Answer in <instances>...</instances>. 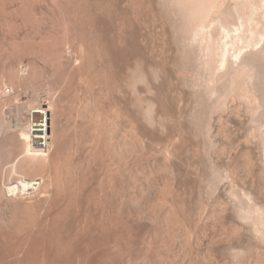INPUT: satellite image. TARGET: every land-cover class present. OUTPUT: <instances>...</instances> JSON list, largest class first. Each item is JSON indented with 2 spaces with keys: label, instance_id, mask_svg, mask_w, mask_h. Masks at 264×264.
<instances>
[{
  "label": "rangeland",
  "instance_id": "rangeland-1",
  "mask_svg": "<svg viewBox=\"0 0 264 264\" xmlns=\"http://www.w3.org/2000/svg\"><path fill=\"white\" fill-rule=\"evenodd\" d=\"M17 1V2H16ZM0 0V22L2 21V23L0 24L1 26V29H0V68H2L0 71L4 72V74L2 72H0V88L3 87V89H0V93L2 96L0 98V117H2V119L0 118L1 122H0V158L1 159V162H0V166L1 168L3 167V162L2 161H5L4 162V166L5 168L3 167L2 168V171H1V168H0V182L2 181V183H0V207L2 208V211H5V212H2L0 211V264H215L216 261L218 260V262L216 264H230L231 261H232V264H236L239 262V259H242L240 260L241 263L243 264H264L263 261H264V256L260 254V258H257L256 256H258L257 254V251H258V246L261 245V242L260 243H254L255 240H253L254 236H253V233L251 232L252 231V226L250 227V225H247L246 224H251V223H247L245 225H239L240 223V220L238 218V216L236 217L235 216V213L234 212V209H237L238 207H241V205H244L242 207H245V206H249L251 202H254V201H258V202H262L261 199L263 200V204H264V199L261 198L260 196V192L262 191V188H264V156L262 157V155H264L263 153H260L259 152H263L264 149H261L264 147V122L262 123L261 121H264V104L263 102L261 103L262 99L264 101V86H261V85H264V83H262L264 80V46L262 47V45H264V8H262L264 6V0H260L255 2L254 3L257 5H255L253 3L252 0H250V2L247 3L248 0H241V2L243 1L246 6L244 5V3L242 2V6H243V9L242 10L241 8V2L239 1V4H238V1L237 0H219L220 2L217 1V4H214L216 2V0H209L208 2L205 0H200L201 3L203 4H200V1L199 3L197 2L198 0H195L193 3L197 4L194 6L196 8H199L200 10L204 9L205 11L207 10V13L208 11L212 12V10H216L213 11L212 13H210V16L211 18H208L210 20L205 19V21L207 22L206 25L208 24V21H209V24L207 25V27H205L206 29H204V31L202 32V34L197 37L199 38L200 40H195V37L193 39V36H189V35H192V32L191 31H188L190 29H193V28H189L187 29L188 27H192L190 26L191 24L194 25V27H196V25L198 24L197 20L200 21V19L204 20V17L207 18L208 15L206 14V12H203L199 13V15L196 17L198 18L194 23L193 21H191V24H186V23H189V19L190 20H195L196 17H194L192 15L193 12H195L196 8L193 10L194 7H192V9L190 8L192 6V1L193 0H189L191 2L188 3L187 6L188 7V10L190 12V10L192 11L190 14L192 16V19L191 17H188L189 16V12L187 10L184 9L182 10V8H180L181 6L183 7L185 3H187L188 1H184L185 3H181L183 1H179V6L178 4L174 6L175 4V1L173 2L172 0H152V2L149 0H131V4H129V0H123L125 1L123 3L122 0H91V2H88L91 4H93L92 1H94L95 4H91L89 5L86 4V0H73V1H69V0H60L58 2V0H30L32 1L33 3H31L29 0ZM51 1V3H50ZM67 3H66V2ZM106 1V2H105ZM118 1V2H117ZM121 1V3H120ZM135 1V2H134ZM145 1V2H144ZM154 1V2H153ZM172 1V2H171ZM177 1V0H176ZM252 1V3H251ZM22 2V3H21ZM61 2V3H60ZM82 2V3H81ZM102 2V3H101ZM104 2V3H103ZM110 2V3H108ZM115 2V3H114ZM127 2V3H126ZM129 2V3H128ZM134 2V3H132ZM167 2V3H166ZM207 2V3H206ZM213 2V4L211 3ZM258 2H259V5H258ZM12 3V4H11ZM15 3V4H13ZM17 3V4H16ZM20 3V4H19ZM27 3V4H26ZM49 3V4H48ZM59 3V5H61V7L57 6ZM72 3V4H71ZM107 3V4H106ZM114 6H113V4ZM138 5H137V4ZM143 3V4H142ZM146 3V5H145ZM170 3V4H169ZM173 3V4H172ZM204 3H206V5L208 4V6H206ZM210 3V4H209ZM219 3V5H218ZM233 3V4H232ZM237 3V4H235ZM261 3V5H260ZM2 4V5H1ZM4 4V5H3ZM7 4V5H6ZM28 6H26V5ZM63 4V5H62ZM66 4V5H64ZM73 4L76 6L74 7ZM77 4H79L77 6ZM112 4V5H111ZM119 4V5H118ZM121 4V5H120ZM124 4V5H123ZM142 4V5H141ZM199 4L200 7H197ZM222 4V5H220ZM235 4V5H234ZM250 4V5H248ZM263 4V5H262ZM7 7H6V6ZM22 5V7H21ZM24 5V6H23ZM36 5V6H34ZM49 5V6H48ZM52 5V6H51ZM84 5V6H82ZM87 5V6H86ZM91 6V8L89 6ZM96 6V8L98 9H95L93 6ZM98 5V6H97ZM109 6V7H106ZM136 5V6H135ZM205 5V8L207 7L208 9H205L204 7H202L201 9V6H204ZM211 5V6H210ZM213 5H217L218 6V9L220 11H223V12H219L218 9H217V6H215L216 9H213ZM256 6L253 8H256V9H252L250 8V6ZM65 6V7H64ZM73 7V8H69V7ZM80 8H77L79 7ZM122 6V7H121ZM140 6V7H139ZM146 6V7H145ZM172 6V8H171ZM185 6V8L187 7ZM222 6V7H221ZM239 6V7H238ZM2 7H5V8H2ZM12 7V8H11ZM19 7V8H18ZM28 7V9H27ZM41 7L43 9H41ZM56 9H54V8ZM63 7V8H62ZM86 7V8H85ZM90 9V14L89 16H87L88 12H89V9ZM101 7H104V8H101ZM114 7V9H113ZM119 7V8H118ZM139 7V9H138ZM144 7V8H143ZM148 7V9H147ZM174 7V8H173ZM177 7V8H176ZM210 7H213L212 10H210L211 8ZM221 7V8H220ZM236 7V9H235ZM241 7V8H240ZM245 7V8H244ZM257 7L260 9H257ZM9 8V9H8ZM16 8V9H15ZM21 8V9H20ZM32 8V9H30ZM35 8V10H34ZM45 8V10H44ZM61 8V9H60ZM75 8V9H74ZM94 8V9H93ZM118 8V9H117ZM176 8V9H175ZM179 8V9H178ZM184 8V7H183ZM246 8H249V9H252L251 11ZM262 8V9H261ZM13 9V10H12ZM18 9V10H17ZM24 9H25V12H24ZM48 9V10H46ZM74 9V10H73ZM80 9V10H79ZM84 9H86V12L84 11ZM107 9V10H106ZM109 9V10H108ZM117 9V10H115ZM121 9V10H120ZM139 11V12H136V10ZM145 9V10H144ZM178 9V10H177ZM199 9L196 10V13L197 11H199ZM233 9L237 10V11H234ZM239 9V10H238ZM241 9V12L238 14V15H242L243 14V11H244V15L243 17L247 18L248 20H252L251 22L250 21H246L245 18H240L242 16H238L237 13L240 11ZM12 10V11H10ZM19 10L21 11L22 13V16L21 15H18L17 13L20 14ZM30 12H29V11ZM34 12H33V11ZM59 12H58V11ZM61 10V11H60ZM68 10V11H66ZM79 12H78V11ZM95 10V12L93 11ZM114 12H113V11ZM120 10V11H119ZM147 10V11H146ZM254 10V11H253ZM256 10V11H255ZM259 12H258V11ZM10 11V12H9ZM14 11V12H13ZM17 11V13H15ZM27 11V12H26ZM50 11V12H49ZM63 11V12H62ZM67 13H66V12ZM71 11V12H70ZM77 11V12H76ZM82 11V12H81ZM109 11V13H108ZM116 11V12H115ZM123 11V13H122ZM172 11H173V14H172ZM180 15H183V16H180L178 15V13ZM183 11V12H182ZM225 11V12H224ZM233 11V12H232ZM252 11L255 12L253 14V17L252 16ZM2 12V13H1ZM29 12V14H28ZM32 12V14H31ZM48 12V13H47ZM53 12V13H52ZM57 12V13H55ZM62 14H61V13ZM73 12V13H72ZM81 12V13H80ZM85 12V13H83ZM98 12V13H96ZM101 12V13H100ZM105 12V13H104ZM113 12V13H112ZM121 12V13H120ZM125 12V13H124ZM141 12V13H140ZM176 12V13H175ZM186 12V13H185ZM230 15L233 13V15ZM237 12V13H236ZM4 13V14H3ZM7 13V14H6ZM11 13V15H10ZM13 13V15H12ZM41 13H44L45 16H43V14L40 16ZM50 13V14H49ZM66 15H64V14ZM70 13V16H68V14ZM78 16H76L77 14ZM95 13V14H94ZM102 13H104L102 15ZM107 13V14H106ZM138 13V15H137ZM185 13V14H184ZM205 13V14H204ZM216 13V14H215ZM224 17H223V15ZM258 13V14H257ZM9 14V15H8ZM17 14V15H16ZM27 14V15H26ZM47 14V15H46ZM85 14V15H83ZM100 15V17L98 15ZM120 14V15H118ZM126 14V16H125ZM175 14V15H174ZM195 14V13H193ZM198 14V13H197ZM203 14V16H202ZM218 14V15H217ZM221 14V15H220ZM226 14V15H225ZM5 15V16H4ZM26 18H24V16ZM29 15V16H28ZM31 15V16H30ZM54 15V16H52ZM61 15V16H60ZM72 15V17H71ZM81 15V16H80ZM85 16V17H82ZM93 15V16H92ZM97 15V17L95 16ZM115 15V16H114ZM118 15V16H117ZM124 15V16H123ZM174 15V16H173ZM178 17H177V16ZM212 15L215 16V18L212 17ZM222 16L221 18L219 17H216V16ZM7 16V17H6ZM8 16H11V17H8ZM14 16V17H13ZM17 16V17H16ZM21 16V17H19ZM43 16V17H42ZM50 16L52 18H50ZM64 16V17H63ZM68 16V18H67ZM74 16H76L74 18ZM104 16V17H103ZM110 18H109V17ZM112 16L114 18H112ZM123 16V17H122ZM202 16V18H201ZM207 16V17H206ZM233 16V17H232ZM251 16V17H250ZM6 17V18H5ZM38 19H36V18ZM60 17H63V18H60ZM81 17V19H80ZM90 17V18H89ZM102 17H103V20H102ZM107 17V18H106ZM129 17V18H128ZM177 17V18H176ZM184 17V18H183ZM185 17L188 19H185ZM227 19H226V18ZM236 18L238 17L237 19H230V18ZM3 20H2V19ZM15 20H14V19ZM24 20V21H22ZM24 18V19H23ZM29 18V19H28ZM41 18V19H39ZM54 18V19H53ZM79 18V19H78ZM83 18V19H82ZM95 18V19H94ZM99 18V19H98ZM112 18V19H111ZM175 18V19H174ZM225 18V19H224ZM229 18V20H228ZM250 18V19H249ZM5 19V20H4ZM19 19V20H17ZM28 20V23L26 22ZM68 19V20H67ZM71 19V20H70ZM75 19V20H74ZM77 19V20H76ZM90 19V20H89ZM93 19V20H92ZM124 21H123V20ZM185 19V20H183ZM217 19L216 21H214L215 23H213V20ZM241 19V20H240ZM245 19V21H244ZM12 20L11 22H8V21ZM31 20H33V22H31ZM37 20V21H36ZM43 20V21H42ZM55 23H53V21ZM80 20V21H79ZM85 20L84 22H81ZM87 20V21H86ZM94 20H96L94 22ZM115 20V21H113ZM119 20V22H118ZM126 20V21H125ZM178 20V21H177ZM220 20V23H217L218 21ZM228 20V21H227ZM255 20V21H254ZM15 21H17L16 23H14ZM23 23L21 25V23ZM35 21V22H34ZM39 21L41 23H39ZM46 21V22H45ZM49 21V22H48ZM52 23H51V22ZM59 21V22H58ZM71 21V22H70ZM73 21V22H72ZM77 25H76V23ZM89 21V22H88ZM96 24V22H98ZM103 21V22H102ZM110 21V22H109ZM129 23H128V22ZM187 21L186 23H183ZM221 21H226V22H221ZM239 21L240 23H242V21L245 23L243 24H240L239 25ZM29 22H30V25H29ZM68 22V23H67ZM70 22V23H69ZM81 22V23H80ZM94 22V23H93ZM101 22V23H100ZM108 22V23H107ZM114 22V23H113ZM118 22V24L116 23ZM126 24L124 26V23ZM180 22V23H179ZM212 22V23H211ZM231 22V23H230ZM232 22H237V23H232ZM253 22V23H252ZM8 23V24H7ZM19 23V24H18ZM66 23V24H65ZM74 23V24H73ZM89 25H88V24ZM106 26H105V24ZM112 23V24H111ZM120 23V24H119ZM123 23V24H122ZM223 26H221L222 24ZM229 23L231 25H229ZM246 23H248L249 25H247ZM6 24V25H5ZM27 24V25H26ZM46 24V25H45ZM55 26H54V25ZM79 24V25H78ZM82 24V25H80ZM91 24V25H90ZM94 24V25H93ZM108 24V26H107ZM109 24H110V27H109ZM117 24V25H115ZM122 24V26H121ZM128 24V25H127ZM180 24V25H179ZM182 24V25H181ZM212 25L214 24V28H215V32H214V28L213 26H210L209 25ZM219 24V25H217ZM225 24V25H224ZM252 24V25H251ZM9 25V27H8ZM15 25H18V27H13ZM29 25V27H28ZM41 25H45L44 27L41 26ZM64 25V26H63ZM70 27H69V26ZM72 25H74L72 27ZM78 26L76 28V26ZM85 25V26H83ZM87 25V28H85ZM101 26V28L104 29L107 27V30H104L102 32L101 29L98 28V26ZM178 25V26H176ZM187 27H186V26ZM233 25V26H232ZM246 25L248 26V28H246ZM13 28H12V27ZM21 26V27H20ZM24 26V27H23ZM27 26V27H26ZM33 26V27H31ZM58 26V27H57ZM66 26V27H65ZM68 26V27H67ZM95 27V29L93 27ZM119 26V28H118ZM124 26V28H123ZM127 26V27H126ZM131 26V28H130ZM134 26V27H133ZM185 26V28H184ZM242 26V27H241ZM245 26V27H243ZM250 26V27H249ZM4 27V28H3ZM50 27V28H48ZM75 27V28H74ZM80 27V28H79ZM84 27V28H83ZM97 27V28H96ZM115 28V29H112ZM117 27V28H116ZM223 29L220 30V28ZM228 27V28H227ZM8 28V29H6ZM23 28V29H22ZM26 28V29H25ZM29 28V29H28ZM32 28V29H30ZM37 28V29H36ZM41 28V29H40ZM44 30H43V29ZM67 28V29H65ZM70 28H72V30L70 31ZM92 28V29H91ZM109 28V30H108ZM128 28V30H126ZM177 28V29H176ZM212 28V29H211ZM219 28V29H218ZM244 28V29H243ZM12 29V31H11ZM19 29V30H18ZM39 29V30H38ZM48 29V30H47ZM54 31L50 33V30ZM74 29V30H73ZM77 29V30H76ZM82 31H81V30ZM85 29V30H84ZM89 29V30H88ZM97 29V30H96ZM118 29V30H117ZM121 29V30H119ZM123 29V30H122ZM131 29V31H130ZM179 29V30H178ZM228 29V31L226 30ZM238 29V31H237ZM5 30H6V33H5ZM15 33L17 32V34H13L14 31ZM21 30V31H20ZM24 30V31H22ZM28 30H29V33H28ZM37 30V33H35ZM42 30V31H41ZM47 30V32H46ZM67 30L69 31L68 33ZM88 30V32H87ZM99 30V31H98ZM101 30V31H100ZM114 30V31H113ZM116 30V31H115ZM125 30V31H124ZM133 30V32H132ZM186 30V32H185ZM213 31V33H210L209 35V31ZM220 30V31H219ZM231 30V31H229ZM241 30V31H240ZM35 31V32H33ZM62 34H61V32ZM92 31V33H91ZM109 31V32H108ZM110 31L111 34H110ZM121 31V32H120ZM128 31V32H126ZM210 31V32H211ZM218 31V32H217ZM224 31V32H223ZM2 32V34H1ZM21 32V33H20ZM24 32V33H23ZM27 32V33H25ZM30 32L32 34H30ZM40 32V33H38ZM46 34H45V33ZM72 32V33H71ZM76 32L78 34H76ZM86 32H87V35H86ZM90 32V33H89ZM125 32V33H124ZM223 32V33H222ZM243 34H242V33ZM4 33V34H3ZM20 33V34H19ZM42 33V34H41ZM58 33V34H57ZM71 33V34H70ZM99 35H98V34ZM108 33V34H106ZM116 33V34H115ZM127 33V34H126ZM132 35H131V34ZM184 33V34H183ZM189 35H188V34ZM222 33V34H221ZM232 33V34H230ZM241 33V34H240ZM259 33V34H258ZM8 36V38H12L11 40L9 39H6V36ZM12 34V35H11ZM28 34V35H26ZM34 34V35H33ZM44 34V35H43ZM74 34V36H73ZM80 34V35H79ZM81 34L83 36H81ZM93 34V35H91ZM102 34L104 35L103 37L106 38V43L108 41V43H110L111 45L113 46H109V44L107 45L108 47L112 48H117V51L118 54L121 52H123V55H127L128 51L127 49H130V53L129 55L132 53L131 57H129L130 59V64L131 65V70L130 68L127 69L126 68V72L128 75L129 73H131L128 77H127V74L126 73H122L121 76H123V79H120L122 78L120 75H119V79L121 80L120 82L118 81L117 82V79H113L114 81H110L112 80V76L113 75H116V67L114 69V66H111L113 65L112 63V60H109L110 57H106L104 54L100 56V54H102V43H100L99 45V42L101 41L102 42ZM136 37H134L135 35ZM183 34V35H182ZM219 34V37L218 35ZM221 34V35H220ZM225 34L227 36H225ZM236 36H233L235 35ZM245 34V36H244ZM257 34L258 36H261V38L258 36L255 35ZM20 37H19V36ZM25 35V37L23 36ZM39 35V36H37ZM47 35V36H46ZM50 35H51V38H50ZM57 36V38L55 36ZM71 35V36H70ZM76 35V36H75ZM79 35V36H78ZM86 37H85V36ZM89 35V36H88ZM106 35V36H105ZM120 35V36H118ZM122 35V36H121ZM125 35V36H124ZM127 35V36H126ZM208 37H206V36ZM218 39H217V37ZM224 35V37L222 36ZM241 35H242V39H241ZM247 35V36H246ZM1 36H5L4 39H2L3 37ZM22 36V37H21ZM29 36V37H28ZM32 36V37H31ZM45 36V37H44ZM60 36V37H59ZM66 38H65V37ZM93 36V37H92ZM95 36V37H94ZM98 36V37H97ZM101 36V37H100ZM117 36V37H116ZM132 36V37H131ZM181 36V37H180ZM183 36V37H182ZM188 36V37H187ZM202 36H205L204 39H207L206 41L202 38ZM216 38H214V37ZM230 36V37H229ZM240 36V38H239ZM244 36V37H243ZM251 36V37H249ZM13 37H15L13 39ZM24 37V39H23ZM34 37V38H33ZM44 37V38H43ZM53 37V38H52ZM72 37L74 40H72ZM79 40H78V38ZM92 37V38H91ZM100 37V39L97 41L95 39H98ZM113 37V38H112ZM124 39H122V38ZM125 37V38H124ZM134 37V38H133ZM186 37V38H185ZM201 37V38H200ZM211 39H210V38ZM213 37V38H212ZM228 37V38H227ZM233 37V38H232ZM235 37V39H234ZM253 37H256L253 38ZM28 38H31V39H28ZM46 38V40H45ZM63 38V39H62ZM70 38V39H68ZM82 38V39H81ZM88 38V39H86ZM91 38V39H90ZM109 40H108V39ZM112 39V42H111V39ZM116 38V39H115ZM128 38V39H127ZM188 38V39H187ZM190 38V40H189ZM221 38V39H220ZM227 38V39H226ZM243 38L246 39V41L253 43L255 42V46H253V44L251 45V43H246L245 39L243 40ZM1 39L3 40L2 43H1ZM22 39V40H21ZM48 39V40H47ZM77 39V40H76ZM93 39V41H92ZM118 39V40H117ZM122 39V40H121ZM131 39H134V40H131ZM183 39V40H182ZM185 39V40H184ZM193 39V40H192ZM210 39V40H209ZM220 39V40H219ZM233 39V40H232ZM242 41H241V40ZM261 39V40H259ZM9 40V41H8ZM30 40V41H29ZM32 40V41H31ZM43 40V41H41ZM65 40V41H64ZM69 40V41H68ZM91 40V41H90ZM115 40V41H114ZM126 40V41H125ZM130 40V41H129ZM137 40V41H136ZM188 40V42H187ZM217 40L218 41H221V45L224 47L222 48H219L221 47V45L219 44L218 42V47H214V42ZM227 40V41H226ZM232 40V42H231ZM236 40H239L240 43ZM254 40V41H253ZM257 40H259L257 42ZM8 43H6V42ZM15 41V42H14ZM41 41V42H40ZM54 41V42H53ZM61 41H62V45L61 44ZM67 41L69 42L68 45H67ZM77 41V42H76ZM79 41V42H78ZM85 43H84V42ZM96 41V42H95ZM122 41L124 43H122ZM180 41L182 42L180 43ZM204 41V42H203ZM210 41V42H208ZM229 41V42H228ZM236 41L237 42V45H236ZM244 41V42H243ZM262 41V42H261ZM11 42V43H10ZM15 44H13V43ZM40 42V43H39ZM46 42V44H44ZM50 42V43H49ZM64 42V43H63ZM71 42V43H70ZM98 42V47L95 43ZM117 42H118V45H117ZM127 42V43H126ZM200 45V46H197L196 44ZM208 42V49L207 51L205 49H207V44L205 45V43ZM225 42V43H224ZM243 42L242 45H240L241 43ZM261 42V43H260ZM19 43V44H18ZM21 43V44H20ZM24 43V45H23ZM28 43H31L29 44L30 47L29 49L27 50L28 48ZM39 43V44H38ZM52 43V45H51ZM56 43V44H55ZM81 43V44H79ZM86 45H84V44ZM91 43V44H90ZM135 45H133V44ZM137 43L139 45H137ZM188 43V44H187ZM229 43V44H228ZM239 43V44H238ZM258 43V45H257ZM260 43V44H259ZM4 44V45H2ZM7 44V45H6ZM27 44V45H26ZM35 46H34V45ZM73 44V45H72ZM78 44V45H77ZM93 44V45H92ZM123 44V45H121ZM186 44V45H185ZM191 44V45H190ZM194 44L197 46H194ZM204 44V45H203ZM210 44V45H209ZM212 45V47H214V51L212 49V47H210ZM225 44V45H224ZM231 44V45H230ZM234 44V46H233ZM9 45V46H8ZM15 45V46H14ZM17 45V46H16ZM22 46L21 48H19L20 46ZM37 45V46H36ZM39 45H41L39 47ZM43 45V46H42ZM70 45V46H69ZM73 47H72V46ZM83 46V48H81V46ZM89 45V46H88ZM106 45V44H105ZM126 45V46H125ZM129 45V46H128ZM190 45V46H189ZM193 45V46H192ZM230 45V46H229ZM4 46H6L4 49ZM8 46V47H7ZM25 46V47H24ZM31 46H34L33 48ZM61 46V47H59ZM65 46V48L63 47ZM87 46V47H86ZM96 46V47H95ZM101 46V47H99ZM117 46V47H116ZM131 46V48H130ZM133 46V47H132ZM137 48H135V47ZM140 46V47H139ZM182 46V47H181ZM188 46V47H187ZM241 46V47H239ZM243 46V47H242ZM247 46V47H246ZM255 47V51H254V48H252L250 50V47ZM257 46V47H256ZM17 49H16V48ZM24 47V49H23ZM44 47H47V48H44ZM51 47V48H50ZM54 47V48H53ZM58 47V48H57ZM77 47V48H75ZM90 47V48H88ZM92 47V48H91ZM120 47V48H119ZM190 47V48H189ZM193 47V48H192ZM194 47H196L194 49ZM199 47V48H198ZM200 47H204L202 50H200ZM225 47L227 49H225ZM231 47V48H230ZM234 47V48H233ZM238 47V48H236ZM12 48V50H11ZM18 48H19V51H18ZM32 50H31V49ZM36 48H38L36 50ZM49 48V49H48ZM64 49L62 51V49ZM67 48V49H66ZM69 48V49H68ZM74 48V49H73ZM88 48V49H87ZM97 48V50H96ZM101 48V49H99ZM106 48V47H105ZM113 48V49H114ZM126 48V49H124ZM136 49V50H131V49ZM182 48V50H181ZM187 48V49H186ZM217 48H219L220 50L219 51H215V49L217 50ZM243 50H242V49ZM249 48V49H248ZM258 48V50L256 51V49ZM261 48V49H260ZM263 48V49H262ZM48 49V50H46ZM122 49V50H121ZM191 49V50H190ZM194 49V51L192 50ZM200 51H198V50ZM229 49V51H228ZM235 49V50H234ZM237 49V50H236ZM242 52H241V50ZM246 49V50H245ZM11 50V51H10ZM14 50V52H13ZM21 50V51H20ZM24 50H25V54H26V51H27V55L30 54V56H26L24 54ZM34 50V51H33ZM57 50V51H56ZM79 52H78V51ZM82 52H81V51ZM93 53H91V51ZM116 50V49H115ZM141 50V51H140ZM196 50V51H195ZM212 50V51H211ZM227 52V54H225L223 51ZM234 50V52H232ZM239 50V51H238ZM249 50V51H248ZM262 50V51H260ZM4 51V52H3ZM19 54H18V52ZM23 51V52H22ZM28 51H31V52H28ZM36 51V52H35ZM40 51V53H39ZM46 54V52H48ZM62 51V52H61ZM72 51V52H71ZM88 54H87V52ZM97 51V52H96ZM99 51V52H98ZM134 51V52H133ZM190 51V52H189ZM202 51V52H201ZM212 52L209 53L208 52ZM245 51V52H244ZM54 52V53H53ZM60 52V53H59ZM66 52V54H65ZM70 52V53H69ZM74 52L76 55H74ZM90 52V53H89ZM140 52V53H139ZM188 52V54H187ZM194 52V53H193ZM203 53V54H198V53ZM207 52V54H206ZM214 52H217V54L215 53V55H213ZM219 52L223 53V54H218ZM241 52V53H240ZM2 53V54H1ZM16 53V54H15ZM37 53V54H36ZM39 53V54H38ZM52 53V54H51ZM56 53V56L54 57ZM80 53L83 55H80ZM84 53H86L84 55ZM100 53V54H99ZM120 53V54H121ZM127 53V54H126ZM186 53V55H185ZM192 53V54H191ZM197 53V54H196ZM204 53H205V59L204 58ZM236 53L235 55H232ZM241 55H244L243 57L240 56ZM246 53H247V57H246ZM22 54V55H21ZM24 54V55H23ZM32 54H35V55H32ZM43 54V55H42ZM54 54V55H53ZM63 54V56L61 55ZM97 55L96 57L94 56ZM147 56H146V55ZM193 54H194V57H193ZM225 54V55H224ZM229 54V56H228ZM20 55V56H19ZM37 55V56H36ZM41 55V56H40ZM47 55V56H46ZM58 55V56H57ZM66 55V56H65ZM69 55V56H68ZM91 55V56H90ZM135 56V60H132L133 57ZM188 55V56H187ZM191 55V56H190ZM199 57H198V56ZM210 56V57H207V56ZM217 55L219 56L218 58H224V62L223 64H225L227 66V68L223 65L225 68L224 70L222 69V75L224 74V77H221L219 72L221 71V68H218V62L216 63V61H218L219 59L216 58ZM223 55V56H222ZM240 56V57H237ZM23 56V57H22ZM39 56V57H38ZM50 56H53L54 58L51 59ZM68 56V57H67ZM82 56V57H81ZM128 56V55H127ZM201 56V57H200ZM203 56V58H202ZM212 56L214 57L215 56V61H214V58L212 59ZM229 58H228V57ZM235 56V57H234ZM259 56V57H258ZM22 57V59L20 58ZM48 57V58H47ZM58 57V58H57ZM64 57V61L62 62V59ZM89 57H91L89 59ZM95 57V58H93ZM140 57V58H138ZM144 57V58H143ZM147 57V58H145ZM188 57V58H187ZM231 57V58H230ZM257 59H256V58ZM261 57V58H260ZM263 57V58H262ZM4 58V59H3ZM23 58H24V61H23ZM33 58V59H32ZM39 58V59H38ZM60 58V59H59ZM70 58V59H69ZM83 58V59H82ZM105 60H102L104 59ZM108 58V60H107ZM142 58V60H141ZM196 58H199L198 60H201L202 58V61L203 62V59L206 61V63L204 64H207L209 61H212L210 65H212V63L214 62L216 64V68L214 67L215 64H213V67L209 65V63L207 64V66L209 67H206V65H204L203 63H199V61L195 60ZM212 60H211V59ZM234 58V60H233ZM20 59V64L18 63ZM42 59L44 61V63L42 62ZM67 61H66V60ZM69 59V60H68ZM111 59V58H110ZM138 59V60H137ZM144 59V61H143ZM146 59V60H145ZM189 59H194V61L192 60H189ZM218 59V60H217ZM220 59V60H221ZM228 59V62H226V60ZM236 59V60H235ZM244 59V60H243ZM249 59V60H248ZM259 59V60H258ZM5 62H4V61ZM18 60V61H17ZM48 60V63L46 62ZM60 60V61H59ZM72 60V62H71ZM82 60V61H81ZM137 60V61H136ZM150 60V61H149ZM220 60H219V63H220ZM239 60V61H237ZM248 62H246V61ZM262 60V61H260ZM3 61V62H2ZM22 61V62H21ZM35 61V62H33ZM70 61V63H69ZM86 61V62H85ZM107 61V62H105ZM111 61V62H110ZM131 61H133V63H131ZM142 61V62H141ZM189 63H188V62ZM208 61V62H207ZM222 61V60H221ZM229 61H234L229 63ZM244 61V62H243ZM255 61V62H254ZM258 61L261 63H258ZM7 62L9 64H7ZM17 64V67H16V64ZM32 62V63H31ZM41 62V63H40ZM56 64H54V63ZM65 62V63H64ZM78 62V63H77ZM84 64H82V63ZM85 62V63H84ZM89 62V63H87ZM97 64H95V63ZM101 62V63H100ZM104 62V63H103ZM110 62V63H109ZM147 66H145L146 64ZM151 62V63H150ZM199 64H198V63ZM237 62V63H236ZM30 63V64H28ZM36 63V64H35ZM46 63V64H45ZM52 63V64H51ZM61 63V64H60ZM68 63V64H67ZM76 63V64H75ZM93 63V65H92ZM100 63V65H99ZM105 63H109V64H105ZM144 63V64H143ZM166 63V64H165ZM198 65H197V64ZM241 63H245V64H241ZM250 63V64H249ZM252 63V67L250 66ZM257 65V67L261 68V69H258L257 67H254V65ZM14 64V65H13ZM65 64V65H64ZM70 64V65H69ZM79 64V65H78ZM89 65L88 67L86 65ZM105 67H103V65ZM111 64V65H110ZM136 64V65H135ZM141 64V65H139ZM151 64V65H149ZM165 64V65H164ZM194 64V65H193ZM200 64H202L201 68H200ZM229 64L230 67H232V69H230L228 71V67H229ZM236 64V65H235ZM239 64V66L237 65ZM241 64V65H240ZM249 64V65H248ZM11 65V66H10ZM26 65V66H25ZM48 67H47V66ZM74 65V66H73ZM82 66V69L81 66ZM95 65V66H94ZM98 65V66H97ZM102 65V66H101ZM108 65V67H107ZM110 65V67H109ZM135 67H134V66ZM139 67H138V66ZM197 65V66H196ZM220 65V66H221ZM233 65V66H232ZM248 67H247V66ZM3 66V67H2ZM20 66V67H19ZM23 66V67H22ZM51 66V67H50ZM56 66V67H55ZM60 66V67H59ZM65 66V67H64ZM69 66V67H67ZM73 66V67H72ZM79 66V67H78ZM133 66V67H132ZM144 66V67H143ZM150 66V67H149ZM194 66V68H193ZM219 66V67H220ZM236 68H235V67ZM243 66V67H242ZM250 66V67H249ZM26 67V68H25ZM33 67V68H32ZM47 67V68H46ZM55 67V68H54ZM65 68V69H62ZM92 67V68H91ZM95 67V69H94ZM99 67V68H98ZM103 67V68H102ZM108 69H107V68ZM141 67H143L144 69H140ZM147 67H149V69L152 70V73L151 70H149ZM201 70V73H205V74H202L200 73V70ZM212 67L213 69H216V71L218 72H215L212 68L209 70V68ZM222 67V66H221ZM237 67H239V72L241 74H243L241 76V74L239 73L238 76L239 78L236 77L235 74L236 71L234 72L235 69H238ZM242 67V68H241ZM246 67V68H244ZM5 68V69H4ZM35 68V69H34ZM49 68V69H48ZM52 68V69H51ZM58 68H61L59 70H57ZM68 68V69H67ZM74 68H79V74L77 75L78 73V69H74ZM101 68V69H100ZM106 68V69H105ZM137 68V69H136ZM204 68L205 71H207L209 74L212 75L213 72V77L211 75H209L208 73H206L205 71H202ZM208 68V69H207ZM223 68V67H222ZM234 68V69H233ZM250 68V69H249ZM257 68V69H256ZM9 69V70H8ZM16 69V70H15ZM29 69V70H28ZM32 69V72H30ZM43 69V70H42ZM54 69V70H53ZM70 69V70H69ZM87 71H86V70ZM104 69V70H103ZM111 69V70H110ZM113 75L111 74V72H114ZM140 69V71H139ZM198 69V70H196ZM220 69V70H219ZM226 69V70H225ZM244 69V70H243ZM245 69L247 72H251V70H253L254 72H256L259 76H257V74L255 73H247L245 72ZM256 69V70H255ZM6 70V71H5ZM19 70V71H18ZM42 70V71H41ZM49 70V71H48ZM52 70V71H51ZM66 70V71H65ZM74 70V71H72ZM85 70V73H87L86 75L83 73ZM90 70V71H89ZM94 70V71H92ZM98 72H97V71ZM136 70V71H134ZM147 70V71H145ZM149 70V71H148ZM219 70V71H218ZM233 70V71H232ZM242 70V71H241ZM259 70H262L259 72ZM21 71V72H20ZM36 71V72H35ZM38 71V72H37ZM57 71V72H55ZM72 71V73L70 72ZM82 71V73H81ZM92 71V72H91ZM96 71V72H95ZM104 71V72H103ZM110 72V75L108 74V72ZM120 71V70H119ZM134 71V72H133ZM230 72L229 74L226 75V72ZM7 72V73H5ZM11 72V73H10ZM22 72H24V74L26 75V77L23 75L22 76ZM48 72V73H47ZM55 72V73H54ZM66 76H63L65 73ZM90 72V73H89ZM118 72V71H117ZM122 72V71H121ZM141 72V73H140ZM149 72V74L147 73ZM235 74H234V73ZM245 72V73H244ZM263 72V73H262ZM15 73V74H13ZM19 73V74H18ZM27 73V74H26ZM32 73V74H31ZM35 73V75H34ZM36 73H39V74H36ZM58 73V74H57ZM61 73L63 74L61 76ZM76 73V74H75ZM97 73V74H96ZM101 73V75L99 74ZM146 75H145V74ZM249 74L250 76L247 77V74ZM10 74V75H9ZM55 74V75H54ZM105 74V75H104ZM107 74L109 76H107ZM126 74V75H125ZM143 74V75H142ZM216 76H215V75ZM244 74H246L244 76ZM254 76H253V75ZM9 75V76H8ZM19 75H21V77L23 78H17V76L19 77ZM28 75V76H27ZM37 75V76H36ZM53 75V76H52ZM150 75V77H149ZM153 75V76H151ZM155 75V76H154ZM158 75V76H156ZM201 78H199L198 77ZM208 75V76H207ZM230 75H234L238 80H241V82H238V80H236V78L233 76H230ZM8 76V77H7ZM15 77V79L17 80H14L12 79V77ZM32 76V78H31ZM34 76V77H33ZM40 76V77H39ZM42 76V77H41ZM44 76V77H43ZM48 78H47V77ZM58 76V77H57ZM72 76V77H71ZM91 76V77H90ZM92 76H94L92 78ZM104 76V77H103ZM137 76V77H136ZM144 76V78H143ZM220 76V77H219ZM230 79H229V77ZM7 79H6V78ZM13 77V78H14ZM25 77V78H24ZM30 77V78H28ZM46 77V78H45ZM56 77V78H55ZM114 78H116L115 76H113ZM127 77V80H125V78ZM149 77V78H147ZM155 77V78H154ZM214 77H216V79L218 78V82L217 80H215L216 83H214ZM242 77V78H241ZM245 77V78H243ZM253 78V80L251 81L250 79ZM256 77V79L254 78ZM4 78V79H3ZM36 78V79H34ZM40 78V79H38ZM42 78V79H41ZM108 78V79H107ZM205 78V80H204ZM207 78V79H206ZM209 78V80H208ZM210 78L213 79V85L214 87L218 88L216 89V91H221V92H217L215 94V96H212V95H209L210 93L207 92L208 90H206L207 87H205V83H206V86L208 85V87L210 86L209 84H212L210 83ZM220 78V79H219ZM224 78V79H223ZM262 78V80L260 79ZM12 79V81L9 83V80ZM23 79V80H22ZM34 79V80H33ZM102 79L103 82H101L100 80ZM104 79V80H103ZM118 79V80H119ZM146 79V80H145ZM155 79V80H154ZM158 79V80H157ZM198 79H199V82H198ZM221 79H223L221 81ZM230 81H229V80ZM235 79V80H234ZM245 79V82L243 83ZM248 79V81H247ZM255 79V80H254ZM260 79V80H259ZM5 80V81H4ZM22 80V81H21ZM24 80H26L28 83H31V84H28L26 81L23 85L22 82H24ZM109 80V81H108ZM143 80V81H142ZM149 80V82L147 81ZM157 80V81H156ZM197 80V82H196ZM202 82H201V81ZM204 80V82H203ZM219 80L222 82V85L219 83ZM227 84H226V82ZM232 80V81H231ZM41 81V82H40ZM105 81V83H104ZM107 81V83H106ZM117 82V85H120L117 87L116 84H114V82ZM123 81V82H122ZM126 83H125V82ZM129 83H128V82ZM139 81V82H137ZM140 81L142 83H140ZM146 81V82H145ZM152 81V82H151ZM206 81V82H205ZM234 81L236 83H238V85L234 84ZM248 85H250L248 87ZM254 81V82H253ZM259 81V82H258ZM21 82V84H19ZM35 82V83H34ZM39 82V83H38ZM112 84H111V83ZM115 82V83H116ZM144 82V83H143ZM230 82V83H229ZM253 82V83H251ZM5 83V84H4ZM14 83V84H13ZM18 83V84H17ZM37 83L39 85H37ZM104 83V84H102ZM119 83V84H118ZM134 83V84H133ZM147 83V84H146ZM161 83V85H160ZM195 85H193V84ZM199 83V84H198ZM224 83V85H223ZM231 83L234 84V86H239L238 88L235 86L232 85V88H237L236 89H231L230 86H231ZM243 83V84H242ZM246 83V84H245ZM256 86H255V84ZM259 83V85H258ZM261 83V84H260ZM15 86H13V85ZM110 86H109V85ZM114 84V86H113ZM133 84V85H132ZM219 86H218V85ZM240 84H242V86L245 88V89H240V92H238L239 88H241L242 86H240ZM253 84V86L251 85ZM17 85V86H16ZM20 85V86H19ZM23 85V86H22ZM29 85V87H28ZM32 85V87H31ZM125 87H124V86ZM128 85V86H127ZM130 85V86H129ZM149 85V86H148ZM152 85V86H150ZM156 85V86H155ZM157 85H159L157 87ZM201 85V87H200ZM204 85V87H203ZM217 85V86H216ZM245 85V86H244ZM6 86V87H5ZM19 86V87H18ZM27 87L28 89L24 88ZM116 86V87H115ZM161 86V87H160ZM164 86V88H162ZM199 86V87H198ZM212 86V85H211ZM227 86L233 90L231 92V90L229 88H227ZM252 86V90H250V87ZM258 86V88H257ZM5 87V88H4ZM11 87V88H10ZM18 87V88H16ZM21 87V88H20ZM30 87H31V90H30ZM107 87V88H106ZM108 87H112L113 89H110ZM115 87V88H114ZM133 87V88H132ZM147 87V88H146ZM151 87V89H150ZM156 87V88H155ZM199 88L197 90V88ZM220 87V88H219ZM223 87V88H222ZM226 87V88H225ZM261 88V90L259 91V89ZM7 88V89H6ZM9 88V89H8ZM36 88V89H34ZM122 88V89H121ZM125 88V89H124ZM127 88V89H126ZM144 88V89H143ZM159 88H161L159 90ZM195 88V89H194ZM203 88V89H202ZM212 88V87H211ZM222 88V90H221ZM249 88V90H248ZM21 89V90H19ZM117 89V90H116ZM129 89V90H128ZM132 89H135L132 91ZM213 89V88H212ZM225 89V91H224ZM227 89V90H226ZM229 89V91H228ZM255 89V92L254 90ZM13 90H16L13 92ZM20 92H19V91ZM35 90V91H34ZM105 90V91H104ZM107 90H112V91H109L107 92ZM119 90H120V93H119ZM123 90V91H122ZM149 90V91H148ZM153 90H157L156 92H154ZM162 90V92H161ZM167 90V91H166ZM204 90L206 92H204ZM210 90V88H209ZM234 90H236L237 92H235ZM241 90L242 92L245 90V92H250L253 96H255V98H257L262 92L261 96L259 97H262V98H257L255 99L254 97V100H256L254 103L252 101V97L246 93H241ZM247 90V91H246ZM258 90V94L256 93ZM5 93H4V92ZM20 93H18V92ZM115 91V92H113ZM122 91V92H121ZM129 91V92H128ZM148 91V92H147ZM197 91V92H196ZM200 91V92H199ZM211 91V90H210ZM253 91V92H252ZM49 92V93H47ZM106 92V93H105ZM117 92V93H116ZM132 93V94H129V93ZM136 92V93H135ZM158 92V94H157ZM166 92V94L164 93ZM199 92V94H198ZM222 92H226L224 94V96L227 94L228 96H225L226 98H228V100L224 99L225 97L223 96ZM260 92V94H259ZM5 94L4 96L2 95ZM9 93V94H8ZM16 93V94H15ZM18 93V94H17ZM113 93V94H111ZM124 93H126L124 95ZM134 93V94H133ZM222 95H220V94ZM231 93V95H230ZM233 93L234 96H233ZM237 93V94H236ZM240 93V95H239ZM255 93V94H254ZM12 94V95H11ZM14 94V95H13ZM34 94V95H33ZM116 96L115 98H111L112 96ZM117 94V95H116ZM120 94V95H119ZM165 96V98L162 96ZM195 94V95H194ZM9 95V96H7ZM24 95V96H23ZM26 95V96H25ZM46 95V96H45ZM48 95V96H47ZM122 95V98L120 97ZM130 95V97H129ZM133 95V96H132ZM150 95V96H149ZM154 95V96H153ZM160 95V96H159ZM213 97L214 100H212L211 98H208L207 97ZM219 95V96H218ZM230 95V96H229ZM237 95V97L235 98V96ZM243 95V96H242ZM244 95H246L247 97L249 96L250 97V101L249 102V105H248V102H247V98L246 96L244 97ZM258 95V96H257ZM7 96V97H5ZM21 96V97H20ZM53 96V97H52ZM108 96V97H107ZM111 96V97H110ZM127 98H126V97ZM133 97V100L132 101V97ZM167 96L168 99H167ZM195 96V98H194ZM218 96V98L215 99V97ZM257 96V97H256ZM52 97V98H50ZM55 97V98H54ZM152 97V98H151ZM155 97V98H154ZM158 97V98H157ZM159 97L162 99L160 101ZM205 97V98H204ZM220 97V98H219ZM221 97L224 99V101H228L226 102V105L229 106L227 107L226 105L224 106H220V102L218 104V102H216L217 100H220L223 104H225L223 102V100L221 99ZM232 97V98H231ZM240 97L242 98V100H244V103H242ZM9 98V99H8ZM15 98H17L15 100ZM121 98V99H120ZM136 98V99H135ZM148 99V100H145L144 99ZM154 98V99H153ZM174 98V99H173ZM177 98V99H176ZM203 100H202V99ZM235 98V99H234ZM26 99V100H25ZM51 99V100H50ZM53 99V100H52ZM116 99H119L117 100V104L114 103V100ZM170 99V100H169ZM201 99V100H199ZM206 99V100H205ZM211 99V100H209ZM232 99V100H231ZM259 99V103L257 102ZM261 99V101H260ZM7 100V101H5ZM12 100V103L13 104H16L14 106H12L13 104L10 102ZM18 100V101H17ZM20 100V101H19ZM43 100V101H42ZM113 100V101H112ZM128 100H130L128 102ZM151 100V102H150ZM164 100V102H163ZM179 100V101H177ZM235 100V101H234ZM239 100V102L237 101ZM249 100V98H248ZM6 103H5V102ZM53 101V102H52ZM122 101V102H120ZM147 101V102H146ZM166 101V102H165ZM172 101V102H170ZM195 101V102H194ZM206 101V102H205ZM209 101H213V102H209ZM234 103H233V102ZM6 105H2L4 103ZM9 102V103H8ZM19 102V103H17ZM24 102V104H23ZM39 102V103H38ZM44 102V103H43ZM47 102V103H46ZM50 102V103H49ZM81 102V103H80ZM146 102V103H145ZM150 102V103H149ZM159 105H157L158 103ZM175 102V103H174ZM177 102V104H176ZM204 102V104H203ZM216 102V103H215ZM232 102V104H231ZM236 102V103H235ZM238 102V103H237ZM246 102V103H245ZM8 103V104H7ZM11 103V105H10ZM49 103V104H48ZM55 103V105H54ZM71 103V104H70ZM131 103V104H130ZM133 103V104H132ZM148 103V104H147ZM157 103V104H156ZM161 103H163L161 105ZM167 103V104H166ZM195 103V104H194ZM221 103V105H222ZM241 103V104H240ZM251 103V104H250ZM255 103H258L259 105L256 106ZM41 104V105H40ZM44 104V105H43ZM124 104V105H123ZM127 104V106L125 105ZM155 104V105H154ZM165 104V105H164ZM170 104V105H168ZM174 104H176L175 106H173ZM180 104H182L181 106V109H180ZM199 104V105H198ZM210 104V105H209ZM235 104V105H233ZM237 104V105H236ZM240 104V105H239ZM254 106H253V105ZM261 104V105H260ZM263 104V106H262ZM2 105V106H1ZM19 105V106H18ZM36 105V106H35ZM40 105V106H39ZM49 105V107L52 109L51 113H53L52 115L54 116L53 120H52V124H54L53 126V139H50L51 142L46 146L43 141L41 140V137L39 135V133H37V135L35 134L32 138V140L29 142H26L28 141V138L27 137L29 136V134L27 133L30 126L33 125L35 126L34 124L38 122V124H36L38 127L41 126V122H43V119L40 117V114H35V115H32L31 114V110H37L39 109L38 107H43V108H46L47 106ZM54 105V107H53ZM66 105V106H65ZM79 105V106H78ZM93 105V106H92ZM96 105V106H95ZM120 105V106H119ZM123 105V106H122ZM132 105V106H131ZM135 108H134V106ZM148 105V106H147ZM164 105V107H163ZM194 105V106H193ZM207 105V106H206ZM213 105V106H211ZM244 105H245V108H244ZM247 105L248 107L250 106V108L246 109L247 108ZM5 108H4V107ZM7 106V107H6ZM16 106V107H15ZM22 106V107H21ZM26 106V107H24ZM30 106V107H29ZM69 106V107H68ZM91 106V107H90ZM116 108H115V107ZM117 106H118V109H117ZM131 106V107H129ZM151 106V108H150ZM155 106V107H154ZM158 106V107H157ZM162 107V108H159ZM198 106V107H197ZM206 106V107H205ZM215 106V107H214ZM256 106V107H255ZM263 108H261V107ZM14 107V108H13ZM19 107V108H18ZM29 107V108H28ZM37 107V109H35ZM100 108V109H96L95 108ZM121 107V109H120ZM123 107V108H122ZM129 107V108H127ZM149 107V108H148ZM165 107L167 109H165ZM174 107V108H172ZM197 107V109H196ZM216 107L217 110H216ZM220 107H223V108H220ZM231 107V108H230ZM239 107V108H238ZM259 107V108H258ZM12 108V109H11ZM22 108V109H21ZM91 108V109H90ZM115 108V109H113ZM153 108V109H152ZM159 108V109H157ZM164 108V109H163ZM173 109L172 112H175V113H172L171 115V110L170 109ZM180 110H179V109ZM182 108H186L185 110L182 109ZM191 108V109H190ZM192 108H195L197 114H195V110ZM200 110H199V109ZM212 108V109H211ZM225 108V109H224ZM237 108V109H236ZM254 108V109H252ZM256 108H257V111L256 112ZM261 108V109H260ZM3 109V110H2ZM6 109V110H4ZM9 109V110H8ZM19 109V110H18ZM120 109V110H119ZM125 111H123V110ZM133 109V110H132ZM148 109V110H147ZM162 109V110H161ZM169 109V110H168ZM205 109V110H204ZM224 111H222V110ZM233 109V110H231ZM235 109V110H234ZM243 109V110H242ZM245 109V110H244ZM250 109V112L248 113L247 111H249ZM260 109V110H258ZM8 110V112H7ZM13 110V112L11 111ZM17 110V111H16ZM21 110V111H20ZM23 110H27L26 112H28V114ZM30 110V111H28ZM54 110V111H53ZM95 112H93V111ZM99 110V111H98ZM120 112V115H119V112ZM121 110L124 114L121 113ZM127 110V111H126ZM130 110V113H128ZM132 110V111H131ZM136 110V111H135ZM153 110V111H151ZM155 110V111H154ZM158 110V112H157ZM164 110V111H163ZM176 110V111H175ZM179 110V111H178ZM191 110V111H190ZM213 110V111H212ZM219 110V111H218ZM228 110V111H227ZM239 112H238V111ZM242 110V111H240ZM247 110V111H246ZM254 113H251L252 111ZM11 111V112H10ZM91 111V113H90ZM102 111V113H101ZM114 114H113V112ZM151 111V112H150ZM170 111V112H168ZM182 111V112H181ZM201 111V112H199ZM203 111H205V113H203ZM209 111V113H208ZM212 111V112H210ZM217 111V113H216ZM227 111V112H226ZM232 111V112H231ZM235 111V112H234ZM4 112V113H3ZM7 112V113H6ZM10 112V113H9ZM17 112V113H15ZM20 112V113H19ZM30 112V113H29ZM96 112H98V114H96ZM136 112V114H135ZM150 112V113H149ZM153 112V113H152ZM154 112L156 115H154ZM157 112V113H156ZM162 112V113H161ZM167 112V113H166ZM180 112V113H179ZM187 112V113H185ZM190 112V113H189ZM215 114H214V113ZM223 112V114H222ZM226 112V113H224ZM240 112H241V115H240ZM247 112V113H246ZM1 113H3L1 115ZM9 113V114H8ZM15 113V115H14ZM25 113V114H24ZM102 115H101V114ZM129 114V116L127 114ZM147 113H149V115H147ZM159 113V115H157ZM170 113V114H169ZM188 114V116L186 115H183V114ZM192 113V114H191ZM210 113L212 115H214L213 118L212 115H210ZM218 113H220L218 115ZM232 113V114H231ZM233 113H235L233 116ZM248 115V116H246ZM260 113V116L262 115V117L260 118V116L258 114ZM5 114V116H4ZM7 114V115H6ZM13 114V115H12ZM18 114L20 116H18ZM23 114V115H21ZM31 114V115H29ZM162 114V116L160 115ZM180 114V115H179ZM190 114V115H189ZM194 114V115H193ZM200 114V115H198ZM204 114V115H203ZM238 114V115H236ZM253 114V115H252ZM258 116H257V115ZM9 115V116H8ZM94 117H91L93 116ZM95 115H99L98 117L95 116ZM117 115V116H116ZM127 115V116H126ZM136 115V118L135 116ZM151 115V116H150ZM153 115V116H152ZM170 115V116H169ZM196 115V116H195ZM203 115V116H202ZM209 115V116H208ZM218 115V116H217ZM227 115V116H226ZM240 115V116H239ZM243 115V116H242ZM251 115V117H250ZM261 120L260 123L261 124V127L260 124L258 125L257 124V118H255V116ZM7 116V117H6ZM19 118H17V117ZM29 116V117H28ZM102 116V117H101ZM116 116V117H115ZM132 116V117H131ZM150 116V117H149ZM156 116V117H155ZM160 116V117H159ZM180 116V117H179ZM184 118H183V117ZM193 116V117H192ZM208 116V117H205ZM211 116V117H210ZM217 116V117H216ZM221 116V117H220ZM223 116V117H222ZM232 116V117H231ZM236 116H239L237 117L238 120V124L239 126H236L238 124H236L235 122L231 123V120L233 121H237ZM245 116H246V120L245 119ZM27 117L29 119H27ZM117 120V122L114 121L115 118ZM120 117V118H118ZM127 117V118H126ZM138 117V118H137ZM147 117V118H146ZM152 117H155V118H152ZM173 117V118H172ZM185 117H186V120H185ZM203 117V118H202ZM220 117V118H219ZM227 117V118H226ZM91 118V120H90ZM94 118V119H93ZM101 118V119H99ZM103 118V119H102ZM122 118V119H121ZM129 118V119H128ZM137 120V121H135ZM152 118V119H151ZM160 118V119H158ZM183 118V119H182ZM192 118V119H191ZM195 118V119H194ZM208 118V119H207ZM214 120L213 122L215 124H217L218 126H215L214 123H212V119ZM223 119L220 123L219 122V119ZM233 118V119H232ZM20 121H19V120ZM32 119V120H31ZM98 121H97V120ZM113 119V120H112ZM120 119V121L118 120ZM126 119V120H125ZM132 121H131V120ZM149 119H151V121H149ZM156 119V120H154ZM158 119V120H157ZM188 119V120H187ZM205 119V120H204ZM211 121H210V120ZM225 119V121H224ZM243 119V120H241ZM247 119L249 121H254V122H247ZM254 119V120H253ZM6 120V121H5ZM11 120V121H10ZM28 120V121H27ZM103 120V121H102ZM126 122H125V121ZM132 122H130V121ZM160 120V121H159ZM161 120L163 121V123L161 124ZM165 120H168L167 122L169 123H166ZM192 120V121H191ZM199 120V122H198ZM207 120V124L205 123V121ZM228 120V121H227ZM258 120V121H259ZM15 121V122H14ZM25 121V122H24ZM35 121V122H34ZM94 121V124L91 123ZM95 121L97 122V125L99 127H97V125H95ZM134 121V122H133ZM147 121H149V123H147ZM158 121V122H157ZM165 121V122H164ZM202 121V122H201ZM209 121V122H208ZM218 121V122H216ZM224 121V122H223ZM17 122V123H16ZM23 122V123H22ZM27 122V123H26ZM99 122V123H98ZM112 122L115 124V126L117 125V127H114V124H112ZM124 122V123H122ZM130 124H127L129 123ZM137 122V123H136ZM151 122V123H150ZM227 122V123H226ZM230 122V124H229ZM246 122V123H245ZM6 123V124H4ZM10 125H9V124ZM29 123V124H28ZM117 123V124H116ZM122 123V124H121ZM125 123H126V126H125ZM133 123H136L133 124ZM156 123V124H155ZM166 123L168 126H166ZM225 123V124H224ZM244 125H243V124ZM248 123V124H247ZM254 124V126L252 124ZM3 124V125H2ZM8 124V125H7ZM17 124V125H15ZM25 124V126H24ZM132 124V125H131ZM153 124V126L151 125ZM160 124H161V127H160ZM185 127H184V125ZM199 124V125H198ZM203 124V125H202ZM205 124V125H204ZM211 127H210V125ZM223 124V125H222ZM242 126H241V125ZM7 125V126H6ZM19 125V126H18ZM22 125V126H21ZM131 127H130V126ZM157 125V127L155 126ZM165 125V126H164ZM183 125V126H181ZM202 125V126H201ZM222 125V126H221ZM249 126L246 128V126ZM256 125V127H255ZM17 126V127H16ZM102 126V127H101ZM129 126V128L127 127ZM137 127L134 128V127ZM155 126V128H154ZM159 126V127H158ZM181 128H180V127ZM187 126V127H186ZM205 130H202L201 127ZM207 126V127H206ZM225 126V127H224ZM231 126H233V129ZM235 126V127H234ZM244 127V128H241V127ZM252 128H251V127ZM6 127V128H5ZM27 131H26V129ZM135 130H131L133 128ZM178 127V128H177ZM206 127V128H205ZM212 127H215L213 129ZM221 127V128H220ZM224 127V128H222ZM230 127V128H229ZM255 127V128H254ZM7 131H5L4 129ZM8 128H11V129H8ZM25 129V134L26 136L24 135V133L21 131L22 129ZM99 128V129H97ZM116 128V129H115ZM154 128V129H153ZM159 128L162 129L160 131V133L157 131H159ZM163 128H165L163 130ZM180 128V129H179ZM185 128V129H184ZM188 128V130H186ZM200 128V129H199ZM208 128V129H207ZM210 128V129H209ZM237 128V129H236ZM239 128V129H238ZM251 128V129H250ZM118 129V131H117ZM139 129V130H138ZM145 129V130H143ZM178 129V130H177ZM183 129V130H182ZM207 129V130H206ZM220 129V130H219ZM223 129V130H222ZM231 129V130H230ZM245 129H247V131H245ZM250 129V130H249ZM256 131H255V130ZM257 129H263L262 130V133L259 132V130ZM149 130V131H148ZM152 130H156L154 132H152ZM180 130V131H179ZM186 130V131H184ZM201 130V131H200ZM210 130V131H209ZM214 133H212V131ZM216 132H215V131ZM226 130V131H225ZM232 130L234 132H232ZM242 131V132H239ZM253 132H252V131ZM260 130V131H261ZM137 131V132H136ZM140 131V132H139ZM148 131V132H147ZM184 131V132H182ZM208 131V132H207ZM258 131V132H257ZM63 132V133H62ZM139 132V133H138ZM144 132V133H143ZM147 132V133H146ZM163 132V133H162ZM178 132V133H176ZM180 132V134H179ZM184 133V134H181ZM186 132H188L186 134ZM225 132V133H224ZM229 132V134H228ZM236 132V133H235ZM245 132V133H244ZM247 132V133H246ZM254 134V137L252 135V133ZM131 133L134 135L135 133V138H133V135H131ZM142 133V134H140ZM146 133V134H145ZM153 133V134H152ZM162 133V134H161ZM210 133V134H209ZM212 133V134H211ZM224 133V135L222 134ZM232 133V134H230ZM259 133V135H258ZM261 133V134H260ZM177 134V135H176ZM179 134V135H178ZM201 134H203L201 136ZM236 134V135H235ZM239 134V135H237ZM242 134V135H241ZM64 135V136H63ZM138 137H137V136ZM141 135V136H140ZM167 135V136H166ZM185 137H184V136ZM206 135V136H205ZM210 135V136H209ZM219 138H217V136ZM223 138H226L223 140ZM230 135H235V136H230ZM244 138H241V136ZM249 135V136H247ZM261 135V136H260ZM23 136V137H21ZM59 136H60V139H59ZM66 136V137H65ZM132 136L131 138V143L130 144V137ZM165 136V137H164ZM183 136V137H182ZM202 139H201V137ZM204 136V137H203ZM229 136V138H227ZM246 136V138L244 137ZM251 136V137H250ZM259 136V137H258ZM54 137H57V138H54ZM63 137V138H62ZM146 137V138H145ZM163 137V138H162ZM179 137H181V140L184 141L182 142ZM208 137V138H207ZM214 137V138H213ZM137 138L139 140H137ZM142 138V139H141ZM166 138V139H165ZM177 138V139H176ZM184 140H183V139ZM186 138V139H185ZM213 138V140H212ZM235 138V139H234ZM247 138L253 140L254 138H256L255 140H253V142L251 143V140L249 142V140H247ZM263 140V144H262V141L259 143V139ZM21 139V142H19L18 140ZM58 139L60 140L59 143L56 142L58 141ZM67 140V141H63V140ZM175 141H174V140ZM203 143L201 140H203ZM208 139H209V142H208ZM216 139V141H215ZM242 141H241V140ZM23 140V141H22ZM26 140V141H25ZM223 140V141H222ZM228 140V141H227ZM235 140V141H234ZM240 140V141H239ZM17 141V142H16ZM62 141V143H61ZM128 141V142H126ZM180 142V143H177ZM188 142V143H185V142ZM207 141V142H206ZM227 141V142H226ZM238 141V142H237ZM249 143H247V142ZM19 142V143H18ZM32 142V143H31ZM53 142V143H52ZM64 142V143H63ZM137 142V143H136ZM175 142V143H174ZM182 142V143H181ZM214 142V143H213ZM216 142V143H215ZM224 142V143H223ZM236 142V143H235ZM259 144H258V143ZM6 143V144H5ZM18 143V144H17ZM55 143H58V146H56L57 144ZM99 143V145H98ZM101 143V144H100ZM129 143V144H128ZM177 143V144H176ZM241 143V144H240ZM245 143H247L245 145ZM251 143V144H250ZM19 145V146H14V145ZM22 144V145H21ZM24 144V145H23ZM32 144V145H31ZM65 147H62L61 149V146H64ZM181 144V145H180ZM187 144V145H186ZM231 144V145H230ZM249 144V146H248ZM254 144V145H253ZM55 145V146H54ZM60 145V146H59ZM98 145V147H97ZM128 145V146H127ZM131 145V146H130ZM178 145V146H177ZM180 145V146H179ZM230 145V146H229ZM236 145V146H235ZM240 147H238V146ZM251 145V147H250ZM28 146V147H27ZM176 150L175 149V147ZM184 146V147H183ZM196 146V147H195ZM199 146V148H198ZM201 146V147H200ZM214 146V148H212ZM224 146V148H222ZM235 146V147H234ZM253 146V148H252ZM258 146L261 148H258ZM5 147V148H3ZM13 147V148H12ZM16 147V148H15ZM19 147V148H17ZM56 147V148H55ZM94 147V148H93ZM96 147V148H95ZM132 147V148H131ZM195 147V148H194ZM219 147V148H217ZM221 147V148H220ZM225 147H229L227 149H225ZM246 147V148H245ZM255 147V149H254ZM6 148H8L7 150L10 151V153H8L9 151L5 150ZM12 148V149H11ZM23 148V149H22ZM52 148H53V152L55 153L56 152V156L55 154L52 152ZM59 148V150H58ZM129 148V150H128ZM167 148V149H166ZM181 148V150L179 149ZM194 152L193 151V149ZM231 148V150H230ZM29 149V150H28ZM51 151H50V150ZM57 149V151H56ZM64 149V151H63ZM131 149V150H130ZM166 149V150H164ZM170 149V150H169ZM173 149V150H171ZM214 149V150H213ZM225 152H224V150ZM244 149H246L244 151ZM260 149V150H259ZM5 150V153L4 151ZM14 150V152H13ZM61 150V152H60ZM164 150V151H163ZM169 150V151H167ZM200 150V151H199ZM215 150H217L215 152ZM236 150V151H235ZM240 150V151H239ZM243 150V151H242ZM259 150V152H258ZM263 150V151H261ZM17 151V154H15ZM19 151V152H18ZM27 151V152H26ZM35 153L38 158H36L35 154L32 156L33 157V160H32V157L27 158L29 156L27 155H30V153ZM50 151V152H49ZM63 151V152H62ZM131 151V153H130ZM166 151V152H165ZM174 151V152H173ZM211 151L212 154H211ZM234 151V152H233ZM8 153V155L10 156V154L12 153L14 155H11V159H9L10 161H8V158H10L9 156H7L6 154ZM26 152V154H25ZM47 152V153H46ZM49 152V153H48ZM125 152H128L127 155ZM135 152V153H134ZM172 154H171V153ZM223 152V153H222ZM226 152H228L226 154ZM237 152V153H236ZM239 152V154H238ZM3 153V154H2ZM32 153V154H33ZM45 153V154H44ZM131 155H130V154ZM165 153V155L167 154V156H163V154ZM175 153V156H176V153H177V156L175 158V156L173 157V154ZM222 153V154H221ZM225 153V154H224ZM232 153V154H231ZM234 153V154H233ZM240 153H243V154H240ZM246 153V154H245ZM251 155H250V154ZM253 153V154H252ZM53 156L51 158V156ZM54 154V155H53ZM172 155L169 157V155ZM179 154V156H178ZM196 154V155H195ZM217 154V155H214ZM237 154L238 157H236L235 155ZM6 155V157H5ZM25 155V157L23 156ZM219 155H223L222 157L219 156ZM228 155V156H227ZM232 155V158L229 159V156L231 157ZM242 155V156H241ZM248 157H247V156ZM256 155L258 157H256ZM16 156V157H15ZM55 156V158H54ZM130 158H128V157ZM135 156V157H134ZM213 156V157H212ZM217 156V157H216ZM245 158H244V157ZM250 156H252L251 158H249ZM47 157V158H45ZM165 157H167V160L165 159ZM174 159H172V158ZM179 157V158H178ZM213 159H212V158ZM240 157V158H239ZM242 157V158H241ZM6 158V159H5ZM13 158V159H12ZM19 158V159H18ZM51 158V159H50ZM164 158V159H163ZM168 158H169V161L173 162L170 164L172 165L171 167L169 166L170 164L168 163ZM170 158L173 160H170ZM222 158V159H221ZM225 158V160H223ZM235 158H236V161H235ZM238 158V159H237ZM247 158V159H246ZM249 158V159H248ZM257 158V161L256 159ZM260 160H259V159ZM24 159V160H22ZM27 159V160H26ZM39 159V160H38ZM49 160V161H46V160ZM55 159V160H54ZM220 159V160H218ZM229 159V161H228ZM233 161H232V160ZM243 161H246L244 163V165H240L239 166V162H241L242 160ZM252 161H251V160ZM175 160V162H174ZM217 160V162L220 164H218L217 162V165L215 163V161ZM222 160V161H221ZM241 160V161H239ZM247 160H250L247 161ZM263 160V161H262ZM36 161V162H35ZM39 161V162H37ZM45 161V162H44ZM56 161V163L54 164V162ZM164 161V162H163ZM224 161V163H222ZM231 161V162H230ZM236 162L234 164L238 165L239 167H237L236 165H233L232 163L233 162ZM242 161V162H243ZM263 163H261V162ZM10 162V164H9ZM228 162V163H226ZM241 162V163H242ZM253 162V163H252ZM259 162V163H258ZM20 163V164H19ZM43 163V164H42ZM49 165H48V164ZM51 163V165H50ZM166 163V164H164ZM168 163V164H167ZM227 165H226V164ZM231 163V164H230ZM240 163V164H241ZM256 163V164H255ZM260 163L262 164V167L260 165ZM176 164V166L174 167V165ZM179 164V165H178ZM224 166V169L226 167V169L228 170L227 172L228 173H224V171H222L226 177L223 176V173H219L221 172V170H224L222 165ZM231 167H230V165ZM252 164V165H251ZM169 169H168V167ZM178 165V167H177ZM226 165V166H225ZM246 165V166H245ZM254 165V166H253ZM7 166V167H6ZM14 166V167H13ZM27 166V167H26ZM49 166V167H47ZM165 166V167H164ZM217 166V167H216ZM220 166V167H219ZM243 166V167H242ZM248 166H249V170H248ZM252 166V168H251ZM259 166V167H258ZM13 167V169H12ZM50 167H53V168H50ZM174 167V168H173ZM177 167V168H176ZM180 167V168H179ZM229 167V168H228ZM258 167V168H257ZM261 167V168H260ZM46 168L48 170H46ZM133 168V170H132ZM172 168V169H170ZM197 168V169H196ZM216 168L219 170L216 171ZM222 168V169H221ZM23 169V170H22ZM25 169V170H24ZM43 169V170H42ZM53 169V170H52ZM175 169V170H174ZM221 169V170H220ZM230 169V170H229ZM236 172H235V170ZM238 169V170H237ZM241 169H245V172L242 170L240 171ZM252 169V170H251ZM259 169V170H257ZM13 170H15L13 172ZM131 170V171H130ZM171 170V171H170ZM216 171V172H213ZM232 170V172H231ZM257 170V171H256ZM44 171V172H42ZM46 171V172H45ZM49 171V172H48ZM55 171V172H54ZM180 173H178V172ZM200 171V172H199ZM221 174L224 178H227V182L225 181V183H227V185H224L222 184L224 182V180L220 177L222 180H220L219 178L216 179L215 177L216 176H213V174ZM239 171V172H238ZM250 171V173H249ZM262 171V172H261ZM12 172H13V176H12ZM131 172V173H130ZM171 174H170V173ZM173 172V173H172ZM231 172V173H230ZM257 172H260V175L259 173ZM22 173V174H21ZM44 173V174H43ZM54 175H53V174ZM56 173V174H55ZM235 173V174H233ZM241 173V174H240ZM244 173V174H243ZM21 174V175H19ZM52 174V176H51ZM131 174V175H130ZM175 174V175H174ZM200 176H199V175ZM207 174V176L205 175ZM212 174V175H210ZM214 174V175H215ZM216 174V175H217ZM229 174L231 176H234L230 178L228 177ZM239 174V175H238ZM246 174V175H245ZM250 174V175H249ZM257 174V175H255ZM4 175V176H3ZM38 175V176H37ZM202 175V176H201ZM210 175V176H209ZM228 175V176H227ZM242 175H245V176H242ZM249 175V176H248ZM20 176V177H19ZM25 176V177H24ZM49 176V178H48ZM53 176L55 178H53ZM172 176V177H171ZM177 176V177H176ZM179 176V177H178ZM197 176V177H196ZM236 176V178H235ZM239 176H242L241 178H245L244 180L248 182V180L250 181L249 183L243 181L241 178L239 180ZM260 176V177H259ZM19 177V178H18ZM22 177V178H21ZM40 177V178H39ZM43 177V178H42ZM45 177V178H44ZM47 177V178H46ZM52 179H51V178ZM204 177V178H203ZM209 177H214L213 179H211V182L215 185L216 182L218 185L222 184L220 186L223 187V188H218V185L217 186H213L210 187L211 185L207 184L210 182V179ZM249 177V178H248ZM57 178V180H55ZM131 178V179H130ZM135 178V179H134ZM198 178V179H197ZM203 178V179H201ZM207 180H206V179ZM233 178V179H232ZM256 178H258L257 181H254L256 180ZM12 179V181H11ZM36 179V180H35ZM57 181L55 182V185L53 183L54 180ZM116 179V180H115ZM196 179L198 181H196ZM230 179V180H229ZM233 180V183H232V180ZM236 179V180H234ZM251 179V180H250ZM253 179V180H252ZM14 180V181H13ZM46 180V181H45ZM206 180V181H205ZM213 180V181H212ZM219 180V181H218ZM11 181V182H10ZM24 181V182H23ZM39 181V182H38ZM53 183V187H52V183ZM116 181V182H115ZM118 181V182H117ZM134 181V182H133ZM201 182V184H199ZM220 181H223L221 183H218ZM231 181V182H230ZM254 181V183H253ZM262 181V182H261ZM44 182V183H43ZM46 182H47V185H46ZM130 182V183H129ZM133 182V183H131ZM205 184H204V183ZM207 182V183H206ZM56 183H57V187L58 189H56L54 186H56ZM118 185V189H117V186L116 184ZM129 183V184H128ZM229 183V184H228ZM230 183H231V186H230ZM244 183L245 184V187L244 184L242 186V184ZM251 183V184H250ZM51 184V185H50ZM78 184V186H77ZM115 184V185H114ZM135 184V185H134ZM209 188H207V186ZM234 184V185H233ZM239 184V186L237 185ZM240 184H241V187H240ZM250 186H248V185ZM258 185V186H255V185ZM28 185V186H27ZM46 187H45V186ZM119 185H120V188H119ZM127 185V186H126ZM129 185V186H128ZM132 187H131V186ZM205 185V186H204ZM235 185H237L236 189H240L238 190V193L240 192V194H236L237 193V190L234 191V187ZM260 185V186H259ZM30 186V187H29ZM42 186V187H41ZM50 186V188H49ZM229 186L231 188V190L236 194V199H246V201L251 202L250 203H247L246 201L243 200V202H245V204L241 202L240 203H234L236 202V200L234 199L235 197H233V194L232 192H230L231 190L229 189ZM247 186V187H246ZM253 186V187H252ZM255 186V187H254ZM262 186V187H261ZM115 187V188H113ZM122 187V189H121ZM127 187V188H126ZM200 187H203V188H200ZM227 187L230 191V193L228 192V194H232L231 195V199L235 200L233 202V200L231 201L230 199V195L228 196V194L225 195V193H227L228 189L225 188ZM233 187V188H232ZM239 187V188H238ZM257 187V188H256ZM258 187H261L258 189ZM41 188H45L44 190H40ZM77 188V190H76ZM133 188V189H132ZM205 188V189H204ZM207 188V189H206ZM214 189L211 191V189ZM245 188V189H244ZM254 188V189H253ZM55 189L58 191H55ZM117 191H116V190ZM210 189V191H209ZM224 189H227V191ZM244 189V190H243ZM251 189V191H250ZM253 189V190H252ZM257 189L259 191V193L257 192ZM49 190V192H48ZM52 190V191H51ZM114 190V191H113ZM126 190H128L126 192ZM216 190V191H215ZM247 190V192L245 191ZM28 191V192H27ZM45 191V192H43ZM55 191V192H53ZM120 191V194H118ZM201 191L203 192V194L201 193ZM208 192L209 191V195H211L210 197H208L209 195H206V193L204 192ZM221 191V192H220ZM42 192V193H41ZM117 192V193H116ZM211 192H214L211 194ZM224 192V193H223ZM247 193L249 195L246 196V194L244 193ZM252 192H255V193H252ZM43 193H44V197H43ZM47 193V194H46ZM52 193V196H50ZM58 193V195H57ZM114 193V194H113ZM220 193V194H219ZM221 193L223 195H221ZM262 193V192H261ZM40 194V196H38ZM42 194V195H41ZM118 196H117V195ZM129 194V195H127ZM208 194V193H207ZM257 194V195H256ZM5 195V196H4ZM22 195V196H21ZM32 195V196H31ZM36 195V196H35ZM47 195V196H46ZM50 197H49V196ZM56 195V196H55ZM114 195V196H113ZM203 195V196H202ZM213 195V196H212ZM219 195V196H218ZM225 195V196H224ZM254 197H252V196ZM260 195V196H259ZM56 200H55V198ZM130 199L129 203H128V199ZM221 196V197H220ZM228 197L227 199L229 200H226V198L224 197ZM238 196V198H237ZM242 196V198H241ZM250 196V198L248 197ZM22 197V198H21ZM41 197V198H40ZM46 197V198H45ZM48 197V198H47ZM117 197H119L117 200ZM122 197V198H120ZM133 197V198H132ZM208 197V198H206ZM212 197V199L214 200H210V198ZM215 197V198H213ZM260 197V198H259ZM26 198V199H25ZM33 198V200H32ZM38 199V201H36L35 199ZM52 198V200H50L49 202V199ZM224 198L225 200V203L224 200L222 199ZM28 199V200H27ZM48 199V200H46ZM123 201H120L122 200ZM127 199V200H126ZM218 199V200H217ZM239 199L237 200L239 202ZM260 199V201L258 200ZM6 200V201H5ZM117 200V201H116ZM133 200V201H132ZM253 200V201H252ZM5 201V202H4ZM20 201H22V203H20ZM29 201V203L27 202ZM36 201V202H35ZM42 201V202H41ZM47 201V202H46ZM116 201V202H115ZM127 201V202H126ZM135 201V202H134ZM137 201V203H136ZM223 201V202H222ZM229 201L231 206L229 205ZM33 202V203H31ZM41 202V203H40ZM47 203V205L45 206V204ZM115 202V203H114ZM119 202V203H118ZM126 203V204H121V203ZM132 202V203H131ZM213 202V203H212ZM228 205H227V203ZM232 202L234 203L232 205ZM3 203V204H2ZM6 203V204H4ZM27 205H25V204ZM38 205H37V204ZM43 203V205H42ZM45 203V204H44ZM51 203V204H50ZM131 203V204H130ZM174 203V204H173ZM214 203H215V206H214ZM248 205H247V204ZM22 204V205H21ZM41 204V205H40ZM120 206H119V205ZM133 204V205H132ZM176 204V206H175ZM180 204V205H179ZM217 204V205H216ZM221 204V205H220ZM31 205H37V206H31ZM118 205V206H117ZM124 205V207L122 206ZM178 209H181V208H184L186 210V212H183L184 209L179 210L176 212V210ZM211 208H209L208 207ZM223 205V206H222ZM225 205V206H224ZM234 205H237L238 207H235ZM240 205V206H239ZM6 206V207H5ZM17 206V207H16ZM24 206V207H23ZM26 206V207H25ZM40 206V207H38ZM42 206H45V207H48V206H53V207H48L50 209V211L52 213H49V210H47L45 207H42ZM126 206H128L126 208ZM214 208H212V207ZM218 206V207H217ZM221 206V207H220ZM229 208H228V207ZM234 206V207H232ZM4 207V208H3ZM19 207V208H18ZM120 207H122L120 209ZM208 207V209H207ZM225 207V208H224ZM231 207V209H230ZM0 208V210H1ZM44 208V209H43ZM51 208H54L51 209ZM167 208H171L169 211H167L168 209ZM216 208V209H215ZM248 208V207H247ZM15 209H17V213L15 211ZM20 209V210H19ZM145 209V210H144ZM161 209H162V212H161ZM163 209L166 210V212L164 213L163 212ZM222 209V210H221ZM226 209V210H225ZM233 209V210H232ZM239 209V208H238ZM237 209V210H238ZM13 210V212L11 211ZM41 210V211H40ZM43 210V211H42ZM209 210V211H208ZM213 212H212V211ZM216 210V212H215ZM224 210V211H223ZM232 210V211H231ZM235 210V211H237ZM9 211V212H8ZM48 211V212H47ZM144 211V212H143ZM152 211V212H151ZM158 211V212H157ZM173 211V212H172ZM188 211V212H187ZM207 211V213H206ZM211 211V213H209ZM154 212V213H153ZM156 212V213H155ZM170 212V213H169ZM179 212V213H178ZM204 212V213H203ZM228 215L225 216V213ZM228 212V213H227ZM232 212V213H230ZM7 213V214H6ZM10 213V214H9ZM12 213V214H11ZM16 213V214H15ZM47 216H45L46 214ZM164 213V214H163ZM174 213V214H173ZM180 213H183L180 214ZM220 215H219V214ZM224 213V214H223ZM230 213V214H229ZM2 214V215H1ZM6 215V218H5V215ZM151 214V215H150ZM156 214V215H155ZM188 214V216H187ZM205 217H204V215ZM209 214V215H208ZM211 214V215H210ZM214 214V215H213ZM216 214V215H215ZM222 214V215H221ZM234 214V215H233ZM50 215V216H49ZM166 215V217H165ZM172 215V219H171V216ZM178 215V216H177ZM185 215L186 219H189V220H186L184 219L185 217H183ZM202 215V216H201ZM209 217H207V216ZM213 215V216H212ZM231 215V216H230ZM237 215V214H236ZM155 218V219H152V217ZM162 219H161V217ZM173 216H175L177 218H174ZM212 216V217H211ZM10 217V219H9ZM47 217V218H46ZM170 217V218H169ZM179 217V218H178ZM183 217V218H182ZM200 217V218H199ZM204 217V218H203ZM215 217V219H214ZM217 217V218H216ZM219 217V218H218ZM225 217V218H224ZM233 217H236L233 219ZM159 218V219H158ZM173 218H174V222H173ZM181 218V219H180ZM208 218V219H206ZM227 218V219H226ZM168 219V221L166 220ZM180 219V220H179ZM184 219V220H182ZM205 220V222L203 220ZM230 219V220H229ZM160 220V221H159ZM170 220V221H169ZM177 222H176V221ZM186 222L185 224L182 222V221ZM186 220V221H185ZM218 220V221H216ZM232 220V221H231ZM6 223H5V222ZM8 221V222H7ZM156 223H154V222ZM216 221V224L215 222ZM232 223H231V222ZM239 221V222H238ZM4 224H3V223ZM181 222V223H179ZM190 225H189V223ZM204 222V223H203ZM175 223V226L173 225ZM178 223V224H177ZM203 223V224H201ZM231 223V224H230ZM237 223V224H235ZM3 224V225H2ZM156 224V225H155ZM158 224V225H157ZM187 224L190 226H187ZM206 224V225H205ZM233 224V225H232ZM235 224V225H234ZM163 229H160V227ZM178 225V226H177ZM200 225V227H199ZM203 225V226H202ZM208 225V227H207ZM4 226H7V227H4ZM229 226V229L227 230V228ZM246 226V227H244ZM199 227V228H198ZM207 227V229H206ZM226 227V228H225ZM242 227V228H241ZM250 227V228H249ZM201 228V229H200ZM224 228V229H223ZM241 229L240 231L237 230V229ZM248 228V231H245L246 229ZM203 229V230H202ZM231 229V230H230ZM236 229V230H235ZM242 229H243V232H245V234L242 232ZM251 231H250V230ZM202 230V231H200ZM230 230V231H229ZM207 233H206V232ZM223 231H225L224 233H222ZM238 231V232H237ZM250 231V233H248ZM200 234H199V233ZM236 232V234H235ZM240 232V233H239ZM242 232V233H241ZM247 232V233H246ZM212 233V234H211ZM214 233V235H213ZM228 233V234H227ZM232 233V236L233 240L229 239L227 237V235H231ZM239 233L240 236H242L241 240L242 242L240 243V245L238 243H236V241H238V238H240V236L237 234ZM252 233V234H251ZM167 234V235H166ZM216 234V235H215ZM223 234V235H221ZM243 234V235H241ZM246 234H251L253 237H250V236H247ZM199 235V236H198ZM201 235V236H200ZM204 235V236H203ZM211 235V236H210ZM218 235V236H217ZM226 235V236H225ZM235 235V236H234ZM207 236V237H206ZM217 236V237H216ZM222 236V238H221ZM247 236V237H246ZM201 237V238H200ZM203 237V238H202ZM215 240V243L219 244L216 245L218 248H216L215 246V243H211V242H214L213 239ZM220 237V238H219ZM226 237V238H225ZM249 237V238H248ZM200 238V239H198ZM206 241H204L205 239ZM211 238V239H209ZM225 238V240L223 239ZM235 238V239H234ZM246 238L247 241H246ZM208 239V240H207ZM221 239L223 241H221ZM228 239V240H227ZM245 239V240H244ZM199 240V241H198ZM211 241V242H210ZM222 242V243H219V242ZM227 242L229 244L230 242V247L232 245V247L234 246V243H236V245L234 246V250L236 249L237 250V247L239 246H242V250L244 251V254L246 253L249 254L247 255V257L245 255H243L242 251H241V247L240 251L237 250V253H233L234 255L236 254L237 257H233L231 255L233 254H230L228 255V253L225 251V250H229V252H232L231 251V248L228 247V244L225 243ZM235 241V242H233ZM201 242V243H200ZM224 242V244H223ZM246 242V243H244ZM248 242V244H247ZM251 242V243H250ZM201 245H200V244ZM205 243V244H204ZM204 246H203V245ZM209 244L210 247L207 245ZM212 244V245H211ZM227 244V245H226ZM246 244L248 246H250L248 248L247 246V250H246ZM257 244V245H255ZM259 244V245H258ZM200 245V246H199ZM207 245V246H206ZM214 245V246H213ZM226 245V249L224 247ZM244 245V247H243ZM255 245V246H253ZM202 246V247H201ZM213 248H212V247ZM221 246V247H220ZM252 246V248H251ZM262 246V245H261ZM260 246V247H261ZM204 247V248H203ZM209 247V249L207 248ZM238 247V248H239ZM259 247V248H260ZM263 247V246H262ZM202 248V250H201ZM216 248V249H215ZM224 248V249H223ZM229 248V249H228ZM255 248V249H254ZM211 249V250H210ZM219 249H222L223 251H221L223 254H224V251H225V256L222 255V253H219L218 250ZM254 249V250H253ZM207 250V251H206ZM214 250V251H213ZM216 250V251H215ZM235 250V251H236ZM246 250V252H245ZM250 250V251H249ZM204 251V252H203ZM212 251V254L210 253ZM249 251V253L247 252ZM203 252V254H202ZM208 252V253H207ZM234 252V251H233ZM241 252V254L239 253ZM205 253V255H204ZM218 253V254H217ZM227 253V254H226ZM238 253L240 254V257L238 256ZM254 253V254H253ZM207 254V255H206ZM209 254V255H208ZM211 254V255H210ZM217 254V255H216ZM220 254V256H219ZM213 255V256H212ZM227 255V256H226ZM243 255V256H242ZM251 255V256H250ZM254 255V257H253ZM209 256V258H208ZM212 256V257H211ZM215 256V257H214ZM219 256V258H218ZM228 256H231V257H228ZM242 256V257H241ZM245 256V257H244ZM250 256V258H249ZM263 256V259H261ZM211 257V258H210ZM230 258V259H229ZM237 260H236V259ZM239 258V259H238ZM246 261V263L244 262V260ZM252 258V259H251ZM259 262H258V260ZM217 259V260H216ZM224 259H226L227 261H225ZM229 259V260H228ZM233 259V260H232ZM235 259V260H234ZM251 259V260H250ZM256 259V260H255ZM261 259V260H260ZM208 260V261H207ZM255 260V261H254ZM235 261V262H234ZM238 261V262H237ZM209 262V263H207ZM226 262V263H224ZM234 262V263H233ZM251 262V263H250ZM255 262V263H253ZM240 263V264H241ZM239 264V263H238Z\"/></svg>",
  "mask_w": 264,
  "mask_h": 264
},
{
  "label": "bare ground",
  "instance_id": "bare-ground-1",
  "mask_svg": "<svg viewBox=\"0 0 264 264\" xmlns=\"http://www.w3.org/2000/svg\"><path fill=\"white\" fill-rule=\"evenodd\" d=\"M5 1H7V0H5ZM15 1H16V0H15ZM29 1H30V0H29ZM43 1H44V0H43ZM45 1H46V0H45ZM59 1H60V0H58V2H59ZM62 1H64V0H62ZM69 1H70V0H69ZM71 1H73V0H71ZM83 1H84V0H83ZM86 1H87L86 4H88L89 2H91V0H89V2H88V0H86ZM94 1H95V0H94ZM94 1H92L93 4L96 3V2L94 3ZM112 1H113V0H112ZM122 1H123V0H122ZM130 1H131V0H129V2H130ZM132 1H133V0H132ZM150 1L152 2V0H150ZM166 1H167V0H166ZM172 1H173V2L175 1L174 6L177 5V4H178V6H179V3H180L179 1H180V0H177V1H176V0H172ZM172 1H171V2H172ZM181 1H183V2H181L182 4L185 3L184 1H188L187 3L183 4V5H184V6H183L184 8H183L181 5H180L181 7L179 6L180 8H182V10L185 9L186 12H187L188 7H189V6H187V5H188V3L191 2V1H189V0H181ZM194 1H195V0H193V1L191 2V3H192V6L190 7L191 9H192V7H194V6L197 4V2L199 3L200 0H198V1L196 2V4L193 3ZM206 1L208 2L209 0H206ZM217 1L220 2L219 0H216V2H215L214 4H217ZM237 1H238V0H237ZM239 1L241 2V0H239ZM239 1H238V4H239ZM243 1H244V0H243ZM243 1H242V2H243ZM245 1H246V0H245ZM252 1H253V3H254L255 0H252ZM252 1H251V3H252ZM257 1L260 2V0H257ZM257 1H255V2H257ZM11 2H12V0H11ZM16 2H17V1H16ZM30 2L33 3L32 1H30ZM65 2H66V1H65ZM84 2H85V1H84ZM99 2H100V0H99ZM105 2H106V1H105ZM110 2H111V0H110ZM110 2H108V3H110ZM117 2H118V1H117ZM124 2H125V1H123V3H124ZM129 2H128V3H129ZM134 2H135V1H134ZM134 2H132V3H134ZM142 2H143V0H142ZM144 2H145V1H144ZM148 2H149V0H148ZM153 2H154V1H153ZM204 2H205V0H204ZM207 2H206V3H207ZM213 2H214V0H213ZM213 2H211V3L213 4ZM232 2H233V0H232ZM242 2H241V7H242V8H241V7H240V8H241L242 10L245 11V9H243ZM248 2H250V0H248L247 3H248ZM259 2H258V5H259ZM21 3H22V2H21ZM50 3H51V1H50ZM60 3H61V2H60ZM66 3H67V2H66ZM73 3H74V1H73ZM81 3H82V2H81ZM101 3H102V2H101ZM103 3H104V2H103ZM114 3H115V2H114ZM120 3H121V1H120ZM126 3H127V2H126ZM166 3H167V2H166ZM176 3H177V4H176ZM206 3H204V4L206 5ZM243 3H244V2H243ZM11 4H12V3H11ZM13 4H15V3H13ZM16 4H17V3H16ZM19 4H20V3H19ZM26 4H27V3H26ZM26 4H25V5H26ZM48 4H49V3H48ZM71 4H72V3H71ZM91 4H92V3H91ZM91 4L89 3V5H91ZM93 4H92V5H93ZM106 4H107V3H106ZM112 4H113V3H112ZM112 4H111V5H112ZM129 4H131V2H130ZM136 4H137V3H136ZM142 4H143V3H142ZM142 4H141V5H142ZM169 4H170V3H169ZM172 4H173V3H172ZM200 4H202L201 1H200ZM209 4H210V3H209ZM232 4H233V3H232ZM235 4H237V3H235ZM235 4H234V5H235ZM254 4H255V3H254ZM1 5H2V4H1ZM3 5H4V4H3ZM6 5H7V4H6ZM6 5H5V6H6ZM62 5H63V4H62ZM64 5H66V4H64ZM78 5H79V4H77V6H78ZM89 5H88V6H89ZM118 5H119V4H118ZM120 5H121V4H120ZM123 5H124V4H123ZM137 5H138V4H137ZM145 5H146V3H145ZM202 5H203V4H202ZM205 5H204V6H201V9H202V7L205 8ZM218 5H219V3H218ZM220 5H222V4H220ZM244 5L246 6L245 3H244ZM248 5H250V4H248ZM255 5H256V4H255ZM260 5H261V3H260ZM262 5H263V4H262ZM23 6H24V5H23ZM26 6H28V5H26ZM34 6H36V5H34ZM48 6H49V5H48ZM51 6H52V5H51ZM57 6L61 7V5H59V3H58ZM73 6L76 7L74 4H73ZM82 6H84V5H82ZM86 6H87V5H86ZM97 6H98V5H97ZM113 6H114V4H113ZM115 6H116V5H115ZM115 6H114V7H115ZM135 6H136V5H135ZM185 6H187V7L185 8ZM206 6H208V4H207ZM210 6H211V5H210ZM215 6H217V5H213L214 8H213V7H210V8H211L210 10H212V8H213V9H216ZM253 6H254V5L250 6V8H252V9H256V8H253ZM256 6H257V5H256ZM256 6H254V7H256ZM6 7H7V6H6ZM21 7H22V5H21ZM64 7H65V6H64ZM68 7H69V6H68ZM70 7H71V6H70ZM70 7H69V8H70ZM89 7L91 8V6H89ZM93 7H94L95 9H98V8H99V7L96 8L95 5H94ZM106 7H109V6L106 5ZM114 7H113V9H114ZM121 7H122V6H121ZM139 7H140V6H139ZM139 7H138V9H139ZM145 7H146V6H145ZM197 7H200L199 4H198ZM221 7H222V6H221ZM221 7H220V8H221ZM238 7H239V6H238ZM2 8H5V7H2ZM11 8H12V7H11ZM18 8H19V7H18ZM53 8H54V7H53ZM62 8H63V7H62ZM71 8H73V7H71ZM77 8H80V6L77 7ZM85 8H86V7H85ZM87 8H88V7H87ZM94 8H93V9H94ZM101 8H104V7H101ZM118 8H119V7H118ZM118 8H117V9H118ZM143 8H144V7H143ZM171 8H172V6H171ZM173 8H174V7H173ZM176 8H177V7H176ZM176 8H175V9H176ZM195 8H196V7H194L192 11H194ZM244 8H245V7H244ZM262 8H264V6H263ZM262 8H261V9H262ZM5 9H6V8H5ZM8 9H9V8H8ZM15 9H16V8H15ZM20 9H21V8H20ZM27 9H28V7H27ZM30 9H32V8H30ZM41 9H43V8L41 7ZM54 9H55V8H54ZM60 9H61V8H60ZM74 9H75V8H74ZM74 9H73V10H74ZM80 9H81V8H80ZM80 9H79V10H80ZM88 9H89V8H88ZM99 9H100V8H99ZM109 9H110V7H109ZM109 9H108V10H109ZM117 9H115V10H117ZM147 9H148V7H147ZM178 9H179V8H178ZM178 9H177V10H178ZM197 9H199V8H196V10H197ZM205 9H208V8L206 7ZM217 9H218V6H217ZM235 9H236V7H235ZM235 9H233V10H234V11H237V10H235ZM241 9H240V11H239L238 13L236 12L237 15L241 12ZM246 9L248 10L249 8H246ZM252 9H249V10L251 11ZM257 9H259V8L257 7ZM12 10H13V9H12ZM12 10H10V11H12ZM17 10H18V9H17ZM34 10H35V8H34ZM44 10H45V8H44ZM46 10H48V9H46ZM55 10H56V9H55ZM81 10H82V9H81ZM106 10H107V9H106ZM120 10H121V9H120ZM120 10H119V11H120ZM135 10H136V9H135ZM144 10H145V9H144ZM196 10H195V12H193V13H195V14L192 13V15H193L194 17H196V15L198 16L199 13H200V11H201V13L206 12V14L208 15V17L206 16L207 18L204 17V20H203V19H202V20L200 19V21H198L199 19H198L197 17L195 18V20H193L191 14H190L192 11L190 10V12H189V10H188V12H189V16H188V17H191L192 20L189 19V21H188V19L185 17V19H187V21H188L189 23H186L187 21H185V22H183V23H186V24H189V25H190V24H191V21H193V23H194V22L198 19V20H197L198 24L196 25V27H194V25L191 24L190 26H192V27H188V28H187V29H189V28H193V29L188 30V31H191V32H192V35H189V34L187 33V34H188L189 36H191V37H192L193 34H194L193 39H194V37L197 36V35L200 36V35L202 34V32L204 31V29H206L205 27H207V25L209 24V21H208V24L206 25V23H207L206 21H207L208 18H211V17H209V16H210V13H212L213 11L216 12V10H212V12L208 11V13H207V10L205 11L204 9H202V10L199 9V11H197V13H198V14H197V13H196ZM208 10H209V9H208ZM238 10H239V9H238ZM10 11H9V12H10ZM21 11H22V10H21ZM21 11L19 10L20 14L17 13V11H16L15 13H17L18 15H21V16H22ZM28 11H29V10H28ZM32 11H33V10H32ZM57 11H58V10H57ZM60 11H61V10H60ZM66 11H68V10H66ZM66 11H65V12H66ZM77 11H78V10H77ZM77 11H76V12H77ZM84 11L86 12V9H84ZM92 11H93V10H92ZM112 11H113V10H112ZM146 11H147V10H146ZM202 11H203V12H202ZM218 11H219V12H223V11H220L219 9H218ZM244 11H243V14H242V15H241V14L238 15V16H242V17H240V18H242V19L245 18V17H243V15L245 14ZM253 11H254V10H253ZM253 11H252V16H253V14L255 13V12H253ZM255 11H256V10H255ZM257 11H258V10H257ZM259 11H260V9H259ZM259 11H258V12H259ZM13 12H14V11H13ZM22 12H23V11H22ZM24 12H25V9H24ZM26 12H27V11H26ZM29 12H30V11H29ZM29 12H28V14H29ZM33 12H34V11H33ZM49 12H50V11H49ZM58 12H59V11H58ZM62 12H63V11H62ZM68 12H69V11H68ZM70 12H71V11H70ZM78 12H79V11H78ZM81 12H82V11H81ZM81 12H80V13H81ZM85 12H83V13H85ZM93 12H95V10H94ZM113 12H114V11H113ZM113 12H112V13H113ZM115 12H116V11H115ZM136 12H139V11L136 10ZM182 12H183V11H182ZM186 12H185V13H186ZM209 12H210V13H209ZM224 12H225V11H224ZM232 12H233V11H232ZM1 13H2V12H1ZM47 13H48V12H47ZM52 13H53V12H52ZM55 13H57V12H55ZM60 13H61V12H60ZM66 13H67V12H66ZM66 13H65V14H66ZM72 13H73V12H72ZM86 13H87V12H86ZM96 13H98V12H96ZM100 13H101V12H100ZM104 13H105V12H104ZM104 13H102V15H103ZM108 13H109V11H108ZM120 13H121V12H120ZM122 13H123V11H122ZM124 13H125V12H124ZM140 13H141V12H140ZM175 13H176V12H175ZM177 13H178V11H177ZM185 13H184V14H185ZM3 14H4V13H3ZM6 14H7V13H6ZM17 14H16V15H17ZM31 14H32V12H31ZM42 14H43V16H45L44 13H41L40 16H41ZM49 14H50V13H49ZM61 14H62V13H61ZM63 14H64V13H63ZM65 14H64V15H65ZM76 14H77V13H76ZM89 14H90V9H89V12H88L87 16H89ZM94 14H95V13H94ZM106 14H107V13H106ZM172 14H173V11H172ZM204 14H205V13H204ZM213 14H214V12H213ZM215 14H216V13H215ZM227 14H228V12H227ZM257 14H258V13H257ZM8 15H9V14H8ZM10 15H11V13H10ZM12 15H13V13H12ZM26 15H27V14H26ZM32 15H33V14H32ZM46 15H47V14H46ZM83 15H85V14H83ZM83 15H82V17H85V16H83ZM97 15H98V14H97ZM97 15H95V16L97 17ZM118 15H120V14H118ZM118 15H117V16H118ZM137 15H138V13H137ZM174 15H175V14H174ZM174 15H173V16H174ZM178 15H180V14L178 13ZM217 15H218V14H217ZM220 15H221V14H220ZM220 15H219V16H216V17L221 18L222 16H220ZM222 15H223V13H222ZM225 15H226V14H225ZM228 15H229V14H228ZM230 15H233V13L230 14ZM230 15H229V16H230ZM255 15H256V14H255ZM255 15H254V16H255ZM4 16H5V15H4ZM21 16H19V17H21ZM23 16H24V18H26L25 15H23ZM28 16H29V15H28ZM30 16H31V15H30ZM43 16H42V17H43ZM52 16H54V15H52ZM60 16H61V15H60ZM65 16H66V15H65ZM68 16H70V13L68 14ZM68 16H67V18H68ZM76 16H78V14H77ZM76 16H74V18H75ZM80 16H81V15H80ZM92 16H93V15H92ZM98 16L100 17V15H98ZM114 16H115V15H114ZM123 16H124V15H123ZM123 16H122V17H123ZM125 16H126V14H125ZM176 16H177V15H176ZM180 16H183V15H180ZM199 16H200V15H199ZM202 16H203V14H202ZM202 16H201V18H202ZM213 16H214V15H212V17H213ZM244 16H245V15H244ZM254 16H253V17H254ZM0 17H1V15H0ZM6 17H7V16H6ZM6 17H5V18H6ZM8 17H11V16H8ZM13 17H14V16H13ZM16 17H17V16H16ZM63 17H64V16H63ZM63 17H60V18H63ZM71 17H72V15H71ZM78 17H79V16H78ZM103 17H104V16H103ZM103 17H102V20H103ZM108 17H109V16H108ZM177 17H178V16H177ZM177 17H176V18H177ZM223 17H224V15H223ZM232 17H233V16H232ZM250 17H251V16H250ZM255 17H256V16H255ZM255 17H254V18H255ZM24 18H23V19H24ZM35 18H36V17H35ZM50 18H52V17L50 16ZM89 18H90V17H89ZM106 18H107V17H106ZM109 18H110V17H109ZM112 18H114V17L112 16ZM112 18H111V19H112ZM128 18H129V17H128ZM183 18H184V17H183ZM213 18H215V16H214ZM225 18H226V17H225ZM225 18H224V19H225ZM229 18H230V17H229ZM229 18H228V20H229ZM237 18H238V17H236V18H234V19H237ZM247 18H248V17H247ZM247 18H245L246 21L248 20ZM1 19H2V18H1ZM13 19H14V18H13ZM20 19H21V18H20ZM28 19H29V18H28ZM36 19H38V18H36ZM39 19H41V18H39ZM53 19H54V18H53ZM78 19H79V18H78ZM80 19H81V17H80ZM82 19H83V18H82ZM94 19H95V18H94ZM98 19H99V18H98ZM174 19H175V18H174ZM185 19H183V20H185ZM205 19H206V21H205ZM226 19H227V18H226ZM230 19L232 20L233 18H230ZM234 19H233V20H234ZM245 19H244V21H245ZM249 19H250V18H249ZM2 20H3V19H2ZM4 20H5V19H4ZM14 20H15V19H14ZM17 20H19V19H17ZM21 20H22V19H21ZM26 20H27V19H26ZM67 20H68V19H67ZM70 20H71V19H70ZM74 20H75V19H74ZM76 20H77V19H76ZM89 20H90V19H89ZM92 20H93V19H92ZM122 20H123V19H122ZM208 20H210V19H208ZM216 20H217V19L213 20V23H215L214 21H216ZM228 20H227V21H228ZM233 20H232V21H233ZM238 20H239V18H238ZM240 20H241V19H240ZM252 20H253V19H252ZM252 20H251V21H252ZM7 21H8V20H7ZM11 21H12V20H11ZM11 21L9 20L8 22H11ZM22 21H24V20H22ZM36 21H37V20H36ZM42 21H43V20H42ZM52 21H53V20H52ZM79 21H80V20H79ZM84 21H85V20H83V21H81V22H84ZM86 21H87V20H86ZM95 21H96V20H94V22H95ZM113 21H115V20H113ZM123 21H124V20H123ZM125 21H126V20H125ZM177 21H178V20H177ZM234 21H235V20H234ZM246 21H245V22H246ZM248 21H250V20H248ZM251 21H250V22H251ZM254 21H255V20H254ZM16 22H17V21H15L14 23H16ZM19 22H20V21H19ZM24 22H25V21H24ZM24 22H23V23H24ZM26 22L28 23V20H27ZM31 22H33V20H31ZM34 22H35V21H34ZM45 22H46V21H45ZM48 22H49V21H48ZM50 22H51V21H50ZM58 22H59V21H58ZM70 22H71V21H70ZM70 22H69V23H70ZM72 22H73V21H72ZM74 22H75V21H74ZM81 22H80V23H81ZM88 22H89V21H88ZM94 22H93V23H94ZM102 22H103V21H102ZM109 22H110V21H109ZM118 22H119V20H118ZM118 22H116V23L118 24ZM127 22H128V21H127ZM221 22H226V21H221ZM1 23H2V21L0 22V24H1ZM11 23H12V22H11ZM20 23H21V22H20ZM23 23H21V25H22ZM39 23H41V22L39 21ZM51 23H52V22H51ZM53 23H55V22L53 21ZM67 23H68V22H67ZM75 23H76V22H75ZM97 23H99V21L96 22V24H97ZM100 23H101V22H100ZM107 23H108V22H107ZM113 23H114V22H113ZM123 23H124V22H123ZM123 23H122V24H123ZM128 23H129V22H128ZM179 23H180V22H179ZM211 23H212V22H211ZM217 23H220V20H219ZM230 23H231V22H230ZM230 23H229V25H231ZM232 23H234V22H232ZM235 23H237V22H235ZM235 23H234V24H235ZM243 23H244L243 21H242V23H240V21H239V25H240V24H243ZM252 23H253V22H252ZM7 24H8V23H7ZM18 24H19V23H18ZM65 24H66V23H65ZM73 24H74V23H73ZM87 24H88V23H87ZM104 24H105V23H104ZM111 24H112V23H111ZM117 24H115V25H117ZM119 24H120V23H119ZM122 24H121V26H122ZM194 24H195V23H194ZM221 24H222V23H221ZM244 24H245V23H244ZM244 24H243V25H244ZM246 24L249 25L248 23H246ZM5 25H6V24H5ZM26 25H27V24H26ZM29 25H30V22H29ZM29 25H28V27H29ZM45 25H46V24H45ZM45 25H41V26L44 27ZM53 25H54V24H53ZM76 25H77V23H76ZM76 25H75V26H76ZM78 25H79V24H78ZM80 25H82V24H80ZM88 25H89V24H88ZM90 25H91V24H90ZM93 25H94V24H93ZM97 25H98V24H97ZM125 25H126V24L124 23V26H125ZM127 25H128V24H127ZM179 25H180V24H179ZM181 25H182V24H181ZM217 25H219V24H217ZM224 25H225V24H224ZM247 25H246V28H248ZM251 25H252V24H251ZM0 26H1V25H0ZM12 26H13V25H12ZM12 26H11V27H12ZM14 26H15V25H14ZM14 26H13V27H14ZM54 26H55V25H54ZM63 26H64V25H63ZM68 26H69V25H68ZM68 26H67V27H68ZM73 26H74V25H72V27H73ZM83 26H85V25H83ZM101 26H102V25L98 26V28L100 27L99 29H101L102 32H103L104 30H107V27H106L105 29H104V27H103V29H102ZM105 26H106V24H105ZM107 26H108V24H107ZM124 26H123V28H124ZM176 26H178V25H176ZM185 26H186V25H185ZM185 26H184V28H185ZM210 26H213V28H214L215 25H214V24H212V25L210 24L209 27H210ZM221 26H223V24H222ZM232 26H233V25H232ZM1 27H2V26H1ZM1 27H0V29H1ZM8 27H9V25H8ZM13 27H12V28H13ZM15 27H18V25H16ZM20 27H21V26H20ZM23 27H24V26H23ZM26 27H27V26H26ZM31 27H33V26H31ZM45 27H46V26H45ZM57 27H58V26H57ZM65 27H66V26H65ZM69 27H70V26H69ZM77 27H78V26H76V28H77ZM92 27H93V26H92ZM109 27H110V24H109ZM126 27H127V26H126ZM133 27H134V26H133ZM186 27H187V26H186ZM223 27H224V26H223ZM223 27H222V29H223ZM241 27H242V26H241ZM243 27H245V26H243ZM249 27H250V26H249ZM3 28H4V27H3ZM18 28H19V27H18ZM48 28H50V27H48ZM74 28H75V27H74ZM79 28H80V27H79ZM83 28H84V27H83ZM85 28H87V25H86ZM93 28L95 29V27H93ZM96 28H97V27H96ZM116 28H117V27H116ZM118 28H119V26H118ZM130 28H131V26H130ZM207 28H208V27H207ZM219 28H220V30H222L221 27H219ZM219 28H218V29H219ZM224 28H225V27H224ZM227 28H228V27H227ZM6 29H8V28H6ZM22 29H23V28H22ZM25 29H26V28H25ZM28 29H29V28H28ZM30 29H32V28H30ZM36 29H37V28H36ZM40 29H41V28H40ZM42 29H43V28H42ZM65 29H67V28H65ZM91 29H92V28H91ZM112 29H115V28L112 27ZM176 29H177V28H176ZM208 29H209V28H208ZM211 29H212V28H211ZM243 29H244V28H243ZM8 30H9V29H8ZM18 30H19V29H18ZM38 30H39V29H38ZM43 30H44V29H43ZM47 30H48V29H47ZM47 30H46V32H47ZM49 30H50V29H49ZM54 30H55V29H54ZM54 30H53V31H54ZM71 30H72V28H70V31H71ZM73 30H74V29H73ZM76 30H77V29H76ZM80 30H81V29H80ZM84 30H85V29H84ZM88 30H89V29H88ZM88 30H87V32H88ZM96 30H97V29H96ZM101 30H100V31H101ZM108 30H109V28H108ZM117 30H118V29H117ZM119 30H121V29H119ZM122 30H123V29H122ZM126 30H128V28H127ZM178 30H179V29H178ZM206 30H207V29H206ZM220 30H219V31H220ZM226 30L228 31V29H226ZM11 31H12V29H11ZM13 31H14V30H13ZM20 31H21V30H20ZM22 31H24V30H22ZM41 31H42V30H41ZM53 31L50 30V33L53 32ZM81 31H82V30H81ZM98 31H99V30H98ZM113 31H114V30H113ZM115 31H116V30H115ZM124 31H125V30H124ZM130 31H131V29H130ZM208 31H209V30H208ZM210 31H211V30H210ZM210 31H209V35H210V33H213V31H211V32H210ZM229 31H231V30H229ZM237 31H238V29H237ZM240 31H241V30H240ZM17 32H18V31H17ZM17 32L15 33V31H14L13 34L15 35V34H17ZM33 32H35V31H33ZM33 32H32V33H33ZM60 32H61V31H60ZM68 32H69V31L67 30L66 33H68ZM87 32H86V35H87ZM108 32H109V31H108ZM120 32H121V31H120ZM126 32H128V31H126ZM132 32H133V30H132ZM185 32H186V30H185ZM204 32H205V31H204ZM214 32H215V28H214ZM217 32H218V31H217ZM223 32H224V31H223ZM223 32H222V33H223ZM238 32H239V31H238ZM5 33H6V30H5ZM20 33H21V32H20ZM20 33H19V34H20ZM23 33H24V32H23ZM25 33H27V32H25ZM28 33H29V30H28ZM32 33L30 32V34H32ZM35 33H37V30H36ZM38 33H40V32H38ZM44 33H45V32H44ZM71 33H72V32H71ZM71 33H70V34H71ZM89 33H90V32H89ZM91 33H92V31H91ZM103 33H104V32H103ZM124 33H125V32H124ZM205 33H207V32H205ZM222 33H221V34H222ZM241 33H242V32H241ZM241 33H240V34H241ZM1 34H2V32H1ZM3 34H4V33H3ZM41 34H42V33H41ZM45 34H46V33H45ZM57 34H58V33H57ZM61 34H62V32H61ZM76 34H78V33L76 32ZM97 34H98V33H97ZM106 34H108V33H106ZM111 34H112V33H111V31H110L109 36H110ZM115 34H116V33H115ZM126 34H127V33H126ZM130 34H131V33H130ZM183 34H184V33H183ZM183 34H182V35H183ZM215 34H216V32H215ZM221 34H220V35H221ZM230 34H232V33H230ZM242 34H243V33H242ZM258 34H259V33H258ZM11 35H12V34H11ZM26 35H28V34H26ZM33 35H34V34H33ZM43 35H44V34H43ZM79 35H80V34H79ZM79 35H78V36H79ZM91 35H93V34H91ZM98 35H99V34H98ZM112 35H113V34H112ZM131 35H132V34H131ZM134 35H135V34H134ZM209 35H208V36H209ZM217 35H218V37H219V34H217ZM254 35H255V34H254ZM256 35H257V34H256ZM256 35H255V36H256ZM5 36H6V34H5ZM5 36H4V37H5ZM18 36H19V35H18ZM23 36L25 37V35H23ZM37 36H39V35H37ZM46 36H47V35H46ZM54 36H55V35H54ZM70 36H71V35H70ZM73 36H74V34H73ZM75 36H76V35H75ZM81 36H83V35L81 34ZM84 36H85V35H84ZM88 36H89V35H88ZM103 36H104L103 34H102V37L100 36V37L102 38V39H101L102 42H101V41L99 42V45H100V43H102L101 45H102L103 48H102V51H100V52H102V54H100V53H99V54H100V56L104 54L106 57H107V56L110 57L111 59L109 58V60H112V63H113V65H111V64H110V65H111V66H114V65H115V66H114V69H115V67H116L115 70L118 71V72L116 71V73H115V71H114V69H113L114 72H111V71L108 72L109 75H110V72H111L112 75H113V73L116 74V75H113V76H115L116 78H114V77L112 76V80H110V81L112 82V81H114L113 79H117V82H118V81L120 82V81H121L120 79L124 80V79H123L124 74H123V76H121L122 73H123L124 71H125L124 73L128 72V71H126V68L129 69V68L131 67V65H132V64H130V60H129V59H130L129 57H131L132 53L129 55V53H130L131 51H130V49H127V50L130 51V52H129V51L127 52L128 54L126 53L128 56H127V55H123V52H122V53L120 52L121 54H120V53L118 54V52H119L120 50L117 51V48H114L116 44H115L114 47H112V48L108 47V46H107L108 44H109V46L111 45L110 43H108V42H110V41H108V42L106 43V38L103 37ZM105 36H106V35H105ZM118 36H120V35H118ZM121 36H122V35H121ZM124 36H125V35H124ZM126 36H127V35H126ZM199 36H197V37H199ZM205 36H206V35H205ZM205 36H202V38L204 39ZM208 36H206V37H208ZM215 36H216V35H215ZM222 36L224 37V35H222ZM225 36H227V35L225 34ZM233 36H236V34L233 35ZM244 36H245V34H244ZM244 36H243V37H244ZM246 36H247V35H246ZM257 36H258V35H257ZM1 37H3V36H1ZM4 37H3L2 39H4ZM19 37H20V36H19ZM21 37H22V36H21ZM24 37H23V39H24ZM28 37H29V36H28ZM31 37H32V36H31ZM44 37H45V36H44ZM44 37H43V38H44ZM55 37L57 38V36H55ZM59 37H60V36H59ZM64 37H65V36H64ZM66 37H67V36H66ZM66 37H65V38H66ZM85 37H86V36H85ZM92 37H93V36H92ZM92 37H91V38H92ZM94 37H95V36H94ZM97 37H98V36H97ZM100 37H99L98 39H95V40L98 41V40L100 39ZM110 37H111V36H110ZM116 37H117V36H116ZM131 37H132V36H131ZM134 37H136V35H135ZM134 37H133V38H134ZM180 37H181V36H180ZM182 37H183V36H182ZM187 37H188V36H187ZM197 37H195V40H196ZM206 37H205V38H206ZM210 37H211V35H210ZM210 37H209V38H210ZM213 37H214V36H213ZM213 37H212V38H213ZM216 37H217V36H216ZM218 37H217V39H218ZM229 37H230V36H229ZM249 37H251V36H249ZM259 37L261 38V36H258V38H259ZM14 38H15V37H13V39H14ZM25 38H26V37H25ZM33 38H34V37H33ZM50 38H51V35H50ZM52 38H53V37H52ZM77 38H78V37H77ZM91 38H90V39H91ZM112 38H113V37H112ZM121 38H122V37H121ZM124 38H125V37H124ZM185 38H186V37H185ZM200 38H201V37H200ZM214 38H215V37H214ZM227 38H228V37H227ZM227 38H226V39H227ZM232 38H233V37H232ZM239 38H240V36H239ZM253 38L256 39V37H253ZM2 39H1V43H2V41H3ZM6 39L11 40L12 38L10 39V38H8V36H6ZM28 39H31V38H28ZM62 39H63V38H62ZM68 39H70V38H68ZM81 39H82V38H81ZM86 39H88V38H86ZM107 39H108V38H107ZM110 39H111V38H110ZM115 39H116V38H115ZM122 39H123V38H122ZM122 39H121V40H122ZM127 39H128V38H127ZM187 39H188V38H187ZM193 39H192V40H193ZM210 39H211V38H210ZM210 39H209V40H210ZM215 39H216V38H215ZM220 39H221V38H220ZM220 39H219V40H220ZM234 39H235V37H234ZM241 39H242V35H241ZM241 39H240V40H241ZM244 39H245V38H243V40H244ZM4 40H5V39H4ZM9 40H8V41H9ZM21 40H22V39H21ZM45 40H46V38H45ZM47 40H48V39H47ZM72 40H74L73 37H72ZM76 40H77V39H76ZM78 40H79V38H78ZM108 40H109V39H108ZM117 40H118V39H117ZM123 40H124V39H123ZM131 40H134V39H131ZM182 40H183V39H182ZM184 40H185V39H184ZM189 40H190V38H189ZM197 40H200V39L197 38ZM204 40L206 41L207 39H204ZM232 40H233V39H232ZM232 40H231V42H232ZM259 40H261V39H259ZM259 40H257V42H258ZM11 41H12V40H11ZM29 41H30V40H29ZM31 41H32V40H31ZM41 41H43V40H41ZM41 41H40V42H41ZM64 41H65V40H64ZM68 41H69V40H68ZM68 41H67V45H68V43H69ZM90 41H91V40H90ZM92 41H93V39H92ZM114 41H115V40H114ZM125 41H126V40H125ZM129 41H130V40H129ZM134 41H135V40H134ZM136 41H137V40H136ZM200 41H202V40H200ZM226 41H227V40H226ZM236 41H238V42L240 43L239 40H236ZM236 41H234V42H236ZM241 41H242V40H241ZM245 41H246V39H245ZM253 41H254V40H253ZM5 42H6V41H5ZM14 42H15V41H14ZM40 42H39V43H40ZM53 42H54V41H53ZM76 42H77V41H76ZM78 42H79V41H78ZM83 42H84V41H83ZM95 42H96V41H95ZM111 42H112V39H111ZM181 42H182V41H180V43H181ZM187 42H188V40H187ZM203 42H204V41H203ZM208 42H210V41H208ZM208 42L205 43V45L207 44V47H206L207 49H205L204 47H200V50H202L203 48H204L206 51H207L208 49H210V48H208ZM218 42H219V44L221 43V41H218ZM218 42H217V40L214 42V44H215L214 47H215V46L218 47ZM228 42H229V41H228ZM243 42H244V41H243ZM243 42H242L240 45H242ZM261 42H262V41H261ZM261 42H260V43H261ZM6 43H8V42H6ZM10 43H11V42H10ZM12 43H13V42H12ZM39 43H38V44H39ZM49 43H50V42H49ZM63 43H64V42H63ZM70 43H71V42H70ZM84 43H85V42H84ZM84 43H83V44H84ZM122 43H124V42L122 41ZM126 43H127V42H126ZM188 43H189V42H188ZM188 43H187V44H188ZM194 43H195V42H194ZM224 43H225V42H224ZM239 43H238V44H239ZM246 43H251V41H250V42L246 41ZM253 43L255 44V42H253ZM253 43H251V45H252ZM260 43H259V44H260ZM13 44H15V43H13ZM18 44H19V43H18ZM20 44H21V43H20ZM29 44H31V43H28V48H27V50H28L29 47H30ZM44 44H46V42H45ZM55 44H56V43H55ZM61 44H62V41H61ZM79 44H81V43H79ZM90 44H91V43H90ZM95 44L97 45L98 42L95 43ZM105 44H106V45H105ZM131 44H133V43H131ZM182 44H183V42H182ZM195 44H196V43H195ZM195 44H194V46H196V45H197V46H200V45H198V44H196V45H195ZM228 44H229V43H228ZM254 44H253V46H255ZM2 45H4V44H2ZM6 45H7V44H6ZM23 45H24V43H23ZM26 45H27V44H26ZM31 45H32V44H31ZM33 45H34V44H33ZM51 45H52V43H51ZM62 45H64V44H62ZM72 45H73V44H72ZM72 45H71V46H72ZM77 45H78V44H77ZM84 45H86V44H84ZM92 45H93V44H92ZM117 45H118V42H117ZM121 45H123V44H121ZM133 45H135V44H133ZM137 45H139V44L137 43ZM185 45H186V44H185ZM190 45H191V44H190ZM190 45H189V46H190ZM203 45H204V44H203ZM209 45H210V44H209ZM212 45H213V44H211L210 47H212ZM220 45H221V44H220ZM222 45H223V44H222ZM222 45H221V47H219V48H222V47H223ZM224 45H225V44H224ZM230 45H231V44H230ZM230 45H229V46H230ZM236 45H237V42H236ZM257 45H258V43H257ZM8 46H9V45H8ZM8 46H7V47H8ZM14 46H15V45H14ZM16 46H17V45H16ZM19 46H20V45H19ZM34 46H35V45H34ZM34 46H31V47L33 48ZM36 46H37V45H36ZM40 46H41V45H39V47H40ZM42 46H43V45H42ZM69 46H70V45H69ZM80 46H81V48H83L82 45H80ZM88 46H89V45H88ZM111 46H113V45H111ZM118 46H119V45H118ZM123 46H124V45H123ZM125 46H126V45H125ZM128 46H129V45H128ZM135 46H136V45H135ZM135 46H134V47H135ZM192 46H193V45H192ZM197 46H196V47H197ZM233 46H234V44H233ZM263 46H264V45H262V47H263ZM0 47H1V46H0ZM5 47H6V46H4V49H6ZM21 47H22V46H20L19 48H21ZM24 47H25V46H24ZM24 47H23V49H24ZM59 47H61V46H59ZM63 47L65 48V46H63ZM72 47H73V46H72ZM86 47H87V46H86ZM95 47H96V46H95ZM97 47H98V45H97ZM99 47H101V46H99ZM105 47H106V48H105ZM116 47H117V46H116ZM132 47H133V46H132ZM139 47H140V46H139ZM181 47H182V46H181ZM187 47H188V46H187ZM196 47H194V49H195ZM214 47H212V49H213ZM216 47H215V48H216ZM234 47H235V46H234ZM234 47H233V48H234ZM239 47H241V46H239ZM242 47H243V46H242ZM246 47H247V46H246ZM249 47H250V46H249ZM256 47H257V46H256ZM15 48H16V47H15ZM19 48H18V51H19ZM44 48H47V47H44ZM50 48H51V47H50ZM53 48H54V47H53ZM57 48H58V47H57ZM75 48H77V47H75ZM88 48H90V47H88ZM88 48H87V49H88ZM91 48H92V47H91ZM113 48H114V49H113ZM119 48H120V47H119ZM130 48H131V46H130ZM135 48H136V47H135ZM189 48H190V47H189ZM192 48H193V47H192ZM198 48H199V47H198ZM219 48H217V50L215 49V51H219V50H220ZM223 48H224V47H223ZM230 48H231V47H230ZM236 48H238V47H236ZM252 48H254V51H255V47H252ZM252 48L250 47V50H251ZM16 49H17V48H16ZM30 49H31V48H30ZM37 49H38V48H36V50H37ZM48 49H49V48H48ZM48 49H46V50H48ZM60 49H62V48H60ZM66 49H67V48H66ZM68 49H69V48H68ZM73 49H74V48H73ZM83 49H84V48H83ZM99 49H101V48H99ZM115 49H116V50H115ZM124 49H126V48H124ZM136 49H137V48H136ZM136 49H133V48H132L131 50H136ZM186 49H187V48H186ZM194 49H192V50L194 51ZM225 49H227V48L225 47ZM238 49H239V48H238ZM241 49H242V48H241ZM241 49H240V50H241ZM248 49H249V48H248ZM260 49H261V48H260ZM262 49H263V48H262ZM11 50H12V48H11ZM11 50H10V51H11ZM31 50H32V49H31ZM63 50H64V49H62V51H63ZM96 50H97V48H96ZM121 50H122V49H121ZM181 50H182V48H181ZM190 50H191V49H190ZM196 50H198V49H196ZM196 50H195V51H196ZM200 50H198V51H200ZM234 50H235V49H234ZM234 50H233L232 52H234ZM236 50H237V49H236ZM242 50H243V49H242ZM242 50H241V52H242ZM245 50H246V49H245ZM257 50H258V48L256 49V51H257ZM0 51H1V49H0ZM18 51H17V52H18ZM20 51H21V50H20ZM33 51H34V50H33ZM56 51H57V50H56ZM62 51H61V52H62ZM77 51H78V50H77ZM80 51H81V50H80ZM90 51H91V53H93L92 50H90ZM140 51H141V50H140ZM208 51H209V50H208ZM211 51H212V50H211ZM211 51L208 52L209 55H210V53H212ZM213 51H214V49H213ZM220 51H221V50H220ZM222 51H223V50H222ZM226 51H227V50H226ZM226 51H225V52H226ZM228 51H229V49H228ZM228 51H227V52H228ZM238 51H239V50H238ZM248 51H249V50H248ZM251 51H252V50H251ZM260 51H262V50H260ZM1 52H2V51H1ZM3 52H4V51H3ZM13 52H14V50H13ZM22 52H23V51H22ZM28 52H31V51H28ZM35 52H36V51H35ZM71 52H72V51H71ZM78 52H79V51H78ZM81 52H82V51H81ZM86 52H87V51H86ZM96 52H97V51H96ZM98 52H99V51H98ZM133 52H134V51H133ZM136 52H137V50H136ZM189 52H190V51H189ZM201 52H202V51H201ZM223 52H224V51H223ZM225 52H224V53H225ZM227 52H226L225 54H227ZM241 52H240V53H241ZM244 52H245V51H244ZM39 53H40V51H39ZM39 53H38V54H39ZM47 53H49V51L46 52V54H47ZM53 53H54V52H53ZM59 53H60V52H59ZM69 53H70V52H69ZM89 53H90V52H89ZM139 53H140V52H139ZM193 53H194V52H193ZM215 53L217 54V52H214L213 55H215ZM220 53H221V52H219L218 54H220ZM240 53H239V54H240ZM1 54H2V53H1ZM15 54H16V53H15ZM18 54H19V52H18ZM24 54H25V50H24ZM24 54H23V55H24ZM30 54H31V53H30ZM30 54H28V55L30 56ZM36 54H37V53H36ZM51 54H52V53H51ZM65 54H66V52H65ZM85 54H86V53H84V55H85ZM87 54H88V52H87ZM87 54H86V55H87ZM187 54H188V52H187ZM191 54H192V53H191ZM196 54H197V53H196ZM198 54L200 55V54H203V53H200V52H199ZM206 54H207V52H206ZM221 54H223V53H221ZM225 54H224V55H225ZM235 54H236V53H234V54H232V55H235ZM21 55H22V54H21ZM25 55L28 56V55H27V51H26V54H25ZM32 55H35V54H32ZM42 55H43V54H42ZM53 55H54V54H53ZM61 55L63 56V54H61ZM74 55H76L75 52H74ZM80 55H82V54L80 53ZM88 55H89V54H88ZM104 55H103V56H104ZM145 55H146V54H145ZM185 55H186V53H185ZM188 55H189V54H188ZM188 55H187V56H188ZM19 56H20V55H19ZM36 56H37V55H36ZM40 56H41V55H40ZM46 56H47V55H46ZM55 56H56V53H55L54 57H55ZM57 56H58V55H57ZM65 56H66V55H65ZM68 56H69V55H68ZM68 56H67V57H68ZM82 56H83V55H82ZM82 56H81V57H82ZM90 56H91V55H90ZM94 56L96 57L97 55L94 54ZM105 56H104V57H105ZM133 56H134V55H133ZM146 56H147V55H146ZM190 56H191V55H190ZM197 56H198V55H197ZM206 56H207V55H206ZM219 56H220V55H219ZM219 56L217 55L216 58H218ZM222 56H223V55H222ZM228 56H229V54H228ZM228 56H227V57H228ZM240 56L243 57L244 55H241V54H240ZM240 56L237 55V57H240ZM263 56H264V55H263ZM22 57H23V56H22ZM22 57H20V58L22 59ZM38 57H39V56H38ZM50 57H51V59L54 58L53 56H50ZM95 57H93V58H95ZM101 57H102V56H101ZM193 57H194V54H193ZM198 57H199V56H198ZM200 57H201V56H200ZM207 57H210V56H207ZM220 57H221V56H220ZM234 57H235V56H234ZM246 57H247V53H246ZM258 57H259V56H258ZM258 57H257V58H258ZM0 58H1V56H0ZM47 58H48V57H47ZM57 58H58V57H57ZM60 58H61V57H60ZM60 58H59V59H60ZM90 58H91V57H89V59H90ZM102 58H103V57H102ZM131 58H132V57H131ZM138 58H140V57H138ZM143 58H144V57H143ZM145 58H147V57H145ZM187 58H188V57H187ZM202 58H203V56H202ZM202 58H201V60H198L199 58H196L195 60L199 61V63H203L205 60L203 59V62H201V61H202ZM204 58H205V53H204ZM213 58H214V61H215V60H216V59H215V56H214V57L212 56V59H213ZM224 58H225V57H223L222 59H221V58H218L219 60H220V59L222 60V61L220 60V63H219V60H218V59H217L218 61H216V63L218 62V63H217V64H218V65H217L218 68H221V71L219 72V74L222 72V69L224 70L225 67L227 68V66H226L225 64H223V63H225V62H224ZM228 58H229V57H228ZM230 58H231V57H230ZM255 58H256V57H255ZM257 58H256V59H257ZM260 58H261V57H260ZM262 58H263V57H262ZM3 59H4V58H3ZM32 59H33V58H32ZM38 59H39V58H38ZM61 59H62V58H61ZM69 59H70V58H69ZM69 59H68V60H69ZM82 59H83V58H82ZM135 59H136V58H135V56H134L132 60H135ZM147 59H148V58H147ZM205 59H206V58H205ZM210 59H211V58H210ZM212 59H211V60H212ZM240 59H241V57H240ZM65 60H66V59H65ZM102 60H105V58L102 59ZM107 60H108V58H107ZM137 60H138V59H137ZM137 60H136V61H137ZM141 60H142V58H141ZM145 60H146V59H145ZM189 60H192V59H189ZM206 60H207V59H206ZM233 60H234V58H233ZM235 60H236V59H235ZM243 60H244V59H243ZM248 60H249V59H248ZM258 60H259V59H258ZM3 61H4V60H3ZM3 61H2V62H3ZM17 61H18V60H17ZM23 61H24V58H23ZM44 61H45V60H44ZM44 61H43V59H42V62H43V63H44ZM59 61H60V60H59ZM63 61H64V57H63V59H62V62H63ZM66 61H67V60H66ZM81 61H82V60H81ZM143 61H144V59H143ZM149 61H150V60H149ZM192 61H194V59H193ZM237 61H239V60H237ZM245 61H246V60H245ZM260 61H262V60H260ZM4 62H5V61H4ZM19 62H20V59H19L18 63H19ZM21 62H22V61H21ZM33 62H35V61H33ZM46 62L48 63V60H47ZM71 62H72V60H71ZM85 62H86V61H85ZM85 62H84V63H85ZM105 62H107V61H105ZM110 62H111V61H110ZM110 62H109V63H110ZM141 62H142V61H141ZM187 62H188V61H187ZM207 62H208V61H207ZM211 62H212V61H209V62H208L209 65L211 64ZM226 62H228V59L226 60ZM230 62H231V64H232V62H234V61H229V63H230ZM243 62H244V61H243ZM246 62H247V61H246ZM254 62H255V61H254ZM18 63H17V64H18ZM31 63H32V62H31ZM40 63H41V62H40ZM53 63H54V62H53ZM64 63H65V62H64ZM69 63H70V61H69ZM77 63H78V62H77ZM81 63H82V62H81ZM87 63H89V62H87ZM94 63H95V62H94ZM100 63H101V62H100ZM100 63H99V65H100ZM103 63H104V62H103ZM109 63H105V64H109ZM131 63H133V61H131ZM150 63H151V62H150ZM188 63H189V62H188ZM197 63H198V62H197ZM197 63H196V64H197ZM199 63H198V64H199ZM204 63H206V61H205ZM204 63H203V64H204ZM208 63H207V64H208ZM234 63H235V62H234ZM236 63H237V62H236ZM247 63H248V62H247ZM258 63H260V62L258 61ZM7 64H9V63L7 62ZM15 64H16V62H15ZM17 64H16V67H17ZM19 64H20V63H19ZM28 64H30V63H28ZM35 64H36V63H35ZM45 64H46V63H45ZM51 64H52V63H51ZM54 64H56V63H54ZM60 64H61V63H60ZM67 64H68V63H67ZM75 64H76V63H75ZM82 64H83V63H82ZM95 64H97V63H95ZM143 64H144V63H143ZM145 64H146V62H145ZM165 64H166V63H165ZM165 64H164V65H165ZM198 64H197V65H198ZM207 64H204V65H206L205 68H206V67H209V66H207ZM213 64H215V63L213 62L212 65H210V66L213 67ZM221 64H223L225 67H224L223 65H221ZM231 64H229V67H228L229 69H228V71H229L230 69H232V67H230ZM241 64L243 65V64H245V63H241ZM241 64H240V65H241ZM249 64H250V63H249ZM249 64H248V65H249ZM260 64H261V63H260ZM13 65H14V64H13ZM30 65H31V64H30ZM64 65H65V64H64ZM69 65H70V64H69ZM78 65H79V64H78ZM83 65H84V64H83ZM92 65H93V63H92ZM102 65H103V64H102ZM102 65H101V66H102ZM110 65H109V67H110ZM135 65H136V64H135ZM139 65H141V64H139ZM149 65H151V64H149ZM193 65H194V64H193ZM197 65H196V66H197ZM220 65H221L223 68H222ZM235 65H236V64H235ZM237 65L239 66V64H237ZM257 65H258V64H257ZM257 65H256V63H255L254 67H257ZM10 66H11V65H10ZM25 66H26V65H25ZM31 66H32V65H31ZM46 66H47V65H46ZM73 66H74V65H73ZM73 66H72V67H73ZM80 66H81V65H80ZM86 66L88 67L89 65L87 64ZM94 66H95V65H94ZM97 66H98V65H97ZM133 66H134V65H133ZM133 66H132V67H133ZM137 66H138V65H137ZM141 66H142V65H141ZM145 66H147V64H146ZM201 66H202V64H200V68H201ZM217 66H216V64H215L214 67L216 68ZM219 66H220V67H219ZM232 66H233V65H232ZM243 66H244V65H243ZM243 66H242V67H243ZM246 66H247V65H246ZM250 66L252 67V63H251ZM250 66H249V67H250ZM262 66H264V65H262ZM2 67H3V66H2ZM19 67H20V66H19ZM22 67H23V66H22ZM47 67H48V66H47ZM47 67H46V68H47ZM50 67H51V66H50ZM55 67H56V66H55ZM55 67H54V68H55ZM59 67H60V66H59ZM64 67H65V66H64ZM67 67H69V66H67ZM78 67H79V66H78ZM103 67H105V66L103 65ZM103 67H102V68H103ZM107 67H108V65H107ZM107 67H106V68H107ZM134 67H135V66H134ZM138 67H139V66H138ZM143 67H144V66H143ZM143 67H141L140 69L143 70V69H144ZM149 67H150V66H149ZM149 67H147V68L149 69ZM151 67H152V65H151ZM212 67H210L209 70H210ZM234 67H235V66H234ZM242 67H241V68H242ZM247 67H248V66H247ZM25 68H26V67H25ZM32 68H33V67H32ZM91 68H92V67H91ZM98 68H99V67H98ZM106 68H105V69H106ZM193 68H194V66H193ZM235 68H236V67H235ZM237 68H238V69H235V70H234V72L237 70V71H236L237 74H235V73L233 72V73L236 75V77H237L238 74L240 73V72H239V71H240V70H239V67H237ZM244 68H246V67H244ZM257 68H258V67H257ZM257 68H256V69H257ZM1 69H2V68H0V70H1ZM4 69H5V68H4ZM34 69H35V68H34ZM48 69H49V68H48ZM51 69H52V68H51ZM59 69H61V68H58L57 70H59ZM62 69H65V68L62 67ZM62 69H61V71H62ZM67 69H68V68H67ZM74 69H75V70L78 69V73H77V75H78V74H79V70L82 69V66H81L80 69H79V68H74ZM94 69H95V67H94ZM100 69H101V68H100ZM107 69H108V68H107ZM136 69H137V68H136ZM140 69H139V71H140ZM194 69H195V68H194ZM198 69H199V67H198ZM198 69H196V70H198ZM207 69H208V68H207ZM212 69H213V68H212ZM216 69H217V68H216ZM216 69H213V70H214L215 72H217ZM233 69H234V68H233ZM246 69H247V68H246ZM246 69H245V72H247L250 68H249L247 71H246ZM256 69H255V70H256ZM258 69H261V68L259 67ZM8 70H9V69H8ZM15 70H16V69H15ZM28 70H29V69H28ZM42 70H43V69H42ZM42 70H41V71H42ZM53 70H54V69H53ZM69 70H70V69H69ZM85 70H86V69H85ZM85 70H84L83 73L86 75L87 73H85ZM103 70H104V69H103ZM110 70H111V69H110ZM119 70H120V71H119ZM123 70H124V71H123ZM130 70H131V68H130ZM149 70H151V69H149ZM149 70H148V71H149ZM199 70H200V69H199ZM199 70H198V71H199ZM213 70H212V71H213ZM219 70H220V69H219ZM219 70H218V71H219ZM225 70H226V69H225ZM243 70H244V69H243ZM253 70H254V69H253ZM253 70H251V72H252ZM5 71H6V70H5ZM18 71H19V70H18ZM48 71H49V70H48ZM51 71H52V70H51ZM65 71H66V70H65ZM72 71H74V70H72ZM72 71H70V72L72 73ZM86 71H87V70H86ZM89 71H90V70H89ZM92 71H94V70H92ZM92 71H91V72H92ZM96 71H97V70H96ZM96 71H95V72H96ZM121 71H122V72H121ZM134 71H136V70H134ZM134 71H133V72H134ZM145 71H147V70H145ZM202 71H205L204 68H203ZM212 71H211V72H212ZM230 71H231V70H230ZM232 71H233V70H232ZM241 71H242V70H241ZM260 71H262V70H259L258 73H260ZM0 72H2V71H0ZM20 72H21V71H20ZM30 72H32V69H31ZM35 72H36V71H35ZM37 72H38V71H37ZM55 72H57V71H55ZM55 72H54V73H55ZM97 72H98V71H97ZM103 72H104V71H103ZM151 72H152V70H151ZM205 72L208 73L207 71H205ZM211 72H209V73H211ZM215 72H213V73H215ZM225 72H226V71H225ZM245 72H244V73H245ZM249 72H250V71H249ZM249 72H247V73H249ZM251 72H250V73H251ZM256 72H257V71H256ZM256 72L253 71L252 73H254V75H255ZM2 73L4 74V72H2ZM5 73H7V72H5ZM10 73H11V72H10ZM32 73H33V72H32ZM32 73H31V74H32ZM47 73H48V72H47ZM63 73H65V72H63ZM67 73H68V72H67ZM67 73H65L64 75L61 73V76H62V75H63V76H66ZM81 73H82V71H81ZM83 73H82V74H83ZM89 73H90V72H89ZM140 73H141V72H140ZM147 73L149 74V72H147ZM152 73H153V72H152ZM200 73H201V70H200ZM209 73H208V74H209ZM213 73H212V75H213ZM217 73H218V72H217ZM222 73H223V72H222ZM222 73L220 74V76L222 75ZM229 73H230V72H229ZM229 73L226 72V75L229 74ZM247 73H246V74H247ZM262 73H263V72H262ZM13 74H15V73H13ZM18 74H19V73H18ZM21 74H22V76L24 75V76L26 77V75L24 74V72H22ZM26 74H27V73H26ZM36 74H39V73H36ZM57 74H58V73H57ZM75 74H76V73H75ZM96 74H97V73H96ZM98 74H99V73H98ZM108 74H107V76H109ZM120 74H121V75H120ZM126 74H127V73H126ZM126 74H125V75H126ZM130 74H131V73H129V75H130ZM144 74H145V73H144ZM153 74H154V73H153ZM202 74H205V73H201L200 76H202ZM224 74H225V73H224ZM224 74H223V76H221V77H224ZM240 74H241V73H240ZM246 74H244V76H245ZM256 74H257V73H256ZM9 75H10V74H9ZM9 75H8V76H9ZM34 75H35V73H34ZM54 75H55V74H54ZM67 75H68V74H67ZM79 75H80V74H79ZM99 75H101V73H100ZM104 75H105V74H104ZM119 75H120L122 78L119 79ZM129 75L127 74V77H128ZM142 75H143V74H142ZM145 75H146V74H145ZM209 75H211V74H209ZM212 75H211V76H212ZM214 75H215V74H214ZM216 75H217V74H216ZM216 75H215V76H216ZM242 75H243V74H241V76H242ZM252 75H253V74H252ZM254 75H253V76H254ZM8 76H7V77H8ZM27 76H28V75H27ZM36 76H37V75H36ZM52 76H53V75H52ZM101 76H102V75H101ZM151 76H153V75H151ZM154 76H155V75H154ZM156 76H158V75H156ZM207 76H208V75H207ZM220 76H219V77H220ZM230 76H232V75H230ZM233 76H234V75H233ZM233 76H232V78H233ZM239 76H240V75H239ZM239 76H238L237 78H239ZM248 76H250V75L247 74V77H248ZM255 76H256V75H255ZM257 76H258V74H257ZM259 76H260V75H259ZM259 76H258V78H259ZM263 76H264V74H263ZM0 77H1V75H0ZM13 77H14V76H13ZM13 77H12V79H13V81H14V80H16L17 78L19 79V78L21 77V75H19V77L17 76L16 79H15L16 76H15L14 78H13ZM25 77H24V78H25ZM33 77H34V76H33ZM39 77H40V76H39ZM41 77H42V76H41ZM43 77H44V76H43ZM46 77H47V76H46ZM46 77H45V78H46ZM57 77H58V76H57ZM71 77H72V76H71ZM90 77H91V76H90ZM93 77H94V76H92V78H93ZM103 77H104V76H103ZM127 77L125 78V80H127ZM136 77H137V76H136ZM149 77H150V75H149ZM149 77H147V78H149ZM198 77H199V75H198ZM212 77H213V76H212ZM228 77H229V76H228ZM234 77H235V76H234ZM236 77H235V78H236ZM245 77H246V76H245ZM245 77H243V78H245ZM5 78H6V77H5ZM21 78H23V77H21ZM28 78H30V77H28ZM31 78H32V76H31ZM47 78H48V77H47ZM55 78H56V77H55ZM143 78H144V76H143ZM154 78H155V77H154ZM199 78H200V77H199ZM237 78H236V80H238ZM241 78H242V77H241ZM254 78L256 79V77H254ZM3 79H4V78H3ZM6 79H7V78H6ZM12 79H10V80L12 81ZM34 79H36V78H34ZM34 79H33V80H34ZM38 79H40V78H38ZM41 79H42V78H41ZM107 79H108V78H107ZM118 79H119V80H118ZM149 79H150V78H149ZM200 79H201V78H200ZM206 79H207V78H206ZM219 79H220V78H219ZM223 79H224V78H223ZM223 79H221V81H222ZM229 79H230V77H229ZM229 79H228V80H229ZM249 79H250V77H249ZM251 79L253 80V78H251ZM251 79H250V80H251ZM255 79H254V80H255ZM260 79L262 80V78H260ZM260 79H259V80H260ZM8 80H9V79H8ZM10 80H9V83L11 82ZM22 80H23V79H22ZM22 80H21V81H22ZM103 80H104V79H103ZM145 80H146V79H145ZM154 80H155V79H154ZM157 80H158V79H157ZM157 80H156V81H157ZM204 80H205V78H204ZM204 80H203V82H204ZM208 80H209V78H208ZM215 80H217V82H218V78L216 79V77H214V83H216ZM234 80H235V79H234ZM241 80H243V79H241ZM241 80H238V82H241ZM252 80H251V81H252ZM263 80H264V78H263ZM1 81H2V80H1ZM1 81H0V82H1ZM4 81H5V80H4ZM13 81H12V82H13ZM16 81H17V80H16ZM25 81H26V80H24V82H22L23 85H24ZM100 81L103 82L102 79H101ZM108 81H109V80H108ZM142 81H143V80H142ZM147 81L149 82V80H147ZM200 81H201V80H200ZM221 81L219 80V83H220ZM223 81H224V80H223ZM229 81H230V80H229ZM231 81H232V80H231ZM247 81H248V79H247ZM247 81H246V83H247ZM2 82H3V81H2ZM2 82H1V83H2ZM26 82H27V81H26ZM28 82H29V81H28ZM28 82H27V83H28ZM40 82H41V81H40ZM111 82H110V83H111ZM115 82H116V81H115ZM115 82H114V84L117 85V82H116V83H115ZM122 82H123V81H122ZM124 82H125V81H124ZM127 82H128V81H127ZM137 82H139V81H137ZM145 82H146V81H145ZM151 82H152V81H151ZM196 82H197V80H196ZM198 82H199V79H198ZM201 82H202V81H201ZM205 82H206V81H205ZM207 82H208V81H207ZM207 82H206V83H207ZM225 82H226V80H225ZM227 82H228V81H227ZM227 82H226V84H227ZM244 82H245V79H244L243 83H244ZM253 82H254V81H253ZM253 82H251V83H253ZM258 82H259V81H258ZM34 83H35V82H34ZM38 83H39V82H38ZM38 83H37V85H39ZM104 83H105V81H104ZM104 83H102V84H104ZM106 83H107V81H106ZM125 83H126V82H125ZM128 83H129V82H128ZM140 83H142V82L140 81ZM143 83H144V82H143ZM149 83H150V82H149ZM206 83H205V87H207L206 90H208L207 92L210 93L209 95L215 96V95L218 94V92H221V91H218V90H219L218 88L214 87L215 84L213 85V79H212V78H210V83H212V84H209V85H210L209 87H208V85L206 86ZM229 83H230V82H229ZM243 83H242V84H243ZM246 83H245V84H246ZM262 83H264V81H263ZM4 84H5V83H4ZM13 84H14V83H13ZM13 84H12V85H13ZM17 84H18V83H17ZM19 84H21V82H20ZM28 84H31V83H28ZM111 84H112V83H111ZM114 84H113V86H114ZM118 84H119V83H118ZM133 84H134V83H133ZM133 84H132V85H133ZM146 84H147V83H146ZM192 84H193V83H192ZM198 84H199V83H198ZM207 84H208V83H207ZM220 84L222 85V82H221ZM234 84L238 85L237 81H236V83H235V81H234ZM234 84L231 83L230 88H231V89H236V90H237V88H238L239 86H236V85H235L237 88H232V85L234 86ZM242 84H240V86H242ZM254 84H255V83H254ZM260 84H261V83H260ZM0 85H1V84H0ZM23 85H22V86H23ZM108 85H109V84H108ZM160 85H161V83H160ZM193 85H194V84H193ZM211 85H212V86H211ZM217 85H218V84H217ZM217 85H216V86H217ZM223 85H224V83H223ZM247 85H248V83H247ZM251 85L253 86V84H251ZM258 85H259V83H258ZM13 86H15V85H13ZM16 86H17V85H16ZM19 86H20V85H19ZM19 86H18V87H19ZM109 86H110V85H109ZM118 86H120V85H117V87H118ZM123 86H124V85H123ZM127 86H128V85H127ZM129 86H130V85H129ZM148 86H149V85H148ZM150 86H152V85H150ZM155 86H156V85H155ZM158 86H159V85H157V87H158ZM194 86H195V85H194ZM218 86H219V85H218ZM224 86H225V85H224ZM235 86H234V87H235ZM244 86H245V85H244ZM249 86H250V85H248V87H249ZM252 86L250 87V90H252ZM255 86H256V84H255ZM259 86H260V85H259ZM261 86H264V85H261ZM5 87H6V86H5ZM5 87H4V88H5ZM18 87H16V88H18ZM28 87H29V85H28ZM31 87H32V85H31ZM31 87H30V90H31ZM115 87H116V86H115ZM115 87H114V88H115ZM124 87H125V86H124ZM160 87H161V86H160ZM198 87H199V86H198ZM200 87H201V85H200ZM203 87H204V85H203ZM211 87H212L213 89H212ZM246 87H247V86H246ZM246 87H245V88H246ZM10 88H11V87H10ZM20 88H21V87H20ZM24 88L28 89V88L25 87V86H24ZM106 88H107V87H106ZM108 88L113 89L112 87H108ZM132 88H133V87H132ZM146 88H147V87H146ZM155 88H156V87H155ZM162 88H164V86H163ZM195 88H197V87H195ZM195 88H194V89H195ZM209 88H210L211 91L209 90ZM215 88L218 89V90H217L218 92L216 91ZM219 88H220V87H219ZM222 88H223V87H222ZM222 88H221V90H222ZM225 88H226V87H225ZM227 88H229V87L227 86ZM230 88H229V89H230ZM245 88L242 86L241 88H239L238 92H240V89L243 90V89H245ZM257 88H258V86H257ZM259 88H260V87H259ZM263 88H264V87H263ZM0 89H3V87H1ZM6 89H7V88H6ZM8 89H9V88H8ZM34 89H36V88H34ZM121 89H122V88H121ZM124 89H125V88H124ZM126 89H127V88H126ZM143 89H144V88H143ZM150 89H151V87H150ZM160 89H161V88H159V90H160ZM198 89H199V88H197V90H198ZM202 89H203V88H202ZM229 89H228V91H229ZM231 89H230V90H231ZM19 90H21V89H19ZM19 90H18V91H19ZM116 90H117V89H116ZM128 90H129V89H128ZM133 90H135V89H132V91H133ZM151 90H152V89H151ZM199 90H200V89H199ZM226 90H227V89H226ZM236 90H234V91L237 92ZM242 90H241V93H246V94H247V92H248L247 90H246L247 92H245V90L242 92ZM248 90H249V88H248ZM253 90H254V92H255V89H253ZM260 90H261V88L259 89V91H260ZM14 91H16V90H13V92H14ZM18 91H17V92H18ZM21 91H22V90H21ZM34 91H35V90H34ZM104 91H105V90H104ZM109 91H112V90H107V92H109ZM122 91H123V90H122ZM122 91H121V92H122ZM148 91H149V90H148ZM148 91H147V92H148ZM153 91L156 92L157 90H153ZM166 91H167V90H166ZM224 91H225V89H224ZM232 91H233V90H231V92H232ZM3 92H4V91H3ZM19 92H20V91H19ZM19 92H18V93H19ZM113 92H115V91H113ZM128 92H129V91H128ZM161 92H162V90H161ZM196 92H197V91H196ZM199 92H200V91H199ZM199 92H198V94H199ZM204 92H206V91L204 90ZM216 92H217V94H215ZM252 92H253V91H252ZM4 93H5V92H4ZM18 93H17V94H18ZM47 93H49V92H47ZM105 93H106V92H105ZM116 93H117V92H116ZM119 93H120V90H119ZM135 93H136V92H135ZM163 93H164V92H163ZM223 93H224V92H222V94H223ZM225 93H226V92H225ZM225 93H224V94H225ZM228 93H229V92H228ZM228 93H227V94H228ZM256 93L258 94V90H257ZM262 93H263V92H262ZM262 93H261V94H262ZM8 94H9V93H8ZM15 94H16V93H15ZM19 94H20V93H19ZM111 94H113V93H111ZM111 94H110V95H111ZM125 94H126V93H124V95H125ZM129 94H132V93L130 92ZM133 94H134V93H133ZM157 94H158V92H157ZM164 94H166V92H165ZM219 94H220V93H219ZM224 94H223V96H224ZM227 94H226L225 96H228ZM234 94H235V93H233V96H234ZM236 94H237V93H236ZM248 94H249L251 97H252V95H253V94H251L250 92H248ZM248 94H247V95H248ZM254 94H255V93H254ZM259 94H260V92H259ZM261 94H260L259 96H261ZM0 95H1V93H0ZM2 95L4 96L5 94L2 93ZM11 95H12V94H11ZM13 95H14V94H13ZM33 95H34V94H33ZM116 95H117V94H116ZM119 95H120V94H119ZM166 95H167V94H166ZM194 95H195V94H194ZM220 95H221V94H220ZM230 95H231V93H230ZM230 95H229V96H230ZM239 95H240V93H239ZM7 96H9V95H7ZM7 96H5V97H7ZM23 96H24V95H23ZM25 96H26V95H25ZM45 96H46V95H45ZM47 96H48V95H47ZM111 96H112V95H111ZM111 96H110V97H111ZM132 96H133V95H132ZM132 96H131V97H132ZM149 96H150V95H149ZM153 96H154V95H153ZM159 96H160V95H159ZM162 96H163V94H162ZM218 96H219V95H218ZM218 96H216L215 99L218 98ZM221 96H222V95H221ZM225 96H224V97H225ZM242 96H243V95H242ZM245 96H246V95H244V97H245ZM257 96H258V95H257ZM257 96H256V97H257ZM259 96H258V97H259ZM1 97H2V96H0V98H1ZM20 97H21V96H20ZM52 97H53V96H52ZM52 97H50V98H52ZM107 97H108V96H107ZM115 97H116V96H114V97L112 96L111 98H115ZM120 97L122 98V95H121ZM125 97H126V96H125ZM129 97H130V95H129ZM163 97L165 98V96H163ZM168 97H169V96H167V99H168ZM207 97H208V95H207ZM224 97H223V98H224ZM236 97H237V95L235 96V98H236ZM246 97H247V96H246ZM253 97L255 98V96H253ZM253 97H252V100H254ZM258 97H257V98H258ZM263 97H264V96H263ZM54 98H55V97H54ZM116 98H117V97H116ZM121 98H120V99H121ZM126 98H127V97H126ZM151 98H152V97H151ZM154 98H155V97H154ZM154 98H153V99H154ZM157 98H158V97H157ZM169 98H170V97H169ZM194 98H195V96H194ZM204 98H205V97H204ZM208 98H211V97H208ZM219 98H220V97H219ZM223 98L221 97V99L223 100V102H224L225 104H223L220 100H217V101H216V102H218V101L220 102V106H224V105H226V102L229 101L228 98H226V97L224 98V99H226V100H228V101H224ZM231 98H232V97H231ZM235 98H234V99H235ZM248 98H249V100H248ZM257 98H255V99H257ZM259 98H262V97H259ZM8 99H9V98H8ZM16 99H17V98H15V100H16ZM135 99H136V98H135ZM159 99H160V101L162 100L160 97H159ZM173 99H174V98H173ZM176 99H177V98H176ZM201 99H202V98H201ZM201 99H199V100H201ZM211 99L214 100L213 97H212ZM211 99H209V100H211ZM240 99H241L242 103H244V100H245V99H247V102L250 101V97H249V96H248L247 98H245L244 100H242L241 97H240ZM25 100H26V99H25ZM50 100H51V99H50ZM52 100H53V99H52ZM113 100H114V99H113ZM113 100H112V101H113ZM117 100H119V99L114 100V103L117 104V102H116ZM145 100H148V99L145 98L144 101H145ZM169 100H170V99H169ZM202 100H203V99H202ZM205 100H206V99H205ZM231 100H232V99H231ZM0 101H1V100H0ZM5 101H7V100H5ZM5 101H4V102H5ZM17 101H18V100H17ZM19 101H20V100H19ZM42 101H43V100H42ZM129 101H130V100H128V102H129ZM132 101H134V100H133V97H132ZM177 101H179V100H177ZM234 101H235V100H234ZM237 101L239 102V100H237ZM255 101H256V100H254V101H252V102L254 103ZM260 101H261V99H260ZM4 102H3V103H4ZM10 102L12 103V100H11ZM52 102H53V101H52ZM120 102H122V101H120ZM146 102H147V101H146ZM146 102H145V103H146ZM150 102H151V100H150ZM150 102H149V103H150ZM163 102H164V100H163ZM165 102H166V101H165ZM170 102H172V101H170ZM194 102H195V101H194ZM205 102H206V101H205ZM209 102H213V101H209ZM216 102H215V103H216ZM219 102H218V104H219ZM229 102H230V101H229ZM232 102H233V101H232ZM232 102H231V104H232ZM238 102H237V103H238ZM257 102L259 103V99H258ZM262 102H263V104H264L263 99H262L261 103H262ZM5 103H6V102H5ZM5 103L2 104V105H6ZM8 103H9V102H8ZM8 103H7V104H8ZM11 103H10V105H11ZM13 103H14V102H13ZM13 103H12V104H13ZM17 103H19V102H17ZM38 103H39V102H38ZM43 103H44V102H43ZM46 103H47V102H46ZM49 103H50V102H49ZM49 103H48V104H49ZM80 103H81V102H80ZM151 103H152V102H151ZM157 103H158V102H157ZM157 103H156V104H157ZM174 103H175V102H174ZM221 103H222V105H221ZM233 103H234V102H233ZM235 103H236V102H235ZM245 103H246V102H245ZM258 103H255L256 106L259 105ZM23 104H24V102H23ZM70 104H71V103H70ZM130 104H131V103H130ZM132 104H133V103H132ZM147 104H148V103H147ZM162 104H163V103H161V105H162ZM166 104H167V103H166ZM176 104H177V102H176ZM176 104H174L173 106H175ZM194 104H195V103H194ZM203 104H204V102H203ZM240 104H241V103H240ZM240 104H239V105H240ZM250 104H251V103H250ZM263 104H262V106H263ZM2 105H1V106H2ZM14 105H16V104H13L12 106H14ZM40 105H41V104H40ZM40 105H39V106H40ZM43 105H44V104H43ZM54 105H55V103H54ZM54 105H53V107H54ZM123 105H124V104H123ZM123 105H122V106H123ZM125 105L127 106V104H125ZM154 105H155V104H154ZM157 105H159V103H158ZM164 105H165V104H164ZM164 105H163V107H164ZM168 105H170V104H168ZM198 105H199V104H198ZM209 105H210V104H209ZM233 105H235V104H233ZM236 105H237V104H236ZM248 105H249V102H248ZM248 105H247V108H246V109L250 108V106L248 107ZM252 105H253V104H252ZM260 105H261V104H260ZM18 106H19V105H18ZM35 106H36V105H35ZM46 106H47V105H46ZM65 106H66V105H65ZM78 106H79V105H78ZM92 106H93V105H92ZM95 106H96V105H95ZM119 106H120V105H119ZM131 106H132V105H131ZM131 106H129V107H131ZM133 106H134V105H133ZM147 106H148V105H147ZM181 106H182V104H180V109H181ZM193 106H194V105H193ZM206 106H207V105H206ZM206 106H205V107H206ZM211 106H213V105H211ZM226 106H227V105H226ZM253 106H254V105H253ZM256 106H255V107H256ZM3 107H4V106H3ZM6 107H7V106H6ZM15 107H16V106H15ZM21 107H22V106H21ZM24 107H26V106H24ZM29 107H30V106H29ZM29 107H28V108H29ZM68 107H69V106H68ZM90 107H91V106H90ZM114 107H115V106H114ZM129 107H127V108H129ZM154 107H155V106H154ZM157 107H158V106H157ZM197 107H198V106H197ZM197 107H196V109H197ZM214 107H215V106H214ZM227 107H229V106H227ZM260 107H261V106H260ZM4 108H5V107H4ZM13 108H14V107H13ZM18 108H19V107H18ZM38 108H39V109H37V107L35 108V109H37V110H33V109H32L31 111H30V110H28V111H30L32 115L40 114V117L42 116L41 118L43 119V122H41V126L38 127V126L36 125V124H38V122L34 124L35 126L31 125L30 128H29V130H28V132H27V133L29 134L28 137H27L26 134H25V129H26V127H25V129L23 128L21 131L24 133V135L27 137V139L30 138V139H28V141L25 140L26 142H28V144H29V142L32 140L33 136H34L35 134L37 135V133H39V134H41V135H39V136L41 137V140H42L43 143L47 146V145L51 142L50 139H53V136H54V135H53V127H54L53 125H54V124H52V123H53L52 120L54 119V118H53L54 116L52 115L53 113H51V112H52V111H51V110H52V109H51L52 107L50 108L49 105H48L46 108H43V107H38ZM54 108H55V107H54ZM94 108H95V107H94ZM96 108H97V107H96ZM96 108H95V109H96ZM115 108H116V107H115ZM115 108H113V109H115ZM122 108H123V107H122ZM134 108H135V106H134ZM148 108H149V107H148ZM150 108H151V106H150ZM159 108H162V107L159 106ZM159 108H157V109H159ZM172 108H174V107H172ZM217 108H218V107H216V110H217ZM220 108H223V107H220ZM230 108H231V107H230ZM238 108H239V107H238ZM244 108H245V105H244ZM258 108H259V107H258ZM261 108H262V107H261ZM261 108H260V109H261ZM11 109H12V108H11ZM21 109H22V108H21ZM90 109H91V108H90ZM97 109H100V108H97ZM97 109H96V111H97ZM117 109H118V106H117ZM120 109H121V107H120ZM120 109H119V110H120ZM152 109H153V108H152ZM163 109H164V108H163ZM165 109H167V108L165 107ZM169 109H170V108H169ZM169 109H168V110H169ZM178 109H179V108H178ZM180 109H179V110H180ZM182 109H184V108H182ZM185 109H186V108H185ZM185 109H184V110H185ZM190 109H191V108H190ZM193 109L195 110V108H192V110H193ZM198 109H199V108H198ZM200 109H201V108H200ZM200 109H199V110H200ZM211 109H212V108H211ZM224 109H225V108H224ZM236 109H237V108H236ZM252 109H254V108H252ZM260 109H258V110H260ZM262 109H263V108H262ZM2 110H3V109H2ZM4 110H6V109H4ZM8 110H9V109H8ZM8 110H7V112H8ZM18 110H19V109H18ZM115 110H116V109H115ZM122 110H123V109H122ZM122 110H121V113L124 114V113L122 112ZM132 110H133V109H132ZM132 110H131V111H132ZM147 110H148V109H147ZM159 110H160V109H159ZM161 110H162V109H161ZM170 110H171V112H170V111H168V112H170L171 115H172V113H175V112H172L173 109H170ZM179 110H178V111H179ZM186 110H187V109H186ZM204 110H205V109H204ZM221 110H222V109H221ZM231 110H233V109H231ZM234 110H235V109H234ZM242 110H243V109H242ZM242 110H240V111H242ZM244 110H245V109H244ZM254 110H255V109H254ZM263 110H264V109H263ZM11 111L13 112V110H11ZM11 111H10V112H11ZM16 111H17V110H16ZM20 111H21V110H20ZM24 111H25V110H23V112H24ZM26 111H27V110H26ZM26 111H25V112H26ZM53 111H54V110H53ZM92 111H93V110H92ZM94 111H95V110H94ZM94 111H93V112H94ZM98 111H99V110H98ZM117 111H118V110H117ZM123 111H125V110H123ZM126 111H127V110H126ZM135 111H136V110H135ZM151 111H153V110H151ZM151 111H150V112H151ZM154 111H155V110H154ZM163 111H164V110H163ZM173 111H174V110H173ZM175 111H176V110H175ZM190 111H191V110H190ZM212 111H213V110H212ZM212 111H210V112H212ZM218 111H219V110H218ZM222 111H224V110H222ZM227 111H228V110H227ZM227 111H226V112H227ZM237 111H238V110H237ZM246 111H247V110H246ZM251 111H252V110H251ZM7 112H6V113H7ZM10 112H9V113H10ZM30 112H29V113H30ZM112 112H113V111H112ZM118 112H119V111H118ZM150 112H149V113H150ZM157 112H158V110H157ZM157 112H156V113H157ZM181 112H182V111H181ZM195 112H196V110H195ZM199 112H201V111H199ZM226 112H224V113H226ZM231 112H232V111H231ZM234 112H235V111H234ZM238 112H239V111H238ZM247 112L249 113V112H250V109H249V111H247ZM247 112H246V113H247ZM256 112H258V111H257V108H256ZM262 112H264V111H262ZM3 113H4V112H3ZM3 113H1V115H2ZM9 113H8V114H9ZM15 113H17V112H15ZM15 113H14V115H15ZM19 113H20V112H19ZM26 113L28 114V112H26ZM90 113H91V111H90ZM94 113H95V112H94ZM101 113H102V111H101ZM101 113H100V114H101ZM128 113H130V110H129ZM149 113H147V115H149ZM152 113H153V112H152ZM161 113H162V112H161ZM166 113H167V112H166ZM170 113H169V114H170ZM179 113H180V112H179ZM185 113H187V112H185ZM189 113H190V112H189ZM201 113H202V112H201ZM203 113H205V111H203ZM208 113H209V111H208ZM213 113H214V112H213ZM216 113H217V111H216ZM251 113H254V112L252 111ZM24 114H25V113H24ZM31 114H29V115H31ZM96 114H98V112H96ZM113 114H114V112H113ZM126 114H127V113H126ZM135 114H136V112H135ZM182 114H183V113H182ZM191 114H192V113H191ZM195 114H197V112H196ZM214 114H215V113H214ZM219 114H220V113H218V115H219ZM222 114H223V112H222ZM231 114H232V113H231ZM234 114H235V113H233V116H235ZM244 114H245V113H244ZM257 114H258V113H257ZM257 114H256V115H257ZM6 115H7V114H6ZM12 115H13V114H12ZM21 115H23V114H21ZM101 115H102V114H101ZM114 115H115V114H114ZM119 115H120V112H119ZM127 115L129 116V114H127ZM127 115H126V116H127ZM136 115H137V114H136ZM136 115H134L135 118H136ZM154 115H156L155 112H154ZM157 115H159V113H158ZM160 115L162 116V114H160ZM179 115H180V114H179ZM183 115L188 116V114H183ZM189 115H190V114H189ZM193 115H194V114H193ZM198 115H200V114H198ZM203 115H204V114H203ZM203 115H202V116H203ZM210 115H212V114L210 113ZM218 115H217V116H218ZM236 115H238V114H236ZM240 115H241V112H240ZM240 115H239V116H240ZM245 115H246V114H245ZM248 115H249V114H248ZM248 115H246V116H248ZM252 115H253V114H252ZM256 115H254L255 118H257ZM258 115L260 116V113H259ZM258 115H257V116H258ZM4 116H5V114H4ZM8 116H9V115H8ZM18 116H20V115L18 114ZM95 116H97V115H95ZM98 116H99V115H98ZM98 116H97V117H98ZM116 116H117V115H116ZM116 116H115V117H116ZM150 116H151V115H150ZM150 116H149V117H150ZM152 116H153V115H152ZM169 116H170V115H169ZM172 116H173V115H172ZM195 116H196V115H195ZM208 116H209V115H208ZM208 116H206V117H208ZM213 116H214V115H212V117H213ZM217 116H216V117H217ZM226 116H227V115H226ZM239 116H236L235 119H237V117H239ZM242 116H243V115H242ZM246 116H245V119H244V120H246ZM6 117H7V116H6ZM16 117H17V116H16ZM28 117H29V116H28ZM28 117H27V119H29ZM91 117H94V115L91 116ZM101 117H102V116H101ZM115 117H114V118H115ZM120 117H121V115H120ZM120 117H118V118H120ZM131 117H132V116H131ZM155 117H156V116H155ZM155 117H152V118H155ZM159 117H160V116H159ZM179 117H180V116H179ZM182 117H183V116H182ZM192 117H193V116H192ZM204 117H205V116H204ZM206 117H205V118H206ZM210 117H211V116H210ZM220 117H221V116H220ZM220 117H219V118H220ZM222 117H223V116H222ZM231 117H232V116H231ZM248 117H249V116H248ZM250 117H251V115H250ZM261 117H262V115L260 116V118H261ZM263 117H264V116H263ZM263 117H262V118H263ZM0 118L2 119V117H0ZM17 118H19V117H17ZM126 118H127V117H126ZM137 118H138V117H137ZM146 118H147V117H146ZM152 118H151V119H152ZM172 118H173V117H172ZM183 118H184V117H183ZM183 118H182V119H183ZM188 118H189V116H188ZM202 118H203V117H202ZM213 118H215V117H213ZM226 118H227V117H226ZM260 118H259V119H260ZM93 119H94V118H93ZM99 119H101V118H99ZM99 119H98V120H99ZM102 119H103V118H102ZM121 119H122V118H121ZM128 119H129V118H128ZM133 119H134V118H133ZM151 119H149V121H151ZM158 119H160V118H158ZM158 119H157V120H158ZM191 119H192V118H191ZM194 119H195V118H194ZM207 119H208V118H207ZM211 119H212V118H211ZM232 119H233V118H232ZM259 119L257 118L256 121H257V124H258V125L260 124L259 127H261V124H262L264 121H261V120H259ZM18 120H19V119H18ZM31 120H32V119H31ZM90 120H91V118H90ZM96 120H97V119H96ZM98 120H97V121H98ZM112 120H113V119H112ZM115 120H117V119L115 118L114 121H115ZM118 120L120 121V119H118ZM125 120H126V119H125ZM125 120H124V121H125ZM130 120H131V119H130ZM130 120H129V121H130ZM134 120H135V119H134ZM154 120H156V119H154ZM185 120H186V117H185ZM187 120H188V119H187ZM204 120H205V119H204ZM209 120H210V119H209ZM220 120L222 121L223 119L221 118V119H219V122H218V121H216V122L220 123V122H221ZM238 120H239V119H237V121H236V120H235V121H234V120H233V121L231 120V123H232V122H233V123L235 122L236 124H238V123L240 122V121L238 122ZM241 120H243V119H241ZM249 120H250V119H249ZM249 120L247 119V122H248ZM253 120H254V119H253ZM258 120H259V121H258ZM5 121H6V120H5ZM10 121H11V120H10ZM19 121H20V120H19ZM27 121H28V120H27ZM53 121H54V120H53ZM102 121H103V120H102ZM131 121H132V120H131ZM131 121H130V122H131ZM135 121H137V120H135ZM149 121H147V123H149ZM159 121H160V120H159ZM165 121H166V123H168V122H167L168 120H165ZM165 121H164V122H165ZM191 121H192V120H191ZM210 121H211V120H210ZM213 121H214V120L212 119L211 122L214 123ZM224 121H225V119H224ZM224 121H223V122H224ZM227 121H228V120H227ZM251 121H252V119H251ZM251 121H249V122H251ZM254 121H255V120H254ZM254 121H252V122H254ZM256 121H255V122H256ZM260 121H261L262 123H260ZM0 122H1V120H0ZM14 122H15V121H14ZM24 122H25V121H24ZM34 122H35V121H34ZM115 122H117V121H115ZM125 122H126V121H125ZM130 122L127 123V124H130ZM133 122H134V121H133ZM151 122H152V121H151ZM151 122H150V123H151ZM157 122H158V121H157ZM198 122H199V120H198ZM201 122H202V121H201ZM206 122H207V120L205 121V123H206ZM208 122H209V121H208ZM255 122H254V123H255ZM1 123H2V122H1ZM16 123H17V122H16ZM22 123H23V122H22ZM26 123H27V122H26ZM91 123L94 124V121L91 122ZM95 123H96L95 125H97V122H96V121H95ZM98 123H99V122H98ZM122 123H124V122H122ZM122 123H121V124H122ZM131 123H132V122H131ZM136 123H137V122H136ZM136 123H133V124L136 125ZM162 123H163V121L161 120V124H162ZM166 123H164V124H166ZM226 123H227V122H226ZM245 123H246V122H245ZM4 124H6V123H4ZM8 124H9V123H8ZM8 124H7V125H8ZM28 124H29V123H28ZM112 124H114V123L112 122ZM116 124H117V123H116ZM155 124H156V123H155ZM161 124H160V127H161ZM168 124H169V123H168ZM206 124H207V123H206ZM224 124H225V123H224ZM229 124H230V122H229ZM242 124H243V123H242ZM247 124H248V123H247ZM250 124H252V123H250ZM2 125H3V124H2ZM7 125H6V126H7ZM9 125H10V124H9ZM15 125H17V124H15ZM98 125H100V124H98ZM98 125H97V127H99ZM131 125H132V124H131ZM151 125L153 126V124H151ZM183 125H184V124H183ZM183 125H181V126H183ZM198 125H199V124H198ZM202 125H203V124H202ZM202 125H201V126H202ZM204 125H205V124H204ZM207 125H208V124H207ZM209 125H210V124H209ZM214 125H215V126H218V125L215 124V123H214ZM222 125H223V124H222ZM222 125H221V126H222ZM240 125H241V124H240ZM243 125H244V124H243ZM252 125L254 126V124H252ZM18 126H19V125H18ZM21 126H22V125H21ZM24 126H25V124H24ZM125 126H126V123H125ZM129 126H130V125H129ZM129 126H127V127L129 128ZM155 126L157 127V125H155ZM155 126H154V128H155ZM164 126H165V125H164ZM166 126H168V125L166 124ZM201 126H200V127H201ZM236 126H239V124L236 125ZM241 126H242V125H241ZM241 126H240V127H241ZM0 127H1V126H0ZM16 127H17V126H16ZM101 127H102V126H101ZM114 127H117V125L115 126V124H114ZM130 127H131V126H130ZM133 127H134V126H133ZM133 127H132V128H133ZM137 127H139V126H137ZM137 127H134V128L137 129ZM158 127H159V126H158ZM179 127H180V126H179ZM184 127H185V125H184ZM186 127H187V126H186ZM206 127H207V126H206ZM206 127H205V128H206ZM210 127H211V125H210ZM224 127H225V126H224ZM224 127H222V128H224ZM231 127L233 128V126H231ZM234 127H235V126H234ZM244 127H245V126H244ZM244 127H241V128H244ZM247 127H249V126L247 125L246 128H247ZM250 127H251V126H250ZM255 127H256V125H255ZM255 127H254V128H255ZM262 127H263V126H262ZM262 127H261V128H262ZM5 128H6V127H5ZM134 128L131 129V130H135ZM154 128H153V129H154ZM177 128H178V127H177ZM180 128H181V127H180ZM180 128H179V129H180ZM212 128L214 129L215 127H212ZM220 128H221V127H220ZM229 128H230V127H229ZM251 128H252V127H251ZM251 128H250V129H251ZM256 128H257V127H256ZM3 129H4V128H3ZM8 129H11V128H8ZM97 129H99V128H97ZM115 129H116V128H115ZM164 129H165V128H163V130H164ZM184 129H185V128H184ZM199 129H200V128H199ZM201 129L204 130L202 127H201ZM207 129H208V128H207ZM207 129H206V130H207ZM209 129H210V128H209ZM233 129H234V128H233ZM236 129H237V128H236ZM238 129H239V128H238ZM250 129H249V130H250ZM4 130H5V129H4ZM138 130H139V129H138ZM143 130H145V129H143ZM161 130H162V129L159 128V131H157V133H158V132L160 133ZM177 130H178V129H177ZM182 130H183V129H182ZM186 130H188V128H187ZM186 130H184V131H186ZM215 130H216V128H215ZM215 130H214V131H215ZM217 130H218V129H217ZM217 130H216V131H217ZM219 130H220V129H219ZM222 130H223V129H222ZM230 130H231V129H230ZM234 130H235V129H234ZM254 130H255V129H254ZM257 130H259V132L262 133V130H263V129H262V130H261V129H257ZM260 130H261V131H260ZM5 131H6V130H5ZM7 131H8V130H7ZM7 131H6V132H7ZM26 131H27V129H26ZM117 131H118V129H117ZM148 131H149V130H148ZM148 131H147V132H148ZM154 131H156V130H154ZM154 131L152 130V132H154ZM179 131H180V130H179ZM184 131H182V132H184ZM200 131H201V130H200ZM204 131H205V130H204ZM209 131H210V130H209ZM211 131H212V130H211ZM216 131H215V132H216ZM225 131H226V130H225ZM245 131H247V129H245ZM251 131H252V130H251ZM255 131H256V130H255ZM136 132H137V131H136ZM139 132H140V131H139ZM139 132H138V133H139ZM147 132H146V133H147ZM182 132H181V134H184V133H182ZM207 132H208V131H207ZM232 132H234V131L232 130ZM239 132H242V131L239 130ZM252 132H253V131H252ZM252 132H251V133H252ZM257 132H258V131H257ZM263 132H264V131H263ZM62 133H63V132H62ZM143 133H144V132H143ZM146 133H145V134H146ZM162 133H163V132H162ZM162 133H161V134H162ZM176 133H178V132H176ZM187 133H188V132H186V134H187ZM212 133H213V131H212ZM212 133H211V134H212ZM224 133H225V132H224ZM224 133H222V134L224 135ZM235 133H236V132H235ZM244 133H245V132H244ZM246 133H247V132H246ZM261 133H260V134H261ZM135 134H136V133H135ZM135 134L133 135V134L131 133V135H133V138H134V139H136V138H135ZM140 134H142V133H140ZM152 134H153V133H152ZM179 134H180V132H179ZM179 134H178V135H179ZM209 134H210V133H209ZM228 134H229V132H228ZM230 134H232V133H230ZM176 135H177V134H176ZM202 135H203V134H201V136H202ZM213 135H214V133H213ZM235 135H236V134H235ZM235 135H230V136H235ZM237 135H239V134H237ZM241 135H242V134H241ZM241 135H240V136H241ZM252 135H253V137H254V134H253V133H252ZM258 135H259V133H258ZM63 136H64V135H63ZM136 136H137V135H136ZM140 136H141V135H140ZM166 136H167V135H166ZM183 136H184V135H183ZM183 136H182V137H183ZM201 136H200V137H201ZM205 136H206V135H205ZM209 136H210V135H209ZM216 136H217V135H216ZM219 136H220V135H219ZM247 136H249V135H247ZM260 136H261V135H260ZM21 137H23V136H21ZM65 137H66V136H65ZM137 137H138V136H137ZM164 137H165V136H164ZM184 137H185V136H184ZM203 137H204V136H203ZM220 137H222V136H220ZM244 137L246 138V136H244ZM250 137H251V136H250ZM258 137H259V136H258ZM263 137H264V135H263ZM23 138H24V137H23ZM54 138H57V137H54ZM62 138H63V137H62ZM131 138H132V136L130 137V144L133 143V142L131 143V141H132ZM145 138H146V137H145ZM162 138H163V137H162ZM207 138H208V137H207ZM213 138H214V137H213ZM213 138H212V140H213ZM222 138H223V137H222ZM225 138H226V136H225ZM225 138H223V140H224ZM227 138H229V136H228ZM241 138H243V137L241 136ZM24 139H25V138H24ZM59 139H60V136H59ZM59 139H58V141H56V142L59 143V141L61 140V139H60V140H59ZM141 139H142V138H141ZM165 139H166V138H165ZM176 139H177V138H176ZM176 139H175V140H176ZM179 139L181 140V137H179ZM182 139H183V138H182ZM185 139H186V138H185ZM201 139H202V137H201ZM216 139L219 140L218 136H217ZM216 139H215V141H216ZM234 139H235V138H234ZM243 139H244V138H243ZM255 139H256V138H254L253 140H255ZM258 139H259V138H258ZM262 139H263V138H262ZM262 139H261V140L259 139V140H260L259 143L262 141V144H263V140H264V139H263V140H262ZM53 140H54V139H53ZM62 140H63V139H62ZM137 140H139V139L137 138ZM173 140H174V139H173ZM175 140H174V141H175ZM183 140H184V139H183ZM223 140H222V141H223ZM240 140H241V139H240ZM240 140H239V141H240ZM247 140H249V142H250L251 139H250V138H249V139L247 138ZM253 140H251V143L253 142ZM18 141L21 142V139H19ZM22 141H23V140H22ZM63 141H64V140H63ZM65 141H67V140H65ZM65 141H64V142H65ZM181 141H182V140H181ZM201 141H202V143H203L204 139L201 140ZM227 141H228V140H227ZM227 141H226V142H227ZM234 141H235V140H234ZM241 141H242V140H241ZM255 141H256V140H255ZM16 142H17V141H16ZM19 142H18V143H19ZM64 142H63V143H64ZM126 142H128V141H126ZM182 142H184V141H182ZM182 142H181V143H182ZM204 142H205V141H204ZM206 142H207V141H206ZM208 142H209V139H208ZM237 142H238V141H237ZM245 142H247V141H245ZM249 142H247V143H249ZM18 143H17V144H18ZM31 143H32V142H31ZM52 143H53V142H52ZM58 143H55V144H57L56 146H58ZM61 143H62V141H61ZM136 143H137V142H136ZM174 143H175V142H174ZM177 143H180V142L177 141ZM177 143H176V144H177ZM185 143H188V142L186 141ZM213 143H214V142H213ZM215 143H216V142H215ZM223 143H224V142H223ZM235 143H236V142H235ZM247 143H245V145H246ZM251 143H250V144H251ZM257 143H258V142H257ZM259 143H258V144H259ZM0 144H1V143H0ZM5 144H6V143H5ZM17 144H16V145H17ZM100 144H101V143H100ZM128 144H129V143H128ZM240 144H241V143H240ZM13 145H14V144H13ZM16 145H14V146H16ZM21 145H22V144H21ZM23 145H24V144H23ZM31 145H32V144H31ZM63 145H64V144H63ZM98 145H99V143H98ZM98 145H97V147H98ZM180 145H181V144H180ZM180 145H179V146H180ZM186 145H187V144H186ZM230 145H231V144H230ZM230 145H229V146H230ZM253 145H254V144H253ZM260 145H261V143H260ZM17 146H19V145H17ZM54 146H55V145H54ZM59 146H60V145H59ZM127 146H128V145H127ZM130 146H131V145H130ZM177 146H178V145H177ZM235 146H236V145H235ZM235 146H234V147H235ZM237 146H238V145H237ZM246 146H247V145H246ZM248 146H249V144H248ZM27 147H28V146H27ZM62 147H65V145H64V146H61V149H62ZM174 147H175V146H174ZM183 147H184V146H183ZM195 147H196V146H195ZM195 147H194V148H195ZM200 147H201V146H200ZM238 147H239V146H238ZM240 147H241V146H240ZM240 147H239V148H240ZM250 147H251V145H250ZM3 148H5V147H3ZM12 148H13V147H12ZM12 148H11V149H12ZM15 148H16V147H15ZM17 148H19V147H17ZM55 148H56V147H55ZM93 148H94V147H93ZM95 148H96V147H95ZM98 148H99V147H98ZM131 148H132V147H131ZM176 148H177V147H175L174 150H176ZM198 148H199V146H198ZM212 148H214V146H213ZM217 148H219V147H217ZM220 148H221V147H220ZM222 148H224V146H223ZM227 148H229V147H227ZM227 148L225 147V149H227ZM245 148H246V147H245ZM252 148H253V146H252ZM258 148H261V146H260V147L258 146ZM7 149H8V148H6L5 150H7ZM22 149H23V148H22ZM166 149H167V148H166ZM166 149H164V150H166ZM179 149L181 150V148H179ZM192 149H193V148H192ZM214 149H216V148H214ZM214 149H213V150H214ZM254 149H255V147H254ZM261 149H264V147L261 148ZM5 150H3L4 153H5ZM28 150H29V149H28ZM49 150H50V149H49ZM58 150H59V148H58ZM128 150H129V148H128ZM130 150H131V149H130ZM164 150H163V151H164ZM169 150H170V149H169ZM169 150H167V151H169ZM171 150H173V149H171ZM177 150H178V149H177ZM177 150H176V151H177ZM223 150H224V149H223ZM227 150H229V149H227ZM230 150H231V148H230ZM245 150H246V149H244V151H245ZM259 150H260V149H259ZM259 150H258V152H259ZM1 151H2V150H1ZM1 151H0V153H1ZM7 151H9V150H7ZM50 151H51V150H50ZM50 151H49V152H50ZM56 151H57V149H56ZM63 151H64V149H63ZM63 151H62V152H63ZM193 151H194V149H193ZM199 151H200V150H199ZM216 151H217V150H215V152H216ZM235 151H236V150H235ZM239 151H240V150H239ZM242 151H243V150H242ZM261 151H263V150H261ZM13 152H14V150H13ZM15 152H16L15 154H17V151H15ZM18 152H19V151H18ZM26 152H27V151H26ZM26 152H25V154H26ZM28 152H29V151H28ZM30 152H31V151H30ZM30 152H29V153H30ZM49 152H48V153H49ZM52 152H53V148H52ZM57 152H58V151H57ZM60 152H61V150H60ZM165 152H166V151H165ZM173 152H174V151H173ZM173 152H172V153H173ZM194 152H195V151H194ZM212 152H213V151H211V154H212ZM224 152H225V150H224ZM233 152H234V151H233ZM6 153H7V152H6ZM8 153H10V151H9ZM8 153L6 154L7 156H9ZM32 153H33V152H32ZM32 153H30V155H27V156H29V157H27V156H26V157L30 159V157H32V156L35 154V153H33V154H32ZM46 153H47V152H46ZM53 153H54V152H53ZM125 153H126V155H127L128 152H125ZM130 153H131V151H130ZM130 153H129V154H130ZM134 153H135V152H134ZM170 153H171V152H170ZM172 153H171V154H172ZM195 153H196V152H195ZM222 153H223V152H222ZM222 153H221V154H222ZM227 153H228V152H226V154H227ZM236 153H237V152H236ZM260 153H263V154H264V151H263V152H259V154H260ZM2 154H3V153H2ZM15 154H14V155H15ZM44 154H45V153H44ZM54 154H55V156H56V152H55ZM54 154H53V155H54ZM171 154L169 155V157L172 156ZM224 154H225V153H224ZM231 154H232V153H231ZM233 154H234V153H233ZM238 154H239V152H238ZM240 154H243V153H240ZM245 154H246V153H245ZM249 154H250V153H249ZM252 154H253V153H252ZM6 155H5V157H6ZM11 155H13V154L11 153L10 156H11ZM14 155H13V157H14ZM31 155H32V156H31ZM35 155H36V154H35ZM130 155H131V154H130ZM164 155H165V153L163 154V156H164ZM195 155H196V154H195ZM213 155H214V154H213ZM215 155H217V154H215ZM215 155H214V156H215ZM250 155H251V154H250ZM10 156H9V157H10ZM23 156L25 157V155H23ZM38 156H39V155H38ZM38 156L36 155L35 157L38 158ZM50 156H51V154H50ZM55 156H54V158H55ZM165 156H167V154H166ZM174 156H175V153L173 154V157H174ZM176 156H177V153H176ZM176 156H175V158H176ZM178 156H179V154H178ZM219 156H221V155H219ZM222 156H223V155H222ZM222 156H221V157H222ZM227 156H228V155H227ZM235 156L238 157L237 154H236ZM241 156H242V155H241ZM246 156H247V155H246ZM258 156H259V155H258ZM258 156L256 155V157H258ZM261 156L263 157L264 155L261 154ZM15 157H16V156H15ZM26 157H25V158H26ZM52 157H53V156H51V158H52ZM127 157H128V156H127ZM134 157H135V156H134ZM212 157H213V156H212ZM212 157H211V158H212ZM216 157H217V156H216ZM243 157H244V156H243ZM247 157H248V156H247ZM251 157H252V156H250L249 158H251ZM0 158H2V157H0ZM6 158H7V157H6ZM6 158H5V159H6ZM45 158H47V157H45ZM51 158H50V159H51ZM128 158H130V157H128ZM171 158H172V157H171ZM171 158H170V160L174 159V158H172V159H171ZM178 158H179V157H178ZM230 158H232V155H231V157L229 156V159H230ZM239 158H240V157H239ZM241 158H242V157H241ZM244 158H245V157H244ZM249 158H248V159H249ZM9 159H11V157L8 158V161H10ZM12 159H13V158H12ZM18 159H19V158H18ZM50 159H49V160H50ZM163 159H164V158H163ZM165 159L167 160V157H165ZM212 159H213V158H212ZM221 159H222V158H221ZM229 159H228V161H229ZM237 159H238V158H237ZM246 159H247V158H246ZM255 159H256V161H257V158H255ZM258 159H259V158H258ZM260 159H261V158H260ZM260 159H259V160H260ZM22 160H24V159H22ZM26 160H27V159H26ZM32 160H33V157H32ZM38 160H39V159H38ZM45 160H46V159H45ZM49 160H46V161H49ZM54 160H55V159H54ZM218 160H220V159H218ZM223 160H225V158H224ZM231 160H232V159H231ZM241 160H242V159H241ZM241 160H239V161H241ZM250 160H251V159H250ZM250 160H247V161L250 162ZM50 161H51V160H50ZM168 161H169V158H168ZM172 161H173V160H172ZM221 161H222V160H221ZM225 161H226V160H225ZM232 161H233V160H232ZM235 161H236V158H235ZM235 161L232 163L233 165H236V164H237ZM242 161H243V160H242ZM242 161H241V162H242ZM251 161H252V160H251ZM262 161H263V160H262ZM0 162H1V159H0ZM2 162H3V167L5 168L4 165H5L6 163L4 164L5 161H2ZM35 162H36V161H35ZM37 162H39V161H37ZM44 162H45V161H44ZM163 162H164V161H163ZM170 162H171V161H169L168 163L170 164ZM174 162H175V160H174ZM216 162H217V160L215 161V163H216ZM230 162H231V161H230ZM241 162H239V166H240V165H244V163H245L246 161H243L242 163H241ZM260 162H261V161H260ZM55 163H56V161L54 162V164H55ZM168 163H167V164H168ZM171 163H173V162H171ZM217 163H218V162H217ZM217 163H216V165H217ZM222 163H224V161H223ZM226 163H228V162H226ZM226 163H225V164H226ZM234 163H236V164H234ZM240 163H241V164H240ZM252 163H253V162H252ZM258 163H259V162H258ZM261 163H263V162H261ZM261 163H260V165H261V167H262V164H261ZM9 164H10V162H9ZM19 164H20V163H19ZM42 164H43V163H42ZM47 164H48V163H47ZM164 164H166V163H164ZM218 164H220V162H219ZM230 164H231V163H230ZM230 164H229V165H230ZM255 164H256V163H255ZM263 164H264V163H263ZM6 165H7V164H6ZM48 165H49V164H48ZM50 165H51V163H50ZM178 165H179V164H178ZM178 165H177V167H178ZM226 165H227V164H226ZM226 165H225V166H226ZM251 165H252V164H251ZM169 166L171 167L172 165L170 164ZM175 166H176V164L174 165V167H175ZM220 166H222L223 169H224L223 164L220 165ZM220 166H219V167H220ZM236 166L239 167L238 165H236ZM245 166H246V165H245ZM253 166H254V165H253ZM3 167H2V168H3ZM6 167H7V166H6ZM13 167H14V166H13ZM13 167H12V169H13ZM26 167H27V166H26ZM47 167H49V166H47ZM164 167H165V166H164ZM167 167H168V165H167ZM174 167H173V168H174ZM177 167H176V168H177ZM216 167H217V166H216ZM230 167H231V165H230ZM242 167H243V166H242ZM258 167H259V166H258ZM258 167H257V168H258ZM261 167H260V168H261ZM0 168H1V166H0ZM2 168H1V171H2ZM50 168H53V167H50ZM179 168H180V167H179ZM228 168H229V167H228ZM231 168H232V167H231ZM239 168H241V167H239ZM251 168H252V166H251ZM262 168H263V167H262ZM168 169H169V167H168ZM170 169H172V168H170ZM196 169H197V168H196ZM221 169H222V168H221ZM221 169H220V170H221ZM263 169H264V168H263ZM22 170H23V169H22ZM24 170H25V169H24ZM42 170H43V169H42ZM46 170H48V169L46 168ZM52 170H53V169H52ZM132 170H133V168H132ZM174 170H175V169H174ZM217 170H218V169L216 168V171H217ZM229 170H230V169H229ZM234 170H235V169H234ZM237 170H238V169H237ZM239 170H240V169H239ZM242 170L245 172V169H241L240 171H242ZM248 170H249V166H248ZM251 170H252V169H251ZM257 170H259V169H257ZM257 170H256V171H257ZM14 171H15V170H13V172H14ZM130 171H131V170H130ZM170 171H171V170H170ZM216 171L213 170V172H216ZM218 171H219V170H218ZM222 171H224V173H225V172L228 173V172H227L228 170L226 169V167H225L224 170H221V172H219V173L222 174V173H223ZM13 172H12V176H13ZM42 172H44V171H42ZM45 172H46V171H45ZM48 172H49V171H48ZM54 172H55V171H54ZM176 172H178V171H176ZM199 172H200V171H199ZM231 172H232V170H231ZM231 172H230V173H231ZM235 172H236V170H235ZM238 172H239V171H238ZM261 172H262V171H261ZM1 173H2V172H1ZM1 173H0V174H1ZM130 173H131V172H130ZM169 173H170V172H169ZM172 173H173V172H172ZM178 173H180V172H178ZM211 173H212V171H211ZM224 173H223V176L226 174V173H225V174H224ZM249 173H250V171H249ZM257 173H259V175H260V172H257ZM21 174H22V173H21ZM21 174H19V175H21ZM43 174H44V173H43ZM52 174H53V173H52ZM52 174H51V176H52ZM55 174H56V173H55ZM170 174H171V173H170ZM180 174H181V173H180ZM212 174H213V173H212ZM212 174H210V175H212ZM214 174H215V173H214ZM214 174H213V176H216V177H215L216 179H218V178H219L220 180L223 179V178H222L223 176H222L221 174H219V175H218L217 173H216L217 175H216V174L214 175ZM233 174H235V173H233ZM240 174H241V173H240ZM243 174H244V173H243ZM53 175H54V174H53ZM130 175H131V174H130ZM174 175H175V174H174ZM198 175H199V174H198ZM205 175L207 176V174H205ZM210 175H209V176H210ZM220 175H221V176H220ZM238 175H239V174H238ZM245 175H246V174H245ZM245 175H242V176H245ZM249 175H250V174H249ZM249 175H248V176H249ZM255 175H257V174H255ZM3 176H4V175H3ZM21 176H22V175H21ZM37 176H38V175H37ZM199 176H200V175H199ZM201 176H202V175H201ZM218 176H220L222 179H221L220 177H218ZM227 176H228V175H227ZM230 176H231V175L229 174L228 177L230 178ZM242 176H239V177H237V178H239V180H240V178H241ZM19 177H20V176H19ZM19 177H18V178H19ZM24 177H25V176H24ZM171 177H172V176H171ZM176 177H177V176H176ZM178 177H179V176H178ZM196 177H197V176H196ZM224 177H226V175H225ZM231 177L234 178V176H231ZM259 177H260V176H259ZM21 178H22V177H21ZM39 178H40V177H39ZM42 178H43V177H42ZM44 178H45V177H44ZM46 178H47V177H46ZM48 178H49V176H48ZM50 178H51V177H50ZM53 178H55V177L53 176ZM203 178H204V177H203ZM203 178H201V179H203ZM213 178H214V177H211V178L209 177L210 182H209V183L206 182V183L209 184V185H211V184L213 185L214 182L216 181V180H215V181L212 183V182H211V179H213ZM233 178H232V179H233ZM235 178H236V176H235ZM245 178H247V177H245ZM245 178H241V179H242L243 181H245V180H244ZM248 178H249V177H248ZM0 179H1V177H0ZM51 179H52V178H51ZM130 179H131V178H130ZM134 179H135V178H134ZM197 179H198V178H197ZM197 179H196V181H198ZM205 179H206V178H205ZM232 179H231V180H232ZM35 180H36V179H35ZM53 180H54V179H53ZM55 180H57V178H56ZM55 180L53 181L54 185H55V182H57V181H55ZM115 180H116V179H115ZM206 180H207V179H206ZM206 180H205V181H206ZM223 180H224V182H223V181H220V182H218V183L223 182L222 184L224 185L225 181L227 182L228 179H227V178H224ZM229 180H230V179H229ZM234 180H236V179H234ZM250 180H251V179H250ZM252 180H253V179H252ZM257 180H258V178H256V180H254V181H257ZM11 181H12V179H11ZM11 181H10V182H11ZM13 181H14V180H13ZM45 181H46V180H45ZM212 181H213V180H212ZM218 181H219V180H218ZM254 181H253V183H254ZM23 182H24V181H23ZM38 182H39V181H38ZM50 182H51V181H50ZM115 182H116V181H115ZM117 182H118V181H117ZM133 182H134V181H133ZM133 182H131V183H133ZM201 182H202V181H200L199 184H201ZM230 182H231V181H230ZM245 182H247V181H245ZM249 182H250V181L248 180L247 183H249ZM261 182H262V181H261ZM263 182H264V181H263ZM0 183H2V181H1ZM43 183H44V182H43ZM51 183H52V182H51ZM53 183H52V187H53ZM129 183H130V182H129ZM129 183H128V184H129ZM203 183H204V182H203ZM210 183H211V184H210ZM232 183H233V180H232ZM255 183H256V182H255ZM255 183H254V184H255ZM115 184H116V183H115ZM115 184H114V185H115ZM204 184H205V183H204ZM207 184H206V186H207ZM222 184L218 185L217 182H216V184L213 185V186H217V185H218V187H217V189H216V190H218V188H220V186H221ZM228 184H229V183H228ZM241 184H242V183H241ZM241 184H240V187H241ZM243 184H244V183H243ZM243 184H242V186H243ZM250 184H251V183H250ZM46 185H47V182H46ZM50 185H51V184H50ZM134 185H135V184H134ZM212 185H211L210 187H212ZM225 185H227V183H225ZM225 185H224V186H225ZM233 185H234V184H233ZM237 185L239 186V184H237ZM237 185H235V187H234V188H235L234 191L237 190V189H236V188H237V187H236ZM247 185H248V184H247ZM263 185H264V184H263ZM0 186H1V185H0ZM27 186H28V185H27ZM44 186H45V185H44ZM77 186H78V184H77ZM116 186H117V189H118V185H117V184H116ZM126 186H127V185H126ZM128 186H129V185H128ZM130 186H131V185H130ZM132 186H133V185H132ZM132 186H131V187H132ZM204 186H205V185H204ZM230 186H231V183H230ZM230 186H229V189L231 190ZM248 186H250V185H248ZM255 186H258V185L256 184ZM255 186H254V187H255ZM259 186H260V185H259ZM29 187H30V186H29ZM41 187H42V186H41ZM45 187H46V186H45ZM54 187H55V188L57 187V183H56V186H54ZM243 187H245V184H244ZM246 187H247V186H246ZM250 187H251V186H250ZM252 187H253V186H252ZM261 187H262V186H261ZM261 187H258V189L261 188ZM49 188H50V186H49ZM113 188H115V187H113ZM119 188H120V185H119ZM126 188H127V187H126ZM200 188H203V187H200ZM207 188H209V187L207 186ZM207 188H206V189H207ZM221 188H223V187H221ZM221 188H220V189H221ZM225 188H227V187H225ZM232 188H233V187H232ZM238 188H239V187H238ZM241 188H242V187H241ZM256 188H257V187H256ZM0 189H1V188H0ZM42 189H43V188H41L40 190H42ZM44 189H45V188H44ZM44 189H43V190H44ZM56 189H58V187H57ZM56 189H55V191H57ZM121 189H122V187H121ZM132 189H133V188H132ZM204 189H205V188H204ZM214 189H215V188H214ZM214 189L212 188L211 191L214 190ZM227 189H228V188H227ZM227 189H224V191H225V190L227 191ZM229 189H228L227 193H225V195L228 194V192L230 191ZM244 189H245V188H244ZM244 189H243V190H244ZM253 189H254V188H253ZM253 189H252V190H253ZM258 189H257V192L259 193L260 189H259V191H258ZM76 190H77V188H76ZM115 190H116V189H115ZM216 190H215V191H216ZM221 190H222V189H221ZM238 190H240V189H238ZM238 190H237V193L235 192L237 195L240 194V192L238 193ZM51 191H52V190H51ZM55 191H53V192H55ZM113 191H114V190H113ZM116 191H117V190H116ZM127 191H128V190H126V192H127ZM209 191H210V189H209ZM209 191H208V192L204 191V192L206 193V195H209ZM218 191H219V190H218ZM245 191L247 192V190H245ZM250 191H251V189H250ZM27 192H28V191H27ZM43 192H45V191H43ZM48 192H49V190H48ZM57 192H58V191H57ZM118 192H119L118 194H120V191H118ZM220 192H221V191H220ZM230 192H232V194L234 193L232 190H231ZM230 192H229V193H230ZM261 192H262V193H261ZM261 192H260V195H261V196H260V195H259V196H260L261 198L264 199V188H262V191H261ZM41 193H42V192H41ZM49 193H50V192H49ZM116 193H117V192H116ZM127 193H128V192H127ZM201 193L203 194L202 191H201ZM207 193H208V194H207ZM212 193H214V192H211V194H212ZM223 193H224V192H223ZM235 193L233 194V197H235L234 199L236 200V202H234L235 200L231 199V195H232V194H228V196L230 195V199H231V201L233 200V202H234V203H237V204H238V203L241 204L240 201H242V203L245 204V202H243L244 199H241V200H240V199L238 198V196H237V198L239 199V202L237 201L238 199H236V194H235ZM242 193H244V192H242ZM247 193H248V192H247ZM247 193H244V194H246V196H247V195H249V194H247ZM252 193H255V192H252ZM46 194H47V193H46ZM113 194H114V193H113ZM219 194H220V193H219ZM41 195H42V194H41ZM57 195H58V193H57ZM116 195H117V194H116ZM127 195H129V194H127ZM221 195H223V194L221 193ZM225 195H224V196H225ZM240 195H241V194H240ZM256 195H257V194H256ZM4 196H5V195H4ZM21 196H22V195H21ZM31 196H32V195H31ZM35 196H36V195H35ZM38 196H40V194H39ZM44 196H45V195H44V193H43V197H44ZM46 196H47V195H46ZM48 196H49V195H48ZM50 196H52V193H51ZM50 196H49V197H50ZM55 196H56V195H55ZM113 196H114V195H113ZM117 196H118V195H117ZM202 196H203V195H202ZM210 196H211V195H209L208 197H210ZM212 196H213V195H212ZM218 196H219V195H218ZM224 196H223V197H224ZM226 196H227V195H226ZM251 196H252V195H251ZM53 197H54V196H53ZM208 197H206V198H208ZM220 197H221V196H220ZM248 197L250 198V196H248ZM252 197H254V196H252ZM252 197H251V198H252ZM260 197H259V198H260ZM21 198H22V197H21ZM40 198H41V197H40ZM45 198H46V197H45ZM47 198H48V197H47ZM54 198H55V197H54ZM118 198H119V197H117V200H119ZM120 198H122V197H120ZM126 198H127V196H126ZM132 198H133V197H132ZM213 198H215V197H213ZM224 198H226V197H224ZM224 198H222V199L224 200ZM227 198H228V197H227ZM227 198H226V200H229V199H227ZM241 198H242V196H241ZM251 198H250V199H251ZM25 199H26V198H25ZM127 199H128V198H127ZM127 199H126V200H127ZM246 199H247V197H246ZM246 199H245L244 201H246ZM0 200H1V199H0ZM27 200H28V199H27ZM32 200H33V198H32ZM35 200L38 201L37 198H36ZM46 200H48V199H46ZM50 200L53 201L52 198L49 199V202H50ZM55 200H56V198H55ZM117 200H116V201H117ZM210 200H213L212 197L210 198ZM217 200H218V199H217ZM247 200H248V199H247ZM258 200L260 201V199H258ZM5 201H6V200H5ZM5 201H4V202H5ZM36 201H35V202H36ZM116 201H115V202H116ZM120 201H123V199L120 200ZM129 201H130V199H128V203H129ZM132 201H133V200H132ZM213 201H214V200H213ZM252 201H253V200H252ZM261 201L263 202L262 199H261ZM26 202H27V201H26ZM38 202H39V201H38ZM41 202H42V201H41ZM41 202H40V203H41ZM46 202H47V201H46ZM46 202H45V203H46ZM115 202H114V203H115ZM126 202H127V201H126ZM134 202H135V201H134ZM222 202H223V201H222ZM227 202H229V201H227ZM227 202H226V203H227ZM233 202H232V205L234 204ZM246 202H247V201H246ZM250 202H251V200H250ZM250 202L248 201L247 203H250ZM262 202L260 203V202H258V201H254V202H251L249 206H245V207H242V206H244V205H241V207H238L237 205H234L235 207H238L239 209H238V208H237L238 210H237V209H234V212H233V213H235V216H236V217L238 216V218H239V220H240L239 225H240V224H241V225H245L246 222H247V223H251V224H246V225H247V227H248V225H250V227L252 226V228H251L252 231H251L250 229H249V230L253 233V236H254V237L251 235L252 233L250 234L251 236H250L249 234H246V235H247V236H250V237H253V238H254L253 240H255L254 243L256 242V240H257L256 243H260V242H261V245H262L263 247H262L261 245L258 244L259 246H258V251H257V253H258L257 255H258V256H256L257 258H260V254L264 256V204H263ZM0 203H1V202H0ZM20 203H22V201H20ZM27 203H29V201H28ZM31 203H33V202H31ZM45 203H44V204H45ZM118 203H119V202H118ZM131 203H132V202H131ZM131 203H130V204H131ZM136 203H137V201H136ZM212 203H213V202H212ZM223 203H225V200H224ZM247 203H246V204H247ZM2 204H3V203H2ZM4 204H6V203H4ZM24 204H25V203H24ZM36 204H37V203H36ZM50 204H51V203H50ZM121 204H126V203H125V202H124V203L122 202ZM173 204H174V203H173ZM21 205H22V204H21ZM25 205H27V204H25ZM37 205H38V204H37ZM37 205H35V206H37ZM40 205H41V204H40ZM42 205H43V203H42ZM46 205H47V203L45 204V206H46ZM118 205H119V204H118ZM118 205H117V206H118ZM132 205H133V204H132ZM179 205H180V204H179ZM216 205H217V204H216ZM220 205H221V204H220ZM227 205H228V203H227ZM229 205L231 206L230 202H229ZM247 205H248V204H247ZM31 206H34V205H31ZM35 206H34V207H35ZM45 206H42V207H45ZM119 206H120V205H119ZM121 206H122V205H121ZM175 206H176V204H175ZM214 206H215V203H214ZM222 206H223V205H222ZM224 206H225V205H224ZM234 206H232V207H234ZM239 206H240V205H239ZM5 207H6V206H5ZM16 207H17V206H16ZM23 207H24V206H23ZM25 207H26V206H25ZM38 207H40V206H38ZM48 207H53V206H48ZM48 207H45V208H46L47 210H49V213H52L53 211L51 212L50 209H49ZM122 207H124V205H123ZM122 207H120V209H121ZM127 207H128V206H126V208H127ZM172 207H173V205H172ZM176 207H177V206H176ZM208 207H209V205H208ZM208 207H207V209H208ZM211 207H212V206H211ZM217 207H218V206H217ZM220 207H221V206H220ZM227 207H228V206H227ZM247 207H248V208H247ZM0 208H1V207H0ZM3 208H4V207H3ZM18 208H19V207H18ZM209 208H210V207H209ZM212 208H214V207H212ZM224 208H225V207H224ZM228 208H229V207H228ZM43 209H44V208H43ZM51 209L54 210V208H51ZM167 209H168V210H167ZM167 209H166V210L169 211L171 208H170V209L167 208ZM173 209H174V207H173ZM176 209H177V208H176ZM176 209H174V210H176ZM182 209H184V208L178 209V210H176V212L179 211V210L182 211ZM210 209H211V208H210ZM215 209H216V208H215ZM230 209H231V207H230ZM19 210H20V209H19ZM144 210H145V209H144ZM166 210L163 209V212H164V211L166 212ZM171 210H172V209H171ZM221 210H222V209H221ZM225 210H226V209H225ZM232 210H233V209H232ZM232 210H231V211H232ZM235 210H237V211H235ZM0 211H2V208H1ZM11 211L13 212V210H11ZM15 211H16V213H17V209H15ZM40 211H41V210H40ZM42 211H43V210H42ZM208 211H209V210H208ZM211 211H212V210H211ZM211 211H210L209 213H211ZM223 211H224V210H223ZM2 212H5V211H2ZM8 212H9V211H8ZM47 212H48V211H47ZM143 212H144V211H143ZM151 212H152V211H151ZM157 212H158V211H157ZM161 212H162V209H161ZM165 212H164V213H165ZM172 212H173V211H172ZM183 212H186V210L184 209ZM187 212H188V211H187ZM212 212H213V211H212ZM215 212H216V210H215ZM16 213H15V214H16ZM153 213H154V212H153ZM155 213H156V212H155ZM164 213H163V214H164ZM166 213H167V212H166ZM169 213H170V212H169ZM178 213H179V212H178ZM203 213H204V212H203ZM206 213H207V211H206ZM224 213H225V216H226V215H227L226 212H224ZM224 213H223V214H224ZM227 213H228V212H227ZM230 213H232V212H230ZM230 213H229V214H230ZM6 214H7V213H6ZM9 214H10V213H9ZM11 214H12V213H11ZM45 214H46V213H45ZM173 214H174V213H173ZM180 214L183 215V213H180ZM218 214H219V213H218ZM236 214H237V215H236ZM1 215H2V214H1ZM4 215H5V214H4ZM150 215H151V214H150ZM155 215H156V214H155ZM203 215H204V214H203ZM208 215H209V214H208ZM210 215H211V214H210ZM213 215H214V214H213ZM213 215H212V216H213ZM215 215H216V214H215ZM219 215H220V214H219ZM221 215H222V214H221ZM233 215H234V214H233ZM45 216H47V214H46ZM49 216H50V215H49ZM170 216H171V219H172V215H170ZM177 216H178V215H177ZM187 216H188V214H187ZM187 216H186V217H187ZM201 216H202V215H201ZM206 216H207V215H206ZM212 216H211V217H212ZM227 216H228V215H227ZM230 216H231V215H230ZM151 217H152V216H151ZM160 217H161V216H160ZM165 217H166V215H165ZM173 217L176 218L175 216H173ZM183 217H185V215H184ZM183 217H182V218H183ZM186 217H185L184 219H186ZM204 217H205V215H204ZM204 217H203V218H204ZM207 217H208V216H207ZM236 217H233V219L236 218ZM5 218H6V215H5ZM46 218H47V217H46ZM166 218H167V217H166ZM169 218H170V217H169ZM174 218H173V222H174ZM178 218H179V217H178ZM199 218H200V217H199ZM208 218H209V217H208ZM208 218H206V219H208ZM216 218H217V217H216ZM218 218H219V217H218ZM224 218H225V217H224ZM0 219H1V218H0ZM9 219H10V217H9ZM152 219H155V218L152 217ZM158 219H159V218H158ZM161 219H162V217H161ZM180 219H181V218H180ZM180 219H179V220H180ZM184 219H182V220H184ZM214 219H215V217H214ZM226 219H227V218H226ZM166 220L168 221V219H166ZM176 220H177V218H176ZM176 220H175V221H176ZM182 220H181V221H182ZM186 220H189V219H186ZM186 220H185V221H186ZM201 220H203V219H201ZM229 220H230V219H229ZM0 221H2V220H0ZM159 221H160V220H159ZM169 221H170V220H169ZM177 221H178V220H177ZM177 221H176V222H177ZM189 221H190V220H189ZM203 221L205 222V220H203ZM216 221H218V220H216ZM216 221H214L215 224H216ZM231 221H232V220H231ZM231 221H230V222H231ZM4 222H5V221H4ZM7 222H8V221H7ZM153 222H154V221H153ZM182 222H183L184 224L186 223V222H184V221H182ZM204 222H203V223H204ZM238 222H239V221H238ZM2 223H3V222H2ZM5 223H6V222H5ZM154 223H156V222H154ZM179 223H181V222H179ZM188 223H189V222H188ZM203 223H201V224H203ZM231 223H232V222H231ZM231 223H230V224H231ZM3 224H4V223H3ZM3 224H2V225H3ZM177 224H178V223H177ZM235 224H237V223H235ZM235 224H234V225H235ZM155 225H156V224H155ZM157 225H158V224H157ZM173 225L175 226V223H174ZM189 225H190V223H189ZM189 225L187 224V226H189ZM205 225H206V224H205ZM232 225H233V224H232ZM177 226H178V225H177ZM202 226H203V225H202ZM4 227H7V226H4ZM159 227H160V225H159ZM189 227H190V226H189ZM199 227H200V225H199ZM199 227H198V228H199ZM207 227H208V225H207ZM207 227H206V229H207ZM227 227H228V226H227ZM229 227H231V226H229ZM229 227L227 228V230L229 229ZM244 227H246V226H244ZM250 227H249V228H250ZM162 228H163V227H162ZM162 228L160 227V229H162ZM225 228H226V227H225ZM241 228H242V227H241ZM200 229H201V228H200ZM223 229H224V228H223ZM245 229H246V228H245ZM162 230H163V229H162ZM202 230H203V229H202ZM202 230H200V231H202ZM230 230H231V229H230ZM230 230H229V231H230ZM235 230H236V229H235ZM237 230L240 231L241 229L239 228V229H237ZM245 231H248V228H247ZM250 231H249L248 233H250ZM202 232H203V231H202ZM205 232H206V231H205ZM221 232H222V231H221ZM224 232H225V231H223L222 233H224ZM237 232H238V231H237ZM242 232H243V229H242ZM242 232H241V233H242ZM198 233H199V232H198ZM200 233H201V232H200ZM200 233H199V234H200ZM206 233H207V232H206ZM225 233H226V232H225ZM239 233H240V232H239ZM239 233H237V234L239 235ZM243 233L245 234V232H243ZM246 233H247V232H246ZM201 234H202V233H201ZM203 234H204V232H203ZM211 234H212V233H211ZM227 234H228V233H227ZM235 234H236V232H235ZM166 235H167V234H166ZM204 235H205V234H204ZM204 235H203V236H204ZM213 235H214V233H213ZM215 235H216V234H215ZM221 235H223V234H221ZM241 235H243V234H241ZM198 236H199V235H198ZM200 236H201V235H200ZM210 236H211V235H210ZM217 236H218V235H217ZM217 236H216V237H217ZM225 236H226V235H225ZM231 236H232V233H231L230 236L227 235V237H228L229 239L233 238V237H231ZM234 236H235V235H234ZM239 236H240V235H239ZM247 236H246V237H247ZM206 237H207V236H206ZM200 238H201V237H200ZM200 238H198V239H200ZM202 238H203V237H202ZM219 238H220V237H219ZM221 238H222V236H221ZM225 238H226V237H225ZM225 238H223V239L225 240ZM241 238H242V236H240V238H238V241H236V243H238L239 245H240V243L242 242ZM248 238H249V237H248ZM248 238H246V241H247ZM204 239H205V238H204ZM209 239H211V238H209ZM212 239H213V237H212ZM234 239H235V238H234ZM207 240H208V239H207ZM227 240H228V239H227ZM231 240H233V239H231ZM244 240H245V239H244ZM198 241H199V240H198ZM204 241H206V239H205ZM213 241H214V242H211V241H210V242H211V243H215V240H214V239H213ZM221 241H223V240L221 239ZM225 241H226V240H225ZM225 241H224V242H225ZM217 242H219V241H217ZM224 242H223V244H224ZM227 242H228V241H227ZM227 242H225V243H227ZM233 242H235V241H233ZM200 243H201V242H200ZM200 243H199V244H200ZM219 243H222V242H219ZM236 243H234V246L236 245ZM244 243H246V242H244ZM250 243H251V242H250ZM204 244H205V243H204ZM227 244H228V243H227ZM227 244H226V245H227ZM229 244H230V242H229ZM229 244H228V247L231 248V251H232V252H229V250H228V251L225 250V251L228 253V255H229V253H230V254L237 253V250L240 249V247H241V251H242L243 255H245L246 257H247V255H249V254L246 255V253L244 254V251L242 250V249H243L242 246H240V247L238 246L239 248L237 247V250L235 249V250H236V251H235V250H234L235 247H234V246L232 247L233 244L231 245V247H230ZM247 244H248V242H247ZM247 244H246V250H247V246H248ZM200 245H201V244H200ZM200 245H199V246H200ZM202 245H203V244H202ZM207 245L210 247L209 244H207ZM207 245H206V246H207ZM211 245H212V244H211ZM216 245L219 246V244L215 243V246H216ZM226 245H225V247L222 246V245H221V246L224 247V248L226 249V248H227ZM255 245H257V244H255ZM255 245H253V246H255ZM203 246H204V245H203ZM213 246H214V245H213ZM221 246H220V247H221ZM260 246H261V247H260ZM201 247H202V246H201ZM209 247H208V248L206 247V248L209 249ZM211 247H212V246H211ZM243 247H244V245H243ZM249 247H250V246H248V248H249ZM259 247H260V248H259ZM203 248H204V247H203ZM212 248H213V247H212ZM216 248H218V247L216 246ZM216 248H215V249H216ZM224 248H223V249H224ZM229 248H228V249H229ZM251 248H252V246H251ZM254 249H255V248H254ZM254 249H253V250H254ZM201 250H202V248H201ZM210 250H211V249H210ZM217 250H218V249H217ZM219 250H220V251H219ZM219 250H218L219 253H222L221 251H223V250H222V249H219ZM246 250H245V252H246ZM206 251H207V250H206ZM213 251H214V250H213ZM215 251H216V250H215ZM225 251H224V254H225ZM233 251H234V252H233ZM238 251H240V250H238ZM249 251H250V250H249ZM249 251H247V252L249 253ZM203 252H204V251H203ZM203 252H202V254H203ZM207 253H208V252H207ZM210 253L212 254V251H211ZM227 253H226V254H227ZM239 253L241 254V252H239ZM239 253H238V256L240 257V254H239ZM211 254H210V255H211ZM217 254H218V253H217ZM217 254H216V255H217ZM224 254L222 253V255H224ZM253 254H254V253H253ZM204 255H205V253H204ZM206 255H207V254H206ZM208 255H209V254H208ZM243 255H242V256H243ZM212 256H213V255H212ZM212 256H211V257H212ZM219 256H220V254H219ZM219 256H218V258H219ZM224 256H225V255H224ZM226 256H227V255H226ZM231 256H232V258H233V257H237L236 254H235V255L233 254V255H231ZM231 256H228V257H231ZM242 256H241V257H242ZM245 256H244V257H245ZM250 256H251V255H250ZM250 256H249V258H250ZM263 256H262L261 259H263ZM211 257H210V258H211ZM214 257H215V256H214ZM253 257H254V255H253ZM208 258H209V256H208ZM249 258H248V259H249ZM254 258H255V257H254ZM257 258H256V259H257ZM229 259H230V258H229ZM229 259H228V260H229ZM235 259H236V258H235ZM235 259H234V260H235ZM238 259H239V258H238ZM248 259H247V260H248ZM251 259H252V258H251ZM251 259H250V260H251ZM256 259H255V260H256ZM261 259H260V260H261ZM216 260H217V259H216ZM224 260L227 261L226 259H224ZM232 260H233V259H232ZM236 260H237V259H236ZM240 260H242V259H239V262L237 261L239 264L241 263ZM247 260H246V258H245L244 262L246 263ZM255 260H254V261H255ZM257 260H258V259H257ZM207 261H208V260H207ZM242 261H243V260H242ZM217 262H218V260L216 261V263H217ZM234 262H235V261H234ZM234 262H233V263H234ZM247 262H248V261H247ZM258 262H259V260H258ZM260 262H261V261H260ZM260 262H259V263H260ZM207 263H209V262H207ZM216 263H215V264H216ZM224 263H226V262H224ZM238 263H236V264H238ZM250 263H251V262H250ZM253 263H255V262H253ZM263 263H264V261H263ZM203 264H204V263H203ZM211 264H213V263H211ZM220 264H221V263H220ZM230 264H232V261H231ZM241 264H243V263H241ZM246 264H247V263H246ZM256 264H258V263H256ZM260 264H261V263H260Z\"/></svg>",
  "mask_w": 264,
  "mask_h": 264
}]
</instances>
